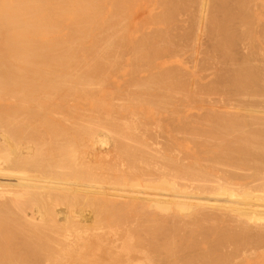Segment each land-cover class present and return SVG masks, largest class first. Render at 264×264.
<instances>
[{
	"label": "bare ground",
	"instance_id": "1",
	"mask_svg": "<svg viewBox=\"0 0 264 264\" xmlns=\"http://www.w3.org/2000/svg\"><path fill=\"white\" fill-rule=\"evenodd\" d=\"M12 1H15V0H12ZM12 1L10 0V1H8V3L7 4H5L6 2H7V0H0V37H2L1 35H3L4 37H5V35H9L10 36V38H12V36L10 35V34H15L16 35V38H17V36L18 35H22V37L24 36V37H29L28 39H30V40H27V43H29L28 41H30L31 42V40L32 39H35V38H33L34 36L33 35H37V33L38 32H40V30H35V28H40V27H38V25H41L43 22H45V24L48 26V24L47 23H49V22H47L46 23V20L47 21H50V19H51V17H50V19H49V17H48V15H47V18H45L43 15V17L45 18V21H42V19H41V21H42V23L41 24H38V22H37V20L34 18V15H36L37 16V14L36 13H38V12H42V10L41 9H44V7H42L41 6V4L39 5V3H42V2H44L45 0H16V2L17 1H19L18 3H15V4H13L12 3ZM46 1H48V0H46ZM51 1H53V2H49V3H51V5H52V3H53V5H54V1L55 0H51ZM56 1H58V0H56ZM55 1V3L57 4V5H61V4H64L63 5V7H67L68 6V4L67 5H65L66 3H64L63 1H65V0H59L58 2H59V4L57 3ZM69 1H71V0H69ZM75 1V0H74ZM81 1V0H80ZM83 1V0H82ZM90 1H94V0H90ZM89 1V3H87V1H83V2H85V3H81V5L79 6V9L82 7V5H83V7L81 8V10L80 11H82L83 10V12H84V10L86 11V13H85V15H86V17H89V16H92V14H94V13H91V15H89L88 13H87V11H88V8H89V6H90V8L89 9H91V7H94L95 5H97V2H95L96 4L95 5H93V6H91L90 5V3H92V2H90ZM109 1V0H108ZM116 1V0H115ZM114 1V2H115ZM128 1V0H127ZM131 1V0H130ZM146 1V0H145ZM148 1V2H147ZM146 2L147 3H149L150 1H152V0H147ZM160 1H162V0H160ZM176 1V0H175ZM174 1V2H175ZM179 1H182V0H179ZM186 1V0H185ZM191 1V0H190ZM194 1V0H193ZM195 1H197V0H195ZM195 1H194V3H195ZM209 1H211V0H208V2ZM223 2L225 1V0H222ZM248 1V2H247ZM254 1V0H253ZM257 2H259L258 0H256ZM256 1H255V4L257 5V3H256ZM61 2V3H60ZM77 1H75V3H76ZM107 2V1H106ZM110 2H111V0H110ZM132 2V4L133 3H135V5L138 3V2H140V1H138L137 2V0H133V1H131ZM144 2V1H143ZM169 1H167L166 3H168ZM183 2V1H182ZM199 2V5H197L198 6V8L196 9V7H195V9L197 10V13H195L194 12V15L195 14H197L196 16H197V18H196V20H195V27H194V30L192 29L193 27H192V24H193V22H194V19H191L190 20V18L191 17H189V15H188V20L189 21H192V24H190L191 25V29L193 30V35H192V38H190L189 39V41L192 39V45H191V50L189 51L188 49H186V50H188L189 52H191L189 55V59H185V60H187L185 63H184V61H183V64H176V66H172L171 68H169L168 67V64H167V62L165 61V62H162V63H159V64H156V65H154L153 67H152V65H150L151 67V69L150 70H148L147 72L146 71H144L143 69L144 68H142L141 70H143V72L141 73V74H137V78L135 79L134 77H133V75H132V78H134L135 80L134 81H132V84L133 83H135V86H133V85H131L132 87V89H135V87L136 88H140V89H138V90H142V88H141V86L143 87V84H144V82H145V84H147V87L149 88V90H153L154 89V87L156 86L157 87V85H153L152 84V82L153 81H151V80H153L155 77H151V78H153V79H149V77H147L148 76V74L147 73H149L150 75L152 74V73H154V72H157L158 73V70L159 71H164V72H162V73H164V77H166L167 78V80H168V77H170L169 78V80L168 81H170V80H172V79H174L173 77H180L181 78V76H183L184 75V77L185 76H187L188 78L187 79H183V78H181L182 80H184V81H186L187 83H185V84H187V86H188V90H187V95H189V97H186V98H190V95H192V94H194V96L196 97V96H198L199 98H200V96H201V98H205V96L203 95V93H202V95H200L199 96V94L197 95L196 94V92L195 93H192V94H190L191 92H192V90H197L198 89V85L203 81V79L206 77L205 75L204 76H202V75H200V72H202V70L203 69H199L200 70V72H198L197 70H198V66H199V62H201L200 60H202V58H200V57H204V55H201L203 52H202V50H204V49H200L201 48V42H200V39H199V37H198V32L200 33L201 32V30H202V23L204 22V17H205V15H207V14H205L206 12H208V11H206L205 12V9L207 8V7H209L210 6V4H212V3H210L209 4V6H207L206 7V3L205 2H207V0L204 2V0H199L198 1ZM208 2H207V5H208ZM214 2H215V0H214ZM222 2V3H223ZM231 2L233 3V1L231 0ZM228 3V1H227V3H228V7L227 8H229V4H232V3ZM236 2H240L239 0H237ZM244 1H242V3H243ZM245 2H247V3H252L251 1H249V0H245ZM245 2L243 3L244 4V7H243V10H245L244 8L246 7L245 6ZM49 3H46L45 2V4L46 5H48L49 6ZM77 3H79V2H77ZM76 3V4H77ZM98 3H100V2H98ZM101 3H103V1L101 2ZM105 3V2H104ZM119 3H120V0H119ZM128 3H129V1H128ZM152 3V2H151ZM158 2H157V0H156V4H157ZM165 3V5H169V4H166ZM177 3H178V1H177ZM189 3V2H188ZM197 3V2H196ZM195 3V4H196ZM219 3V2H218ZM225 3H226V1H225ZM247 3H246V5H247ZM249 3V4H250ZM16 4H18V5H16ZM55 4V6H57ZM70 4V3H69ZM74 2L72 3V5H71V9L74 7ZM88 5L87 7V10H86V7H84V5ZM107 5H109L108 4V2L106 3ZM106 4L104 5L105 7H106ZM111 4V3H110ZM116 4H117V2H116ZM121 4V3H120ZM130 4V3H129ZM129 4H128V6H129ZM132 4H130V5H132ZM139 4V3H138ZM145 5H151L150 3L149 4H146V3H144ZM144 4H143V9H139L140 11H141V13L143 12L142 10H144ZM172 4H173V1H172ZM175 4V3H174ZM181 4L182 3H180V6H181ZM187 4V3H186ZM198 4V3H197ZM214 4V3H213ZM212 4V5H213ZM224 4V3H223ZM234 4H236V3H234ZM240 4H241V2H240ZM252 4H254V3H252ZM12 6V9L13 10H11V9H9V8H11V6ZM13 5H15V8H13L14 6ZM42 5H44V3H42ZM46 5H44L45 7H47ZM79 5V4H78ZM78 5H75V7L76 6H78ZM98 5H100V4H98ZM97 5V6H98ZM125 5H127L126 3H125ZM159 3H158V7H159ZM164 5V6H165ZM179 5V4H178ZM191 5H193V3L191 2L190 3V7H191ZM218 5V4H217ZM217 5H215V8L217 7ZM239 5V4H238ZM18 6V7H17ZM41 6V7H40ZM73 6V7H72ZM110 6V5H109ZM109 6H107V7H109ZM114 6H115V4H114ZM123 6V5H122ZM133 6H134V4H133ZM172 6V5H171ZM183 6V5H182ZM189 6V5H188ZM214 6V5H213ZM220 6V5H219ZM227 6V5H226ZM225 6V7H226ZM51 7V6H50ZM53 7L54 6H52V9H53ZM96 7V6H95ZM95 7H94V9H95ZM112 7V6H111ZM116 7V6H115ZM125 6H123V8H124ZM138 8H140V5H138L137 6ZM137 7L135 8V9H137ZM141 7H142V3H141ZM155 7V3H154V6H153V8L152 9H155L154 11H156V10H158V11H160V10H162L161 8H162V6L160 5V7L161 8H158L157 7V9L156 8H154ZM173 7V6H172ZM179 7V6H178ZM224 7V6H223ZM234 7H236V6H234ZM239 7V6H238ZM251 7H252V10H253V5H250V6H248V9H251ZM258 8H260V7H264V0H261L260 1V3H258V6H257ZM256 7V8H257ZM7 8L9 9V11H7ZM49 7H47V9H48ZM61 8H62V6H61ZM61 8H60V10H59V14H60V17H63L62 16V10H61ZM77 8V7H76ZM75 8V10L74 11H72V13L73 12H75V11H78V12H80L79 11V9L77 8L76 9ZM84 8V9H83ZM98 8H99V6H98ZM113 8V7H112ZM111 8V9H112ZM117 8H118V6H117ZM122 8V9H123ZM130 8V7H129ZM131 8H132V6H131ZM146 8V7H145ZM150 8V9H151ZM175 8V7H174ZM184 8V7H183ZM192 8V7H191ZM191 8H190V10H191ZM212 8V7H211ZM232 8H233V6H232ZM241 8V7H240ZM240 8H239V10H240ZM255 8V9H256ZM46 9V10H47ZM51 8H50V10H52ZM55 9V8H54ZM57 9V8H56ZM63 9V8H62ZM71 9H70V5H69V7H68V9L67 10H65V14H67V12L66 11H70L71 12ZM93 9V8H92ZM103 9V8H102ZM106 9V8H105ZM104 9V10H105ZM110 8H108V11L109 12H111L110 10H109ZM116 9V8H115ZM119 9V8H118ZM133 9H134V7H133ZM160 9V10H159ZM171 9H173V8H171ZM170 9V10H171ZM179 9V8H178ZM182 9V8H181ZM187 9H189V8H187ZM194 9V10H195ZM214 9V8H213ZM219 9V8H218ZM231 9V8H230ZM237 9V8H236ZM242 9V8H241ZM262 10H261V12L260 13H262L263 14V9L264 8H261ZM49 10V11H50ZM100 10H101V8H100ZM99 10V11H100ZM104 10H101L102 11V13L104 12ZM113 10H114V8H113ZM120 10V9H119ZM123 10H125V9H123ZM122 10V11H123ZM127 10H128V12L126 13V14H124V16L122 15V18H121V20H123V21H121L120 19H118V20H120V24L122 25V26H124L123 27V29H122V27H120L119 26V28H121V30L123 31V33H122V31H120V29H119V31L118 30H116V34H119L120 33V35L121 36H123L122 37V40L120 41V39H121V37H119V35H117L119 38L117 39V40H119V42H117V44H115V45H117L116 46V51H118L119 52V48H118V46L120 45V43H122L123 44V41H124V43H125V48H127V43L129 44V43H132V41H133V39L132 38H134V39H136L135 38V35H133V33L136 31V29H135V27L137 28V26H136V24H137V21H139V16H141L140 17V20H141V18L143 17V15L145 14L144 12V14H137V12H138V10H134V12H132L133 10H131V12L132 13H129V10L130 9H128V7H127ZM164 10V9H163ZM162 10V11H163ZM165 10H168V8L167 9H165ZM182 10H184V9H182ZM208 10V9H207ZM225 10H227V9H225ZM232 10H234V9H232ZM238 10V9H237ZM247 10V9H246ZM54 11V10H53ZM89 11H91V10H89ZM96 12H98L99 13V11H97V10H95ZM94 10L92 11V12H95ZM118 11V10H117ZM121 11V12H122ZM139 11V12H140ZM145 11V10H144ZM161 11V12H162ZM173 11H175L174 9H173ZM176 11H177V9H176ZM179 11V10H178ZM189 11V10H188ZM187 11V12H188ZM231 11V10H230ZM248 11V10H247ZM45 12V10H43V13ZM58 12V11H57ZM64 12V11H63ZM136 12V13H135ZM164 13H165V11H163ZM170 12H172V11H170ZM180 12V11H179ZM177 13V14H180L181 15V13ZM191 12H193V11H191ZM211 12V11H210ZM210 12H208V13H210ZM216 12V11H215ZM219 12L221 13V10H219ZM224 12V11H223ZM223 12L220 14V15H222L223 14ZM228 12V11H227ZM234 12H238V13H240L241 12V10L240 11H233V13ZM243 12V11H242ZM258 12H259V10H258ZM49 13V12H48ZM48 13H46L45 12V14H48ZM51 13V12H50ZM49 13V14H50ZM53 13V12H52ZM54 13H56V11L54 12ZM53 13V14H54ZM72 13H70V14H72ZM77 13V12H76ZM82 13V12H81ZM102 13H99V14H102ZM108 13V12H107ZM106 13V14H107ZM112 13V12H111ZM116 13V12H115ZM114 13V14H115ZM123 13V12H122ZM125 13V12H124ZM156 13V12H155ZM166 13H167V11H166ZM190 13V12H189ZM214 13V12H213ZM218 13V12H217ZM216 13V14H217ZM229 13H231V12H229ZM244 14H249L250 15V17H251V19L250 20H252V14H255L256 13V10L254 11L253 10V13H251L250 12V10H249V12H243ZM40 14H42V13H40ZM40 14H39V16H40ZM53 14H52V16H53ZM58 14V15H59ZM69 14V15H70ZM75 14V13H74ZM96 14V13H95ZM105 14V15H106ZM150 14V13H149ZM149 14H148V16H149ZM158 14V13H157ZM168 14H169V10H168ZM171 14V13H170ZM187 14V13H186ZM211 14V13H210ZM215 14V13H214ZM224 14H226L225 12H224ZM64 15V14H63ZM77 15V14H76ZM82 15V14H81ZM80 15V16H81ZM84 15V14H83ZM88 15V16H87ZM109 15V14H108ZM108 15H106V17L108 16ZM120 15V14H119ZM146 15V14H145ZM164 15H166V14H164ZM172 15V14H171ZM185 15V13H183V17H185L184 16ZM193 15V16H194ZM218 15V14H217ZM228 15V14H227ZM226 15V16H227ZM231 15V14H230ZM236 15V14H235ZM235 15H233V16H235ZM243 15V14H242ZM245 15V16H246ZM259 15V14H258ZM258 15H255V17H256V20H257V16ZM264 15V14H263ZM39 16L37 17L38 19H39ZM49 16H51V14L49 15ZM67 16H68V14H67ZM71 16H73V15H70V17ZM78 16H79V13H78V15H77V21H76V23L78 22ZM79 16V17H80ZM95 16V15H94ZM112 15L110 14V17H111ZM116 16H117V14H116ZM150 16L151 17H153L152 16V11H151V14H150ZM150 16H149V18H150ZM155 16V15H154ZM160 16H162L160 19H162L163 18V15H161V13H160ZM168 16V15H167ZM166 16V18L168 19L169 17H167ZM182 16H181V18H182ZM192 16V15H191ZM193 16H192V18H193ZM213 16H215V15H213ZM219 16V15H218ZM226 16H224V18L226 17ZM232 16V15H231ZM240 16V15H239ZM244 16V15H243ZM241 17L242 19L243 18H245V20H246V17ZM248 16V15H247ZM262 16V15H261ZM42 17V18H43ZM59 17V16H58ZM66 17V15L63 17V18H65ZM74 17V16H73ZM73 17H71V18H73ZM85 17V16H84ZM96 17V16H95ZM101 17V16H100ZM100 17H98V18H100ZM106 17H104V25H105V21H106ZM113 17H114V15H113ZM118 17V16H117ZM116 17V18H117ZM172 17H173V15H172ZM180 17V16H179ZM220 17H222V16H220ZM238 17V16H237ZM253 17H254V15H253ZM255 17H254V19H255ZM260 16H258V18H259ZM263 17V16H262ZM262 17H260L261 19H262ZM41 18V17H40ZM76 18V17H75ZM97 18V19H98ZM112 18V17H111ZM116 18H114V19H116ZM144 18H146L145 16H144ZM148 18V17H147ZM155 18H157V17H155ZM178 18V17H177ZM176 18V19H177ZM180 18V19H181ZM185 18V19H186ZM208 18H211V17H208ZM227 18H230V16L229 17H227ZM234 18V17H233ZM240 17H239V21L237 22L238 24L240 23H242L241 25H236V22L234 21V24L236 25V26H238L239 27V29L238 30H240V28H242L243 26H244V24L243 23H246L245 25H246V27L244 28V29H242V31H241V33H242V35L243 34H246V35H249V36H247V37H242V39H246L245 40V42H244V40L242 41L241 39L239 40V39H237V46H238V48L237 49H239V51H237L238 52V55L236 56V57H234V60H231V61H227L228 63H229V65H228V63H225L226 65V67H223V68H225V70L223 69V71H225V73H227V74H224L223 76H222V78H221V80L222 81H219V80H216L215 79V81H219V82H221L220 84H221V86H218V82H217V86L219 87H217L218 89H216L215 90V92H212L211 93V95H207V93H206V97L207 98H205L206 100H204V101H202L201 103H203L202 104V106H200V105H198L197 103L199 102L195 97V99L198 101L197 103H194V104H196V106L198 105V107H197V110L198 111H206V114H207V117H209V118H213L212 116L213 115H209V114H216V115H225V116H230L229 117V119H228V117H226L227 118V121H226V119H225V117H223V116H219V117H217L216 115H215V119H217V120H219V118L221 119V117H223V121H224V123H221L222 122V119H221V124L219 123V122H217V124H215L214 123V121L213 120H210V121H206L208 118L207 117H204V115L205 114H203V115H201L200 117H201V119H200V117L196 120V118L197 117H195V121H200V122H202L203 120H205V122L203 121L202 123H205V125L204 126H206V125H209V126H211V124H213L214 123V125H215V127L217 126L218 128H220V126L221 125H223L224 124V126H225V129H228V124L230 123V121L229 120H231L232 122H233V119H230V118H235L236 120H238L237 118H240L239 120H240V122L242 123V124H244V121H245V119L247 120L248 119V122H250V124H248V126H245L247 123V121H245V124L243 125V126H241V123H237L238 121H236V122H234V126L232 125L233 123H231V124H229V128L230 129H232L231 128V126L233 127V130H232V132H234V130H235V128H236V130H237V128H238V130H240V131H238L239 132V139H240V137L242 136V137H244V135L247 137V140L250 142H248L247 140L245 141V140H243L244 142H245V145H247V143H249L247 146H244V149H246L245 147H248L250 144H253L252 142H256V146H254V144L253 145H251L250 147H252V148H254V149H252V148H250V147H248V150L249 151H245V152H243L242 153V146H241V149H239V150H241L240 152H241V154L237 151V148H236V151H235V149H234V141H233V146L234 147H232L231 146V148H233V150L235 151V152H238L240 155H237V154H235L234 153V151H232V149L230 148V145H231V143L230 144H227L226 145V149H223V147H225V146H223L222 148L220 147V145H222V142H223V140H224V138H222V140L219 138V137H222L221 135H223L224 136V126H222L220 129H221V131L223 132V134H221L222 132L221 131H219V130H217L216 128H214L213 126L214 125H212L211 126V130L213 131V130H217V131H219L218 132V134H219V137H218V140H217V137L215 136L216 134H217V131H215L216 132V134H212L214 137H216V142L215 143H217L218 144V146L217 145H214V143H213V141H215V139H213V137H212V139L209 137L210 135H208L209 133H211V130H210V132L206 135V131L208 130V126H207V130L205 129V134H203L202 132H200V133H202V134H200V135H198L197 137H196V135H194L193 133L194 132H196V131H194L193 133H191V131L189 132V133H191V134H186V136L189 138V135H190V139H192V138H194V136L196 137V138H194V139H197V142H199V138H203L204 137V144H199V143H201V141H203L202 140V138L200 139L201 141L198 143L199 145H195V143L193 142L194 141V139H192V141H190V145H189V143H188V145H189V147L190 148H192V142H193V144L196 146V150H191V151H189L190 150V148L185 152V150L187 149V148H185L184 146H183V148L182 147H180L181 149H183V151L184 152H182L181 151V153H180V149H179V151L176 149H174L173 148V150H171V154L170 155H168V156H165L164 154H162V152L164 151V150H162L163 148H164V145L166 144L167 145V143H164V145H162L163 146V148L161 149V148H159L160 146H159V144L157 143V140L155 139V136L156 137H158L157 135H159L160 134V131L158 130V128H159V126L161 125V126H163V122L162 123H160L159 121H158V123L160 124H158V126L155 124V123H152V121H151V123L150 124H154V126L155 127H158L157 128V130H156V128L154 127V129L156 130V131H159V134H158V132H156V134H155V136H154V139H153V142H150V141H152V139H150V134H153V133H155L153 130H152V132H150V134H146V135H148L149 136V138L145 135V133H144V131L145 132H149V130L150 129H153V127L151 128V125H150V129H149V124L148 125H146L147 126V128H145V122L144 123H142L143 124V126H141V128L143 127V129H141V130H143V133H142V131L140 132V131H137L138 130V128H140V126L138 127L137 125H136V123L138 124V125H140L139 123H141V122H139V120H137L138 119V117L139 116H143V115H146L144 112H143V107H147V111H148V113H149V111H150V109H148L150 106H149V104L151 103H153L151 100H148V99H152L153 101H155L156 99H157V101H159L161 98V100H163V98L165 99V98H167L168 99V96L169 97H171L172 95H174L175 93H176V91L175 90H177V89H175L176 87H177V85H176V87L174 88V94L172 93V92H168V91H170V89H171V87L170 86H166L165 84H166V82H164V81H166V80H162V85L164 84L165 85V87L166 88H168V91H166L167 93H164V95L165 94H167V95H165V96H162V95H159V97H156L157 96V94H155V96H152V94H153V92H154V90H153V92H151V93H149L150 91L148 90V88H147V90L149 91V92H146L145 91V89H143L142 91L144 92L145 91V93H141V95H140V91H138L137 89H135V90H132V92L134 91V92H136V90H137V92H139V97L141 98V99H143L142 101H141V99L137 96L138 94H133L132 92H130V91H127L128 89H129V87H130V85L127 83V82H124L125 84L127 83L128 84V86H127V84L125 85L124 83H121V85L122 84H124L125 86L123 87V91H124V88L126 89L125 90V92H126V95L125 96H127V98L129 99V97H130V95H131V99H132V101H131V99H129L131 102H133L135 105L137 104V102H138V107L139 106H142L143 105V103H144V105H145V103L146 104H148L147 106H144L143 105V107H141V110H139V111H141L140 112V114H139V111H138V113H136L137 112V110H135L136 112H134V113H136V114H132L131 115V117H129L128 115H125V114H123V115H125L124 116V119H125V117H127V118H131L132 120L134 119V117H135V119H134V125H135V127L134 128H136V131H134V128H132L133 129V131L131 130V129H129V128H131L132 126L131 125H133V124H131L133 121L130 119L129 120V122H131L130 123V126H128V122H127V124H126V126H127V131H125V128H124V133L122 132V130H123V127L125 126V124H120V126L122 125L123 127H121L120 129H122L121 130V132H120V129H117V130H112V129H114V128H112V127H114V123H116L117 121V123H116V127H118L119 126V122H121V121H119V120H117L116 122L114 121V120H116L117 118L119 119V117H116L115 116V114L117 113L119 116H120V114H119V112H117V111H121V110H123V108L125 109V110H127V105L128 106H130L129 104H127V103H124V105H126V106H123L122 104H123V102H122V109H120V108H118L117 109V104L116 103H114V102H116V101H114V102H111L110 104H109V106L111 105V104H115L116 105V108L114 107V105L112 106L111 105V109H113V108H115V109H117V111H115L114 112V109H113V111H111V112H109V113H111L112 114V112H114L113 113V115H109V113H107V114H104V113H102L103 112V110H100L101 109V107H99L98 105L100 104V106H104L105 105V103L104 102H106V101H98L96 98V100L93 102V103H95L96 101H97V106H93L92 105V108L93 109H95V110H97L96 112H95V110H93V111H91L89 108H87V103H81V101L83 100V99H75L74 100V98H71V97H67L68 95H70V92L71 91H74V92H72V94H74V93H77V92H79V91H81V89H83L82 90V92H80L82 95L83 94H85V96L86 95H88L87 93H89L90 94V92H92L91 94H90V96L91 95H93L94 94V96H95V93H97V91L95 92V89L96 90H99L100 91V85H104V84H102V82L104 83V81H106V79L104 78V75L102 74V72H101V74L100 75H103V81L102 82H100L101 81V78L99 79L98 78V80H100L98 83L96 82V81H94L95 82V84H94V82L92 81L93 79L95 80V76H96V74L97 73H93V74H91V75H95V76H92V77H95V78H90V79H92V80H88V78L89 77H87V81L85 80L84 81V79H86V77H84L85 76V74L87 73V71H86V73H85V71H83L82 69H84V66H85V63H84V66L83 67H77L78 69H80V70H78V72H79V78H83V79H81V82L79 81V78H76L77 77V73H76V70H77V68H74L75 66H71V60L69 61V59L72 57V56H69L68 57V60L66 59L67 57H65V59L66 60H64V58H62L65 62H67V63H65L64 62V64L63 63H61L62 64V68H61V64H56L57 65V68L59 67L60 68V71L62 70V69H64L63 67H65L64 65L65 64H68V63H70L69 64V66L71 67V68H74V69H71V70H74V75L73 74H71V73H73L71 70H69V72L70 73H68V71L66 72V74L67 75H72V76H74V77H70V78H72V79H70V80H72V82H74V85L76 86V87H79V86H81V88H79V89H74V85H73V83L72 82H70V84L68 83V82H65L64 81V79L62 80V81H64V83H67L68 85H70V86H68V85H66V84H64L63 83V85H66V88H64L65 90L62 92V90H63V87H65V86H61V83L59 82L61 79H58L57 78V76L59 75L58 73H56V75L55 74H53L52 72H50L51 71V69L53 70V67L55 68V65L54 66H51V64H50V71L49 70H47L46 69V67L47 68H49L48 66H49V63L48 64H44L43 65V63L45 62H41L42 64H41V67H43V68H45V69H43V68H41L40 66H39V64H37L36 62H35V64H33L34 63V59H32L33 60V65L32 66H34V65H38V68H37V66H34V67H30V63H31V59H29V56H30V52L29 51H31L32 52V50L30 49V47L34 50L33 52L34 53H36L37 51H35L37 48H35V47H37V45L39 44V41H37L38 43H34V42H31V43H33L32 45H31V43H30V47H29V51L28 50H24V51H26L27 52V56H25V52L23 53H21V54H19L18 52V50L19 49H22L23 47H22V42L23 41H20L19 40V42L20 43H17L18 41H15V39L13 40L14 41V43H17V45L19 44L20 45V47L21 48H19L18 49V47L16 48V46H15V44L14 45H12L13 44V42H11V49H13L14 50V47L16 48V49H18L17 50V53L19 54V56H22L21 57V59H20V57L18 56V54L16 55L15 54V50L13 51L14 52V55H16V56H18L19 57V60H21L20 62H22V60L23 59H25V58H27L26 59V61H28L29 60V66H24L26 63V61L24 60L22 63H19L18 61L15 63L16 65H18V64H23V66L21 65H18V66H16L14 63H13V65H15V66H10V65H12L11 64V62H13L12 60H8L9 62L7 63V61L5 60V59H10V58H5L4 59V55H2V57H3V59H1V57H0V60L2 61H6V64H8V65H6V64H4L5 62H3L2 61V65L4 64V65H6V66H2V65H0V260H7L6 261V263H8V264H12L11 262L12 261H8V260H19L18 262H20V260H23V261H21V263H18V264H43V263H41L40 262V260L42 261H44L45 260V262L47 261V263H48V260L49 261H52V260H56V262L58 261V260H64V263H67V261H65V260H80V261H82L84 264H99V260H101L100 258V254L101 253H99V251H97V250H94L92 247L95 245L96 247H97V245H98V247H100L101 246V240L103 241V238L104 237H101V235L102 234H104L105 233V235H106V232H104V228L107 226L106 224H108V221H107V223L105 224L106 226H104V227H102V226H100V225H97L96 226V223H98V224H100V223H102V222H100L99 223V221L98 222H96L97 220H96V218L98 217V215L96 216V218L94 219V218H92V219H90V220H88V226H90V225H93L92 223L90 224L89 223V221H91V220H95L94 222H95V226H94V228H93V230L94 229H98V226H100L99 227V229L101 228L102 229V231L103 232H100V231H98V233H101L100 235L98 234V233H94L95 235V237H96V235L98 234V238H99V236L101 237V238H99V240L98 241H96V239L97 238H95V241L94 242H92L94 239L93 238H91V239H93V240H91V245H92V247H91V245L89 244V240H88V238L86 237H82L83 235H81V232H83L84 234H85V236H86V230L87 229H84V227L86 228V223H87V214H90L91 215V212L90 213H88V211H93V210H97L98 209V211H100L101 210V212L102 213H97V214H99V216L100 217H98V218H101V214H103L102 215V218H103V216H105L104 215V213L105 212H108V208L107 207H109V205L107 204H104V203H100L99 202V206H102V207H99L98 205H96L97 203H93V208L95 207V209H91V206H92V203H90L91 202V200L94 198V194H97V193H99V194H97V196L98 195H100L101 197L103 196V195H101V193H103V190L101 189V186H102V184L100 185V186H96V185H93L92 183L93 182H89V181H91L90 180V173H89V169H90V165H89V159H88V157L90 158V156H88L89 155V153L94 149L93 147H95V145H96V147H100V148H102V147H104V148H106L105 147V145L108 143L109 144V142L111 143V141L112 140H115V138H116V140H118L116 143L117 144H119V142H120V144H123L122 146L120 145V147H119V145H117V144H114V143H112V144H114V145H117L116 147H119V148H117L118 149V151H120L121 153H122V156H124V159H126L125 160V162H123L124 160L123 159H121V157H120V159L121 160H123V161H121L122 162V164L123 163H128V159L129 158H131V157H135L134 159L133 158H131V160L130 161H132V162H129L130 164L132 163V167L130 166V164L128 163H126L127 165H124V167H123V175L126 173L127 174V172H128V174L130 173H132V169H134L135 168V172L136 173H138L139 174V171L141 172V178H139V176H140V174H139V176L135 173V172H133L134 174H136L137 176H138V178H135V177H133V176H135V175H129L128 177L125 175V177H121L116 183L118 184V185H120V186H118V187H111V186H113V185H111L110 187L112 188V192L110 193V194H113L114 195V197L115 196H117V197H122L123 199H115L114 197H113V195L111 196V197H113V198H110L109 200H111V201H113V200H115L116 202H114L115 204H113L111 201L109 202V203H111L112 205H114V208L113 209H118L119 210V208L121 207V206H119V205H122L121 203H119V201L120 200H123V205H125V206H128V207H130V209L131 208H139V209H144L145 210V212H144V210H142L144 213H146V211L148 210L149 212H150V215H154V217H153V219H156V218H159L160 216H167V218L169 217V216H171V220L173 219V218H178L181 222H183V224L184 223H188V222H184L183 221V219L185 220V219H187L186 221H191V222H193V223H190V225H192V227H194V224H195V222H196V224H195V230H196V228H197V226L196 225H199L200 224V222H202L203 221V223L204 224H202V225H205V224H208V221H209V219H206V218H210L211 220H212V222H213V225H214V223H215V229H214V227H213V225L210 223L211 222V220L209 221V225H212V229H214L213 231H215L216 233H217V227H219L220 226V223H219V221L218 222H216V218H220L221 217V219H219L220 221H223V225L225 224L226 225V227L224 228V230H223V234L225 233L224 231L230 226V225H232V224H234V226H236V231L238 230V232H240V231H242V228H243V231L240 233V234H242V233H244V229H246L247 230V233L248 234H243V235H247L246 237L244 236V239L242 238V236H239L240 234L238 233V235H237V232L234 230L235 229V227L233 226V227H230L227 231H230L232 228H233V231H234V233L236 234V235H231V237L232 236H237V238L235 239V240H237V239H241L246 245L248 244V247L245 245L244 246V243L242 244V243H239L240 242V240H239V242H238V245L240 244V245H242V246H240L241 248H243V246L244 247H247V248H244L245 249V251L242 249V251H241V249H240V251H238V250H236V249H238L239 248V246L236 248V246H237V244L235 243V245L236 246H234L235 247V249L233 248V249H231L229 246H230V244H233L234 242V240H232V243H230L231 241H230V239H232V238H228L229 240V245L227 244V240H226V242H225V244L226 245H228L227 247H229V248H226V249H222L223 248V245L224 244H222V248H221V250H228V249H231V250H234V251H226V252H223V251H221V253H223V254H225V253H231V255L229 254H227L226 256H228V259H227V257L226 256H224L223 254V258L222 259H224V258H226L227 260H217L218 259V257H220V256H218L219 255V251H220V249L219 248H217V249H219V251L216 253V251L215 252H213V254L214 253H216L217 254V256H213L212 254V256L214 257H211V256H209V255H207V256H209V258L207 257V256H204V257H207L208 259H206L205 260V258L203 257V255L202 254H200L199 253V251L201 250V247L203 246L202 245V243H201V245H200V247L199 246H197V248H195V247H190V245H189V242H186L188 245H189V247H184V248H179L178 246H179V244L177 245V246H175V244H174V247L172 246V244H173V242L176 240L177 241V239H173V241H172V236L175 238V236L174 235H176L177 233V231H178V229L180 228H186V224L185 225H183L180 221V224H182V225H180L179 223H177L176 221H175V219H174V221L176 222L175 224H173L174 222L173 221H171L170 219H168V220H170V222L168 223L167 222V220H166V224H169V226H170V223H171V227H169V228H173V226L175 225L176 226V224L177 225H179V226H181V227H179V226H176L175 228H176V231H175V233H174V231L172 230L171 231V233H170V235H169V233H167V231L165 232L164 231V233H163V235L164 234H168L170 237H171V239H170V237H166V241H165V246H164V244H161V240L160 241H158V239H156V237L154 236V238L152 239V237L150 238L149 237V235L151 236V235H153L152 233H154L155 234V232H156V230L154 231V230H149L147 227L149 226V228L150 229H153L152 227L154 226V228L155 227H157V226H155V225H159L161 228L163 227V230H164V228L166 229V227L165 226H168V225H165V222H163L164 220V218L162 219V220H156V221H158L160 224H161V222H163L161 225L158 223V224H156V222H155V220L154 221H152L153 219L151 218V217H149L150 215H149V213H148V211H147V213H146V215L145 214H142V212H140V214H138L139 212H138V210H135V211H137L138 213V215H136L135 214V211L133 210V212L132 211H130V209H127L128 207H125V206H123V209L125 210V208L131 213L130 214V218L128 219V220H130V221H132L133 220V218H132V216H139V217H141V218H139V219H142V220H144L143 221V225L141 224V225H139V228H138V223L140 222V223H142V221H140L139 219H138V221H137V224H135V223H132V224H135V226L137 227L136 228V230L138 229H140V228H142L143 226H144V223H145V221H146V223H147V221H148V223H147V225L150 223V225H148V226H146V223H145V226H146V230H149L150 231V233L151 234H149L148 232H147V234L148 235H146L145 233L146 232H144L143 230H144V228H142V229H140V231L139 232H141L142 231V233H143V235H145L144 237L145 238H143L144 239V241H142L143 239H141L140 240V234L141 233H139L138 234V238L136 239V240H138V242L136 241V240H134V239H132V240H134V241H136V242H134V241H131V242H133V243H135L136 245H139L138 246V248H141L140 249V251H139V253H141V251H142V249L144 248L143 246V244H142V242H144L145 243V239L146 238H148L149 239V242H150V244H149V242H146V244H145V247L146 246H148V247H146L147 248V250H149V249H154V246L157 244V242H160V244H161V246L160 245H158V249H157V251L159 250V248L161 249L160 251H162V252H164V251H166V252H164V255H166L165 253H167V254H175V252L178 250V253L176 252V254L174 255V257L172 258V259H170L169 260V257L171 258V256H173V255H171L170 254V256L169 257H167L166 258V256H164L163 254L161 255L160 253H158V252H153L152 250L151 251H144V254L145 255H143V251H142V253L140 254V255H142V257H147V259H149V258H151V259H149V260H144V258H142V257H140L141 259H142V261L141 260H137V259H140L139 257H137V256H134V257H132L131 259H130V257H129V255H130V253H129V251L131 250L132 252H131V254L132 253H136V251H138V249H136L137 248V246H135L134 244V246H135V248L132 250V248H131V246H130V244H129V246H128V244H127V241L126 242H124V244H123V246L121 247L120 245H121V243H114V242H111L110 241V239L111 238H113V241L115 240L116 242H118V240H119V238L121 239V241H122V239H125L126 240V236L127 235H125V237H119L118 239H117V237L115 236V234H114V236H110V238H107V237H109V236H107V237H105V238H107L106 239V243H107V240L109 239V241L111 242L110 244L109 243H107V244H109V246L112 244L113 246H116V248L115 247H109L108 245V247H106V243L105 244H102V246H105L106 248H105V250H107L108 251V253L107 254H115L114 253V249H117V250H119L118 248H120V252L123 254V255H126V254H128L129 253V255H127V256H124L126 259H130V260H126L127 262H126V264H129V262L131 261V260H133L135 257V260H137L136 261V263L135 264H147V262L148 263H150L152 260H153V262H151V264H161V262H162V260H163V258H166L165 260H163V261H168L169 260V264H171V262H173V260H174V263L173 264H264V102H263V105H262V103H260L261 101H263L264 100V98L262 99V98H260L259 99V95H261V94H258V92H256L255 93V89L253 90V94H252V92H250V91H248L249 89H247V84L245 85V83H243V81H247V79H249L250 78V81L252 80L251 78L252 77H254L255 78V76L254 75H256V74H259V77H260V79L259 80H263L264 79V56H263V52H264V47H263V45L264 44H262V43H264L263 41V39H264V30H262L261 31V29H260V31H259V33H260V36H258V34H257V37H255L256 35H254V33L255 32H252V31H250V29L247 27V26H251L252 24L253 25H255V26H253V27H256L257 25L256 24H259V23H261L262 25H258L259 26V28L261 27V26H263V24H264V21L262 22H260V18L258 19V21H256V22H250L249 20H248V18H247V20H248V22H246V21H243V22H240V19H241ZM57 18H55V20H56ZM68 19V18H67ZM82 19V18H81ZM89 19H92L91 17L89 18ZM89 19H86V20H88L90 23L89 24H91L93 21V19L90 21ZM97 19H95V20H97ZM110 19V18H109ZM152 19V18H151ZM158 19H159V17H158ZM164 19V18H163ZM163 19H162V21H163ZM170 19H172V18H170ZM174 19V18H173ZM185 19H184V25H186L187 23H191V22H187L186 23V21H185ZM213 19V18H212ZM214 19L216 20V18L214 17ZM264 19V18H263ZM40 20V19H39ZM38 20V21H39ZM44 20V19H43ZM55 20H54V22H55ZM60 20H61V18H60ZM112 20H113V18H112ZM117 20V21H118ZM149 20V19H148ZM156 21H158L157 19H155ZM169 20V19H168ZM207 20V19H206ZM206 20H205V22H206ZM219 20L221 21V19L219 18ZM227 20V19H226ZM235 20V19H234ZM41 21H39V22H41ZM68 21H69V19H68ZM67 21V22H68ZM71 21H73V20H71ZM70 21V22H71ZM80 21V20H79ZM98 21H99V19L96 21L97 23H93L94 24V27L96 26L95 24H97V26L96 27H98L99 25H98ZM108 21V20H107ZM149 21H151V20H149ZM162 21H158V23H161ZM165 21V20H164ZM167 21V20H166ZM208 21V23H209V21H210V19L209 20H207ZM229 21V20H228ZM233 21V20H232ZM242 21V20H241ZM51 22L52 23H50V25L47 27V28H44V29H46L45 31H47V29L49 30V28H50V35H54V36H52L55 40H56V42H54V39H52V41H49V39L51 38H49L47 41H46V43L49 41L50 43L52 42V46L53 47H51L50 45H49V43L46 45V43L44 44H42L41 42L43 41H41L40 42V44H39V47H38V49H39V51L37 52L38 53V55L37 56H43V55H45L46 57H47V53L49 52V51H51V49H49V48H53L54 50H55V52L56 51H60V52H64V51H68V52H70V47H73V50H74V53H75V50L77 51V50H82V52H83V50L84 49H86V47L87 46H85L84 45V47H82L81 49H80V45H81V42H82V44H84L83 43V41L82 40H84L85 38H88L89 36H88V34L87 33H89V32H86L85 34H87L86 36L87 37H85V36H82L81 34H82V31L80 32L79 31V33H81V34H79L78 33V30L79 29H76V31H75V33H77V34H79V36L81 35L82 37H85V38H79V36H78V40H79V42H77L78 43V46H76L75 45V42L74 41H76L77 39L76 38H74L73 37V40H67V38H65V32L63 33V35H61V34H59L60 33V31H59V29L62 31L63 29H64V27L62 26V24H65V23H63L64 22V19H63V22H59V21H56L57 22V24H58V22H59V24L60 23H62L61 25H60V27H59V29H57V24H56V22H55V24H56V26L54 25V23H53V20H51ZM66 22V23H67ZM74 22H75V19H74ZM85 22V24H86V21L84 20L82 23H84ZM103 22H101V23H103ZM109 22V21H108ZM122 22L124 23V25L122 24ZM170 22V21H169ZM176 21H174L173 23H175ZM177 22H178V20H177ZM181 22V21H180ZM213 22V21H212ZM224 22H225V20H224ZM230 22V21H229ZM4 23H6L5 25H6V30H2V28L3 27H1V26H4ZM69 23V22H68ZM81 23V24H82ZM100 23V24H101ZM111 23V22H110ZM117 23V22H116ZM143 23V22H142ZM142 23H141V26H140V28H142ZM145 23H147V22H145ZM149 23V22H148ZM157 22H156V24H158ZM165 23V22H164ZM164 23H162V24H164ZM171 23L172 22H170V24L169 25H171ZM186 23V24H185ZM207 23V22H206ZM218 23H223V22H218ZM226 23V22H225ZM224 23V26H227L226 24ZM231 24L233 23V22H230ZM251 24V25H248V24ZM78 24V23H77ZM80 24V23H79ZM84 24V25H85ZM88 24V25H89ZM92 24V25H93ZM112 24H113V22H112ZM112 24H110L109 26H107V24L105 25V26H107V27H104V25H100L102 28H105L104 30H105V32L107 33V28H109L108 30H109V33H107V37L109 38L110 36L109 35H111V33L113 34V35H116L115 33H113V32H115V30L113 31V27H115V29H117V25L119 24V22H118V24L117 25H113L112 26ZM119 24V25H120ZM152 24V23H151ZM166 24H167V22H166ZM175 24H177V23H175ZM203 24H205V23H203ZM210 24V23H209ZM208 24V25H209ZM213 24V23H212ZM230 24V25H231ZM233 24V25H234ZM45 25V26H46ZM67 25V24H66ZM83 25V24H82ZM82 25H80V27L82 26ZM88 25H87V27H88ZM160 25V24H159ZM180 25H181V23H180ZM188 26H189V24H187ZM186 25V27L185 28H187L188 26ZM211 25V24H210ZM218 26H219V24H217ZM229 25V26H230ZM233 25H231L232 27H233ZM42 26H44V24H42ZM44 26V27H45ZM61 26L63 27V29H61ZM65 26V25H64ZM68 26V25H67ZM70 26V25H69ZM72 26V25H71ZM74 26V25H73ZM99 26V27H100ZM110 26H112V27H110ZM146 26V25H145ZM144 26V27H145ZM162 26V25H161ZM164 26V25H163ZM168 26V25H167ZM177 26V25H176ZM175 26V27H176ZM204 26H206V25H204ZM216 26V25H215ZM241 26V27H240ZM258 26H257V28H258ZM66 27V26H65ZM83 27V26H82ZM98 27V28H99ZM131 27H133L134 29H131ZM153 28H154V24H153V26H152ZM151 27V28H152ZM172 27V26H171ZM174 27V26H173ZM174 27V28H175ZM178 27V26H177ZM212 27V26H211ZM222 27V26H221ZM42 28V27H41ZM68 28V27H67ZM66 28V29H67ZM74 28V27H73ZM78 28H79V26H78ZM84 28H85V26H84ZM89 28V27H88ZM96 29V30H100L101 28H99V29ZM111 28H113V29H111ZM146 28H148V27H145L144 28V32L146 31V33H147V31H148V29L147 30H145ZM153 28H152V33H153ZM156 28H160V26L159 27H157L156 26ZM156 28H154V29H156ZM165 28V27H164ZM167 28H169L170 29V27L168 26ZM181 28V27H180ZM179 28V29H180ZM183 28V30H184V27H182ZM214 28V27H213ZM213 28H211V32H212V29ZM234 28V27H233ZM233 28H231V29H233ZM251 28V27H250ZM4 29V28H3ZM44 29H42V31H41V33H43V30ZM87 29V28H86ZM92 29H95V28H92ZM110 29L113 31V32H111L110 31ZM139 29V28H138ZM166 29V28H165ZM168 29V30H169ZM172 29V28H171ZM177 29V28H176ZM204 29H206V28H204ZM231 29H228L229 31L231 30ZM262 29H264V27L262 28ZM82 30H83V28H82ZM143 30V29H142ZM149 30L151 31V29H150V27H149ZM157 30V29H156ZM182 30V29H181ZM208 30V29H207ZM215 31V33H216V28L214 29ZM217 30H219V29H217ZM220 30H222L221 28H220ZM224 30H226V32H227V29H225L224 28ZM234 30V29H233ZM254 31H255V29H253ZM4 31V32H3ZM44 31V32H45ZM48 31V32H49ZM71 31H74L73 29L71 30ZM85 31V30H84ZM87 31H88V29H87ZM101 31V30H100ZM138 31V30H137ZM140 31V30H139ZM138 31V32H139ZM174 31V30H173ZM187 31H189V29H187L186 30V32ZM236 31V30H235ZM257 31H258V29H257ZM256 31V32H257ZM69 32V31H68ZM96 32V31H95ZM95 32H93L94 34H95ZM103 30H102V32H99L98 31V33H99V36H97L96 34L95 35H93V37H94V39L96 38L95 36H97V38H99L100 37V35H102L103 34ZM104 32V33H105ZM117 32H119V33H117ZM141 32V31H140ZM139 32V33H140ZM143 32V31H142ZM149 32V31H148ZM166 33L165 32V30L163 31V29H159V31H157L156 33H155V35L157 34V33H159V34H162V33ZM170 32V31H169ZM171 32H172V30H171ZM175 32V31H174ZM177 32V31H176ZM183 32H185V30L183 31ZM182 32V33H183ZM190 32V31H189ZM189 32H187L186 34H188ZM202 32H204L203 34H205V31H203L202 30ZM201 32V33H202ZM211 32H209V33H211ZM221 32V31H220ZM69 33H71V32H69ZM84 33V32H83ZM97 33V32H96ZM100 33H102V34H100ZM106 33L104 34V35H106ZM151 33V34H152ZM178 33V32H177ZM181 33V32H180ZM181 33V34H182ZM191 33H192V31H191ZM190 33V34H191ZM223 33H224V31H223ZM258 33V32H257ZM39 34V33H38ZM46 34V33H45ZM48 34V35H49ZM84 34V35H85ZM142 34H144V33H141L140 35L142 36ZM158 34V35H159ZM169 34V33H168ZM167 33H166V35H168ZM176 34V33H175ZM185 34V33H184ZM214 34V33H213ZM225 35H227L226 33H224ZM232 34H233V32H232ZM236 34V33H235ZM238 34V33H237ZM42 35H44V34H42ZM70 35V34H69ZM72 35H74V32L72 33ZM111 36L110 38H114L115 39V43H116V38H117V36ZM132 35V36H131ZM145 35V34H144ZM150 35V34H149ZM154 35V36H155ZM165 35V34H164ZM171 36L173 35L174 36V34H170ZM170 35H168V36H170ZM178 35V34H177ZM206 35V34H205ZM219 35H221L220 33H219ZM218 35V33H217V35L215 34V36H214V40L216 39L215 37H217V36H219ZM231 35V34H230ZM254 35V36H253ZM8 36V37H9ZM31 36H33L32 38H30ZM40 36H41V34H40ZM39 35H38V38L40 37ZM137 37H138V35H136ZM141 36H140V38L139 39H141ZM146 37L148 36V35H145ZM151 36V35H150ZM153 36V37H154ZM157 36V35H156ZM168 36H166V37H168ZM172 36V37H173ZM179 36V35H178ZM211 36V35H210ZM235 36H237V35H235ZM234 36V37H235ZM239 36V35H238ZM262 36V37H261ZM18 37H21V36H18ZM66 37H68L67 35H66ZM144 37V36H143ZM146 37H145V42L144 43H146L148 40H146ZM152 37V38H153ZM158 37V36H157ZM157 37H155V38H157ZM165 37V38H166ZM180 37V36H179ZM179 37H178V39H179ZM184 37H187V35L185 36L184 35ZM189 37H191V36H189ZM207 37H209L208 35H207ZM225 37V36H224ZM230 37H232V36H230ZM230 37H229V39H230ZM234 37H232V38H234ZM3 38V37H2ZM6 38L7 37H5L4 39L6 40ZM70 38H72V37H70ZM101 38V37H100ZM108 38H105L104 39V41H99V43L100 42H103V43H101L100 44V46L102 47V46H104L105 44H106V46L108 45V48H107V51H108V49L110 48V47H113L114 48V45L113 46H110L112 43H113V41H111V42H109L108 43V41H109V39ZM160 40H162L161 38V35H160ZM158 38V39H159ZM174 38H176V37H174ZM220 38H222V37H220ZM8 39V38H7ZM18 39V38H17ZM16 39V40H17ZM26 39V38H25ZM37 39V38H36ZM41 39V38H40ZM47 39V38H46ZM93 38H91V41L93 42V40H92ZM107 39H108V41H107ZM138 39V38H137ZM150 39V38H149ZM170 38H168L167 40H169ZM212 39V41L214 42V40ZM218 39V38H217ZM216 39V40H217ZM12 40H9V41H12ZM23 40H24V38H23ZM51 40V39H50ZM90 40V39H89ZM100 40H103V38H101ZM111 40V39H110ZM113 40V39H112ZM142 40V39H141ZM151 40V39H150ZM154 40V38L151 40V41H153ZM155 40H157V39H155ZM154 40V41H155ZM166 40V41H167ZM171 40V39H170ZM180 40H181V38H180ZM187 40V39H186ZM185 40V38H184V41H186ZM230 40H232V39H230ZM263 40V41H262ZM8 41V42H9ZM25 42H23L24 44H27L26 43V40H24ZM35 41V40H34ZM81 41V42H80ZM90 41V43H92ZM140 41V40H139ZM143 41H144V39H143ZM151 41H150V43H148L149 45L151 44L152 45V43H151ZM153 41V42H154ZM163 41V40H162ZM172 41V40H171ZM179 41V40H178ZM221 41H223L221 44H223L224 43V40H221ZM1 42H3L4 43V41L2 40V41H0V43ZM5 42H7V41H5ZM7 42V43H8ZM36 42V41H35ZM44 42V41H43ZM54 42V43H53ZM85 42H86V39H85ZM97 42V41H96ZM96 42L94 41L93 42V44L95 43L96 44ZM142 42V41H141ZM141 42H139L141 45L143 44V43H141ZM149 42V41H148ZM157 42V44H158V41H155V43ZM180 42V41H179ZM187 42V41H186ZM215 42H217V41H215ZM228 42H230L229 40L227 41V43ZM74 43V44H73ZM76 43V44H77ZM89 43V44H90ZM135 43V45L136 46H134V44L132 45V44H129V46H131V47H135V48H133L134 50L135 49H139L140 50V48L141 49H147V47L145 48L144 46L146 45H148V44H143L144 46H143V48L142 47H140V44H138L137 45V43L136 42H134ZM159 43L161 44L162 42L161 41H159ZM166 42H164L162 45H164ZM173 44V42H170L169 41V44ZM226 43V44H227ZM86 44V43H85ZM97 44H98V42H97ZM96 44V45H97ZM114 44V43H113ZM154 45L155 47H158L159 46V44L158 45ZM167 44V43H166ZM170 44V45H171ZM184 44V43H183ZM204 44V43H203ZM212 44V43H211ZM218 43H216V45H217ZM225 44V45H226ZM234 44H235V42H234ZM233 44V45H234ZM18 45V46H19ZM33 45H36L35 47L33 46ZM91 45V44H90ZM90 45H88V46H90ZM4 46V45H3ZM9 46V47H10ZM14 46V47H13ZM83 46V45H82ZM92 47L91 48H96V46H94V45H91ZM94 46V47H93ZM128 46V47H129ZM137 46H139V47H137ZM154 46H149V47H154ZM166 46V48H165V50L167 49V46H169V45H165ZM173 46V45H172ZM175 46V45H174ZM177 46H181V44L179 43V44H177ZM176 46V47H177ZM183 46V45H182ZM185 47H186V45H184ZM183 46V47H184ZM189 46V45H188ZM188 46L186 47V48H188ZM208 46V45H207ZM211 46V45H210ZM214 46H215V44H214ZM4 47H6V45L4 46ZM9 47H7L8 49L7 50H9L10 48ZM13 47V48H12ZM27 47H28V45H27ZM98 48L96 49V50H94V51H96V52H94V53H96L97 54V57H98V55L100 56V54L101 55H104L103 57H105L104 59H107V58H109V60L107 61L108 63H110V64H113V58H112V61H111V57H110V55H109V57H108V55L106 54V56H107V58H106V56H105V54L104 53H102V51H104V52H106V53H110V49H109V51L107 52V51H105L104 49H105V47H104V49H102L101 50V47H99V46H97ZM120 47V46H119ZM131 47H129V48H131ZM137 47V48H136ZM154 47V48H155ZM162 47V46H161ZM204 47H206V46H204ZM203 47V48H204ZM221 47V46H220ZM228 47H229V49H230V46H229V44H228ZM233 47V46H232ZM0 48H2V46L0 45ZM91 48L90 47H88V49H86V50H88V52L89 51H92L91 50ZM103 48V47H102ZM121 48H123L122 46L120 47V49ZM123 49V50H125V51H127L126 49ZM128 48V49H129ZM158 48H160V47H158ZM158 48L156 49L157 51H158ZM170 49L172 48V47H169ZM208 48V47H207ZM211 48V47H210ZM222 48V47H221ZM224 48V47H223ZM222 48V49H223ZM24 49H26V48H24ZM37 49V50H38ZM115 49H114V51H115ZM132 49V48H131ZM150 48H148L147 50H149ZM161 49V48H160ZM174 49V48H173ZM172 49V50H173ZM190 49V48H189ZM214 49V48H213ZM215 49H216V47H215ZM227 49V48H226ZM225 49V50H226ZM235 49V48H234ZM234 49H233V51H234ZM236 49V50H237ZM1 51H2V49H0ZM43 50V52H41V54L39 53L40 51H42ZM85 50V52H87ZM99 50H101V52H99L98 53V51ZM139 50H138V53H139ZM147 50H146V52H147ZM155 50V51H156ZM163 50H164V48L162 49V52H163ZM171 50V51H172ZM184 50V49H183ZM182 49H181V51H183ZM221 50V49H220ZM224 50V51H225ZM232 50V49H231ZM236 50L234 51V53L236 52ZM0 51V53H2ZM12 51V50H11ZM46 51H48V52H46ZM113 51V50H112ZM115 51V52H116ZM132 51V50H131ZM131 51H129L130 53H131ZM141 51V50H140ZM151 51V50H150ZM154 51V50H153ZM160 52H161V50H159ZM176 51V50H175ZM204 51H206V50H204ZM207 51L208 52H210L209 51V49H207ZM219 51V50H218ZM227 51H229L228 49H227ZM226 51V52H227ZM6 52V49H4L3 50V53H5ZM10 52V51H9ZM29 52V53H28ZM53 53H54V51H52ZM72 52V51H71ZM70 52V53H71ZM81 52V53H82ZM114 52V53H115ZM121 52H122V49H121ZM120 52V53H121ZM129 52H128V54H129ZM134 52H136V51H134ZM133 51H132V54H134L135 55V53H134ZM144 52V51H143ZM143 52H142V55L144 56V54H143ZM149 52V51H148ZM147 52V53H148ZM167 52V51H166ZM169 52V51H168ZM167 52V53H168ZM177 53L178 52H180V51H176ZM184 52V51H183ZM182 52V53H183ZM187 52V51H186ZM188 52V53H189ZM213 52V51H212ZM217 52V51H216ZM220 52H222V51H220ZM236 52V53H237ZM43 53H46V54H43ZM59 52H57L56 54H55V56L54 55H52V53H51V55L52 56H54V58L53 57H51V59H59L60 58V60H61V57H63L64 55L62 54V53H60L59 55H61V57L60 56H58L57 54H58ZM66 53V52H65ZM77 53V52H76ZM80 53V54H81ZM91 53V52H90ZM93 52H92V54L94 55V58L93 57H90L91 59H93V60H91V61H93V62H91L90 61V58H88V59H86V60H88L87 62H90V64L88 63V65H90V66H92V64H93V66H94V63H97V65H98V62H100L99 61V57H98V59H97V62H94V61H96V58H95V56H96V54H94ZM113 53V52H112ZM147 53L145 54L146 56H147ZM149 53H151V52H149ZM170 53V52H169ZM175 53V52H174ZM218 53V52H217ZM233 53V52H232ZM6 54H9L8 55V57H12V58H15V57H13L14 55L12 54V52L11 53H8V51L6 52ZM6 54H5V56H6ZM10 54H12L11 56H10ZM22 54H24V55H22ZM68 54V53H67ZM77 54H79V51H78V53ZM83 54H84V52H83ZM122 54H125V55H127V53H123L122 52ZM121 54V55H122ZM137 54V53H136ZM141 54V53H140ZM139 54V55H140ZM156 54H158V52L156 53ZM156 54H152L153 55V57H154V60H157V59H155L156 57L154 56V55H156ZM180 54V53H179ZM185 55H186V53H184ZM205 54H208V55H210L209 53H205ZM216 54V53H215ZM221 54V53H220ZM220 54H218V55H220ZM227 54V53H226ZM29 55V56H28ZM33 55H35V54H33ZM33 55H32V57H33ZM56 55H57V57H59V58H57L56 57ZM66 55V54H65ZM71 55H75V54H71ZM82 55V54H81ZM81 55H79V56H81ZM89 55V54H88ZM93 55H91V56H93ZM120 55V54H119ZM142 55H140V56H142ZM162 55H163V53H162ZM171 55V54H170ZM176 54H174V55H171V57H173V56H175ZM207 55V56H208ZM213 55H214V53H213ZM217 55V54H216ZM215 55V56H216ZM217 55V57H219ZM230 55V54H229ZM232 55V54H231ZM234 55V54H233ZM233 55L231 56V57H233ZM24 56H25V58H24ZM36 56V57H37ZM67 56V55H66ZM77 56V55H76ZM75 56V57H76ZM111 56H112V54H111ZM116 57V53L112 56V57ZM122 56H124V55H122ZM130 56V55H129ZM131 56H133V55H131ZM135 56H137V55H135ZM133 57V58H136V57ZM139 56V57H140ZM145 56V57H146ZM149 56V55H148ZM166 56H168V54H166ZM166 56H165V58H166ZM206 56V55H205ZM227 56V55H226ZM7 57V56H6ZM35 57V56H34ZM35 57V58H36ZM38 57V58H39ZM56 57V58H55ZM85 58H86V56H84ZM88 57V56H87ZM138 57V56H137ZM153 57H152V60H153ZM160 58V54H159V56H157V58ZM210 57V56H209ZM221 57H222V54H221ZM220 57V58H221ZM223 57H224V55H223ZM222 57V58H223ZM229 57V56H228ZM36 59V61H38L39 59ZM44 58V57H43ZM42 57H41V59L42 60H44ZM73 58V57H72ZM71 58V59H72ZM77 58V57H76ZM81 58V57H80ZM101 59H103L102 58V56L100 57ZM117 58H118V56L115 58L116 59V61L115 62H117L118 63V60H117ZM124 58V57H123ZM128 58H130V57H128ZM132 58V57H131ZM130 58V59H131ZM143 58V60L142 61H144L145 59V61L146 62H148L149 64H150V61H148L149 60V58L148 57H146L145 59H144V57H142ZM158 58V59H159ZM164 58V59H165ZM183 58H186V57H183ZM206 58V57H205ZM211 58V57H210ZM213 58H215L214 56H212V58L211 59H213ZM224 58H226V57H224ZM223 58V59H224ZM49 57L47 58V61H51V59H49ZM118 59H121L120 58V56H119V58ZM137 59V58H136ZM136 59H133V61L135 62L136 61ZM139 59H141V57L139 58ZM138 59V62L139 61H141V60H139ZM148 59V60H147ZM160 59H162V58H160ZM167 59H168V57H167ZM223 59H222V61L221 62H223ZM229 59V58H228ZM14 61L16 60V59H13ZM31 60V61H30ZM73 60V59H72ZM77 60V59H76ZM76 60H74L76 63H78V60H79V57H78V60L76 61ZM132 60V59H131ZM166 60V59H165ZM169 60V59H168ZM175 60H177V59H175L174 58V61ZM209 61H210V59H208ZM216 60H217V58H216ZM215 59H213V62H210L209 63V61H208V63H209V65H206V63L204 64L205 65V68H204V70H205V73L206 72H210L211 71V73L212 72H218V71H221L222 69H220V70H218L217 68H219V67H217L218 66V64H222L220 61V63H218L217 61H216ZM227 60V59H226ZM57 61V60H56ZM62 61V60H61ZM61 61H57V63H59V62H61ZM84 62V60L81 58V62ZM109 61H111V62H109ZM120 61H124L123 59L122 60H120ZM120 61H119V64H120ZM128 61H129V59H125V63H127V64H125V63H121V65L119 66L120 68L123 66L124 68H126L125 66L127 65H130V64H132V63H128ZM158 61V60H157ZM205 61V60H204ZM39 62V61H38ZM74 62V65H76V63ZM80 62V64H78V66L80 65V66H82L83 65V62L81 63ZM138 62H135L136 64L133 66V64L131 65V66H133V67H135L136 66V68L139 66L140 67V62H139V65H138ZM145 62V63H146ZM154 61H151V63H153ZM156 62V61H155ZM224 62H225V60H224ZM10 63V64H9ZM18 63V64H17ZM28 63V62H27ZM54 63H56V62H54ZM53 63V64H54ZM103 63H105V61L103 60ZM108 63H107V65H108ZM117 63H115V65H116V67H117ZM157 63V62H156ZM176 63H177V61H176ZM179 63V62H178ZM202 63V62H201ZM0 64H1V62H0ZM52 64V65H53ZM73 64V63H72ZM100 64H102V63H100ZM123 64V65H122ZM142 64H143V62H142ZM148 64V65H149ZM43 65V66H42ZM48 65V66H47ZM87 65V64H86ZM87 65V66H88ZM96 65V64H95ZM138 65V66H137ZM147 65V64H146ZM147 65V66H148ZM172 65V64H171ZM175 65V64H174ZM202 66H203V64H201ZM20 66V67H19ZM67 66V65H66ZM87 66H86V68H87ZM100 66V65H99ZM98 66V67H99ZM108 66H110V65H108ZM107 66V67H108ZM114 66V64L113 65H111L110 67V70L111 69H113L114 70V68H112ZM147 66L145 67V65H144V67H145V69L147 68ZM202 66H200L199 68H201ZM40 67V68H39ZM70 67H68L69 69H70ZM98 67H95V68H98ZM101 67V66H100ZM99 67V68H100ZM102 67H104V65H102ZM129 67V66H128ZM127 67V68H128ZM142 67H143V65H142ZM149 67V66H148ZM220 67H222V65L220 66ZM58 68V69H59ZM94 68V67H93ZM94 68V69H95ZM130 68V67H129ZM132 68V67H131ZM67 69V68H66ZM76 69V70H75ZM88 69H90L89 68V66H88V68H87V70ZM109 69V68H108ZM122 69V68H121ZM133 69V68H132ZM140 68H138V70H139ZM209 70L210 69V71H206V70ZM212 69V70H211ZM217 69L218 71H215V70ZM57 70V69H56ZM56 70H54L55 72H57ZM85 73L84 74V76H83V73H82V71ZM91 70H93V69H91ZM98 70V69H97ZM117 70H118V67H117ZM120 70V69H119ZM124 70V69H123ZM137 70V69H136ZM203 70V71H204ZM59 71V70H58ZM65 71V70H64ZM105 72H104V74L106 73V71L107 70H104ZM112 71V70H111ZM127 71V69L126 70H124V75H125V72ZM133 71V70H132ZM135 71V70H134ZM80 72H81V74L82 75H80ZM90 72V71H89ZM95 72H96V70H95ZM100 72V71H99ZM116 72V71H115ZM114 71H113V73H115ZM121 73H122V71H120ZM137 72V71H136ZM77 75H76V74ZM112 72H111V74L112 75H114ZM121 73H119L120 74V78L122 77L121 76ZM128 73V72H127ZM132 74H133V72H131ZM130 73V74H131ZM138 73H140V72H138ZM162 73H161V75H162ZM202 73H204V72H202ZM211 73H210V75H209V78H211ZM219 73V72H218ZM218 73H216L217 75H218ZM224 73V72H223ZM222 73V74H223ZM61 74H63V73H61ZM59 75V77L60 76H62V75ZM88 74V73H87ZM86 74V75H87ZM110 74V73H109ZM111 74L109 75V76H111ZM129 74V73H128ZM127 74V75H128ZM156 74V73H155ZM160 74V73H159ZM159 74H158V76H159ZM199 74V75H198ZM207 74V73H206ZM215 74V75H216ZM249 74H254V75H249ZM64 75H65V73H64ZM66 75V76H67ZM89 75V74H88ZM87 75V76H88ZM90 75V76H91ZM106 75V74H105ZM118 75V74H117ZM135 75V74H134ZM161 75H160V78H161ZM179 75H181V76H179ZM81 76V77H80ZM115 77H116V73H115V75H114ZM131 76V75H130ZM129 75H128V77L127 78H129V80L131 81V77H130ZM151 76H153V75H151ZM219 76H221V74L219 73ZM64 77V76H63ZM112 77V76H111ZM117 77H119V76H117ZM116 77V78H117ZM171 77H172V79H171ZM212 77H213V73H212ZM61 78V77H60ZM106 78H107V76H106ZM114 78V77H113ZM112 78V79H113ZM165 78V79H166ZM186 78V77H185ZM208 78V77H207ZM97 79V78H96ZM111 78H110V81L109 82H112L111 80H112ZM123 79V78H122ZM124 79H125V77H124ZM148 79V80H147ZM159 79V78H158ZM163 79V78H162ZM177 79V78H176ZM214 79V78H213ZM218 79H220V78H218ZM257 79V78H256ZM66 80V79H65ZM74 80V81H73ZM133 80V79H132ZM149 80H150V85L152 84L154 87H150L149 86V84L148 83H146V81H148L149 82ZM158 81L157 79H154V81ZM181 80V81H182ZM61 81V82H62ZM75 81H77V82H80V83H77V82H75ZM89 81V85L88 86H90V83H91V86L92 85H94L93 86V88H90L91 90L89 91L88 90V87H87V85L86 84H88L87 82ZM92 81V82H91ZM119 81V80H118ZM124 81V80H123ZM126 81H127V79H126ZM160 81V80H159ZM177 81V80H176ZM178 81H179V78H178ZM205 81V80H204ZM203 81V82H204ZM208 81V80H207ZM210 81H212V79L210 80ZM253 81H254V79H253ZM255 81H258V79L257 80H255ZM82 82H85V85H83V84H81ZM108 82V83H109ZM161 82V81H160ZM171 82V81H170ZM183 82V81H182ZM252 82V81H251ZM250 82V83H251ZM260 82V81H259ZM72 83V84H71ZM76 83V84H75ZM93 83V84H92ZM99 84V86L97 85V84ZM107 82H106V86H107V84H108ZM136 83H137V86L138 85H140L141 84V86H136ZM154 83V82H153ZM156 83V82H155ZM169 83V82H168ZM211 83V82H210ZM212 83H214V82H212ZM211 83V84H212ZM216 83V82H215ZM261 83V82H260ZM259 83V84H260ZM263 83H264V81H263ZM263 83H261V86H263L262 84ZM78 84H79V86H78ZM111 84V83H110ZM110 84H108V85H110ZM116 84V83H115ZM118 84V83H117ZM144 84V85H145ZM170 84V83H169ZM174 84V83H173ZM177 84H179V82L177 83ZM253 84H255L254 82H253ZM252 84V85H253ZM119 85H120V83H119ZM121 85H120V87H121ZM203 85V84H202ZM208 85V84H207ZM215 85V86H214ZM213 86L214 87H216V84H214ZM248 85H249V82H248ZM256 85V84H255ZM257 85H258V82H257ZM68 86V87H67ZM71 86H73V88H70ZM96 86H98L99 87V89H98V87L96 88ZM116 85H114V87H115ZM128 88H127V87ZM146 86V85H145ZM186 86V85H185ZM204 86H206V84L204 85ZM211 86V85H210ZM247 86V87H246ZM61 87H62V90H61ZM83 87V88H82ZM119 86H118V88H120ZM158 90H160V86L158 85ZM164 87V88H165ZM170 87V88H169ZM182 87V86H181ZM252 87V86H251ZM251 87H250V89H251ZM254 87V86H253ZM256 87V86H255ZM260 87V86H259ZM69 89V91H68V89ZM88 90V92H86L85 93V90L86 89ZM95 88V89H94ZM117 88V89H118ZM162 88H163V86H162ZM165 88V89H166ZM204 88V87H203ZM208 88H209V86H208ZM212 88V87H211ZM257 88V87H256ZM261 88V87H260ZM70 89H72V90H70ZM92 89H94L93 91H92ZM112 89V88H111ZM200 89V88H199ZM205 89H207V88H205ZM204 89V90H205ZM259 89V88H258ZM263 89L264 88H262V90L261 91H263ZM86 90V91H87ZM156 90V89H155ZM167 90V89H166ZM229 90H231V92L229 91ZM65 91H68L67 93L65 92ZM76 91V92H75ZM119 90H117V92H118ZM123 91H121V92H123ZM172 91H173V89H172ZM178 91V90H177ZM180 91V90H179ZM182 91V90H181ZM198 91V90H197ZM200 91H203L202 90V88L198 91V92H200ZM206 91V90H205ZM207 91H209V90H207ZM211 91H212V89H211ZM260 91V90H259ZM95 92V93H94ZM117 92L115 91V94H114V92L111 94L112 96H107V93H106V91H105V96H107V97H109V98H114V99H121V97L119 96L118 98H115V97H117L119 94H117ZM136 92V93H137ZM158 92V91H157ZM162 92H164V91H162ZM161 92V93H162ZM194 92V91H193ZM197 92V93H198ZM204 92V91H203ZM63 93L65 94L66 93V95L67 96H65V95H63ZM69 93V94H68ZM79 93V94H80ZM127 93H128V95H129V97H128V95H127ZM154 93H156V91L154 92ZM171 93H172V95H171ZM183 93L184 94H186L185 93V90H183ZM182 93V94H183ZM205 93V92H204ZM214 93V94H213ZM252 95H251V94ZM71 94V95H72ZM78 95L79 97H81L82 95ZM115 95V97H114V95ZM123 94H124V92H123ZM123 94L121 93V96H123ZM144 94H146V96H147V98L148 99H146V97L144 96ZM148 94H151V96H152V98L151 97H149L148 96ZM160 94V93H159ZM171 96H170V95ZM177 94H179V93H177ZM181 93H180V95H182ZM196 94V95H195ZM254 94H256V95H254ZM187 95H183V99L185 100V101H188L187 99H185V96H187ZM77 96V97H78ZM104 96V95H103ZM136 98H135V97ZM161 96V97H160ZM167 96V97H166ZM175 96H176V94H175ZM179 96V95H178ZM78 97V98H79ZM83 97V96H82ZM101 97V96H100ZM143 97V98H142ZM145 97V98H144ZM156 97V99H154ZM192 97V96H191ZM261 97H264V94L261 96ZM85 100L84 101H86V98L85 97H83ZM91 98V97H90ZM138 98V99H137ZM160 98V99H159ZM123 99H124V97H123ZM170 99V102L172 101L171 100V98H169ZM181 98H177V99H175V98H173V100L174 101H172V102H174L175 103V101L176 100H180ZM191 99H193V98H191ZM195 99H193V100H195ZM262 99V100H261ZM93 100V99H92ZM101 100V99H100ZM122 100V99H121ZM129 100H127L128 102H129ZM134 100H138L137 102L136 101H134ZM144 100H146V101H144ZM166 100V99H165ZM165 100H163V102H162V104H161V101L160 102H157V101H155L153 104H152V106L153 107H156V108H162L161 109V111H166L165 109L163 110V108H164V103H166L168 100H166V102H165ZM192 100V101H193ZM200 101H201V99H199ZM80 101V102H79ZM144 101V102H143ZM150 101V102H149ZM189 101H190V99H189ZM192 101L190 102V103H192ZM98 102H99V104H98ZM108 102V101H107ZM109 102H110V99H109ZM108 102V103H109ZM120 102V103H121ZM170 102H168V103H166V105L167 104H169L170 106L172 105V108H174V107H179V103H178V106L176 105V103L178 102H176L174 105H176V106H173V103L172 104H170ZM181 102V101H180ZM103 103V104H102ZM119 103V104H120ZM140 103L142 104V105H140ZM183 102H181V104H182ZM200 103V104H201ZM89 104V103H88ZM107 104V103H106ZM133 104V105H134ZM150 104V105H151ZM155 104V105H154ZM157 104V105H156ZM158 104H160V105H158ZM185 106L187 105V104H184ZM193 105V104H192ZM89 106V105H88ZM151 106V107H152ZM184 106V107H185ZM189 106L190 105H188V108H189ZM98 107L100 108L99 109V111L103 114V115H109V117H108V120H109V118H113V116H115L113 119V121H114V123L113 124H111L110 126H112L111 128L109 127V129L110 130H112V133H113V131H115V132H117L118 130V132L116 133V134H118V136L116 135L115 137H111V132H110V136H109V138L111 139V138H114V139H111V141H109V142H107V138H105V135L104 134H98V128H101L102 126H103V124H101L100 122V124H101V126L98 124V121L97 120H99L100 119V117H98V116H100V115H97V114H99L100 112L98 111ZM120 107V106H119ZM182 106H180V108H181ZM183 107V108H184ZM187 107V106H186ZM133 108H136V106H133ZM132 108V111L134 110ZM140 108V107H139ZM188 108H186V109H188ZM190 108L191 109H194V107L193 106H190ZM196 108V107H195ZM137 109V108H136ZM153 110H157V109H154V108H152ZM158 109V110H159ZM190 109V110H191ZM158 110H157V114H158ZM171 110V109H170ZM189 110V111H190ZM196 110V111H197ZM132 111H130V112H132ZM145 111V110H144ZM160 111V110H159ZM168 111V110H167ZM166 111V112H167ZM184 112L186 111V110H183ZM200 111V112H201ZM90 112H92V113H94L95 112V115H97V120H96V122H97V124L95 123V121H93V120H95V119H93V117H95V115L94 116H92V118H91V115H90ZM128 112V111H127ZM156 112V111H155ZM162 112V113H163ZM174 114H173V113ZM171 112V114L172 115H174V116H176V114L175 113H179V112H181V110L178 112H176V111H172ZM191 112H193V111H191ZM194 112H195V110H194ZM193 112V113H194ZM200 112L198 113V114H200ZM207 112H211V113H207ZM144 113V114H143ZM160 113V112H159ZM182 113V112H181ZM193 113H192V115H193ZM116 114V115H117ZM128 114H131V113H128ZM157 114H154V115H157ZM168 114H170V113H168ZM167 114V115H168ZM170 114V115H171ZM189 114H191V113H189ZM196 114V113H195ZM202 114V113H201ZM122 115V114H121ZM137 115H139L138 117H137ZM164 115V114H163ZM166 115V114H165ZM164 115V116H165ZM191 115V116H192ZM197 115V114H196ZM209 115V116H208ZM102 116V115H101ZM111 116V117H110ZM159 116V115H158ZM161 116V115H160ZM163 116V117H164ZM183 115H180V118L182 117ZM186 116H189V115H185V117ZM199 116V115H198ZM203 116V117H202ZM206 116V115H205ZM121 117V116H120ZM155 117V116H154ZM166 117V116H165ZM165 117L163 118V120H165ZM169 117V116H168ZM184 117V118H185ZM190 117V116H189ZM187 118V119H192V117L191 118ZM103 118V117H102ZM127 118L125 119V120H127ZM137 118V119H136ZM151 117H149L148 119H150ZM156 118V117H155ZM167 118V117H166ZM202 118H204L203 120H202ZM93 119V120H92ZM103 119H105V122L107 121L106 119H107V116L105 117V118H103ZM122 119H123V117H122ZM142 119H144V118H141V121H142ZM148 119H147V121H148ZM162 119V118H161ZM168 119V118H167ZM173 119H174V117H173ZM172 119V120H173ZM183 119V118H182ZM182 119H180L181 121H182ZM193 119H194V116H193ZM192 119V120H193ZM242 119V120H241ZM111 120V119H110ZM109 120V121H110ZM120 120H121V118H120ZM137 122H136V121ZM151 120V119H150ZM156 120H158V119H156ZM160 120V119H159ZM169 120V119H168ZM167 120V121H168ZM171 120V121H172ZM175 121L177 120V119H174ZM173 120V121H174ZM179 120V119H178ZM179 120V121H180ZM186 120V119H185ZM190 120L187 122V121H185V123L187 122V124H189L190 125ZM191 120V122H193ZM100 121H101V119H100ZM103 121V120H102ZM173 122V123H177L178 124V121L177 122ZM194 121V122H195ZM211 121H213L212 123H210ZM229 121V122H228ZM235 121V120H234ZM126 122V121H125ZM143 122V121H142ZM182 122H184V121H182ZM182 122H181V124H182ZM199 122V123H200ZM207 122H208V124H207ZM225 122H227V123H225ZM95 124L94 126H97V125H99L98 127H94L93 126V124ZM104 123V122H103ZM149 123V122H148ZM165 123H167V122H165ZM164 123V124H165ZM180 123V122H179ZM202 123H201V126H202ZM236 123V124H235ZM108 124V123H107ZM147 124V123H146ZM170 124H172V122H170ZM176 124V125H177ZM181 124H178L177 126V128H179V125L181 126ZM187 124L185 125L184 124V129L186 128L185 126H187ZM192 124V123H191ZM195 124V123H194ZM197 124V123H196ZM220 124V125H219ZM237 124H239V125H237ZM109 125V124H108ZM118 125V126H117ZM175 125V124H174ZM198 125V124H197ZM196 125V126H197ZM137 126V127H136ZM160 126V128H163V127H161ZM172 126V125H171ZM199 126V125H198ZM201 126H199V127H201ZM226 126H227V128H226ZM108 127V126H107ZM106 126H105V123H104V128L103 129H106L107 128ZM129 127V128H128ZM183 127V126H182ZM181 127V128H182ZM213 127V128H212ZM119 128V127H118ZM159 128V129H160ZM165 128V127H164ZM163 128V129H164ZM169 128V122H168V127L166 128V129H168ZM172 128H173V126H172ZM187 128H188V126H187ZM194 128V127H193ZM193 128L191 129V130H193ZM205 128V127H204ZM223 128V129H222ZM97 131H96V130ZM109 129H106V130H109ZM116 129V128H115ZM149 129V130H148ZM195 129H196V127H195ZM201 129V131H202V129H203V126H202V128H200ZM200 129L198 130V127H197V130H198V132L200 131ZM109 130V131H110ZM130 130V131H129ZM147 130V131H146ZM169 130V129H168ZM174 130H175V128H174ZM174 130L172 131V133H175V132H177V133H179V134H171V135H167V133H166V135L162 132L163 130H161V133L162 134H164V135H160V137L161 136H166L167 137V139L165 138V139H163L162 137H161V139L162 140H164V141H171L172 143H174V144H176L175 142H179V141H181V139L183 140V138L184 137H186L185 136V133L183 134V132L181 131V133H180V130L179 129H177V130H179V131H176L175 130V132H174ZM183 130V129H182ZM186 130V129H185ZM236 130H235V132H236ZM128 131L130 132V133H128ZM164 131H166L165 129H164ZM187 131H189V129L187 130ZM228 131H229V129H228ZM114 132V133H115ZM167 132V131H166ZM203 132H204V129H203ZM229 132H231V131H229ZM228 132V133H229ZM229 133L230 135V138H231V140H234V137L232 136V134L233 133ZM238 132H236V133H238ZM242 132V135L240 136V133ZM122 134L123 136L121 137L119 134ZM125 133H128V134H132L133 135V137H132V135H130L131 136V138H134L136 135H137V133H139L138 134V136L140 137V135H142L143 136V138H144V135L148 138H146V140L148 141V140H150V141H148V142H150V144H151V146L153 145V143L155 142V140H156V143H157V145L156 146H153V147H150V149H148V151L150 150H153V148L155 147H158V149H161V150H157V149H155L156 151H155V153H154V150H153V152L151 151H147V141H143V142H145V144H143V142H141V141H139L138 142V140H140V139H143L142 138V136H141V138L140 139H137V138H139V137H137L136 139H137V141H134L133 139H132V141H134L133 143H131L130 144V142H131V140H130V137L128 138V137H126L127 139H129L128 141H127V139L126 138H124L123 139V137L124 136H126L125 135ZM135 135H134V134ZM141 133V134H140ZM169 133H170V130H169ZM108 134V133H107ZM193 134V135H192ZM196 134V133H195ZM221 134V135H220ZM191 135H192V137H191ZM202 135V136H201ZM204 135H206L207 137H205ZM225 135H227V132H226V134ZM235 135V134H234ZM237 135V136H238ZM107 136V135H106ZM218 136V135H217ZM236 136V135H235ZM117 137H119V138H117ZM160 137L158 138V140H159V143L160 142H163L161 139H160ZM199 137V138H198ZM226 137H228V135L226 136ZM153 138V137H152ZM205 138L207 139V140H205ZM229 138V137H228ZM227 138V139H228ZM135 139V140H136ZM212 140V144L210 145V146H212V147H220L221 149H223L222 150V152L223 151H226L225 153L223 152V153H221V151H218L219 149L217 148L216 150L218 151V153L217 154H221V155H217L216 157H212V156H206L210 151H213V155L215 154V151L214 150H212V149H210L211 147L210 146H208V143L209 142H211V140ZM226 139V140H227ZM238 139V140H239ZM242 139V138H241ZM121 140L122 141H124V143L123 142H121ZM185 141L187 140V139H184ZM189 140V139H188ZM209 140V142L207 143V145L205 146V142L206 141H208ZM229 141H231L230 139H228ZM227 140V141H228ZM237 139H235V141H236ZM238 140L236 141V143H235V145L237 146V143H238V145L240 146V144H239V142H241V141H239L238 142ZM127 141V142H126ZM184 141V142H185ZM218 141V142H217ZM222 141V142H221ZM226 141V142H227ZM242 141V143L244 144V142ZM129 142V143H128ZM136 142H138L137 144H136ZM141 142V143H140ZM147 142V143H146ZM182 142V141H181ZM183 142V143H184ZM189 142V141H188ZM221 142V143H220ZM225 142V141H224ZM223 142V144H225ZM140 143V144H139ZM171 143V144H172ZM186 143V142H185ZM128 144V145H127ZM142 144V145H141ZM150 144H148L149 146H150ZM197 144V143H196ZM210 144V143H209ZM220 144V145H219ZM130 145V146H129ZM134 145V146H133ZM136 145V146H135ZM138 145L140 146V147H138ZM154 145H155V143H154ZM165 145V146H166ZM170 145V144H169ZM177 145V144H176ZM179 145V144H178ZM187 145V146H188ZM228 145H229V147H228ZM242 145V144H241ZM109 145H107V147H108ZM123 146H124V148H123ZM173 146H175V145H173ZM180 146H182V145H180ZM114 147V146H113ZM132 147V148H131ZM138 147V148H137ZM145 149H144V148ZM230 148L229 150H228V148ZM115 148V147H114ZM122 148V149H121ZM130 149V152H128L129 151V149ZM133 148H136V149H133ZM149 148V147H148ZM152 148V149H151ZM170 148V147H169ZM169 148H167V149H169ZM172 148V147H171ZM195 148V147H194ZM97 149V148H96ZM120 149V150H119ZM125 149V150H124ZM140 149V150H139ZM95 150V149H94ZM101 150V149H100ZM104 150V149H103ZM122 150H124V152L126 153V152H128V153H124ZM132 150L134 151V152H132ZM170 150H165V152H167V153H169L170 152ZM141 151V152H140ZM162 151V152H161ZM172 151H173V154H172ZM177 151V152H176ZM233 152L234 153V155H233V153H232V155L230 154V153H228V152ZM116 152V151H115ZM137 152V153H136ZM149 154H147V153ZM123 153H124V155H123ZM133 153H134V155H133ZM150 153H154L153 154V156L150 154ZM92 154V153H91ZM97 154V153H96ZM116 154V153H115ZM138 154H139V156H138ZM145 154H146V156H145ZM203 154H206V155H204L203 156ZM212 154V153H211ZM118 155H119V153H118ZM132 155V156H131ZM137 155V156H136ZM148 155V156H147ZM153 157H151V156ZM119 156H121V154L119 155ZM128 156H130L129 158H128ZM142 156V157H141ZM138 159H137V158ZM144 157H146V158H144ZM154 157H156V162H155V159H154ZM142 159V161H140L141 159ZM144 158V159H143ZM148 158H151L152 159V161L154 160V162H150L151 161V159L150 160H147ZM212 159V161L213 162H215L216 164L218 163V166L214 163V165H213V163H211L212 164V166H211V164L210 163H208V162H212L211 161V159ZM164 159H166L167 160V162L169 161V163H167V164H169V165H164L163 163L165 162L166 163V160L164 161ZM88 162H87V161ZM119 160V159H118ZM135 160H138V161H140V163H142L143 161V163L145 164V162H146V165H147V163L149 162V163H151V167H150V169H148L147 168V166L149 165V163H148V165L146 166V165H144V164H142V165H144L143 167H144V169H145V166H146V173H147V171H148V176L146 175L145 177H142V174L144 173L145 174V172H143V168H142V166H141V164L140 163H138L137 161H135ZM162 161V163H160L161 161ZM210 160V161H209ZM134 161V162H133ZM148 161V162H147ZM204 161H205V163L207 162L208 164H209V170H211L212 169V167H213V169L211 170V171H207V170H205L204 168H205V165L203 166V165H201L200 163L201 162H203L204 163ZM133 163H135L134 165H133ZM137 163L141 166L140 168H139V171H137L138 170V168H136V165H137ZM207 163H206V167H207ZM153 164V165H152ZM117 165H119L118 163H117ZM204 167L203 169H202V167ZM125 166H127V167H129L130 166V168H128V169H126L125 168ZM211 166V167H210ZM215 166H217V167H215ZM154 167V168H153ZM211 168V169H210ZM154 171V172H149V170L150 171H152V170ZM119 170V169H118ZM120 170H121V168H120ZM127 170V172H125ZM131 170V171H130ZM142 170V171H141ZM92 171H93V169H92ZM125 172V173H124ZM143 172V173H142ZM110 173V172H109ZM120 172H118V174H119ZM132 173V174H133ZM151 173V174H150ZM122 174V173H121ZM130 176H132L131 178H130ZM96 177V176H95ZM117 177H119V176H117ZM126 178V180H124ZM96 179V178H95ZM89 182V183H88ZM95 184H96V182H95ZM98 184H100V183H98ZM103 187H105V186H103ZM130 187H134L133 189H130ZM144 189V190H146V191H149V192H145V191H142V190H140V189ZM108 189H104V192L105 191H107ZM150 190H152L151 192H150ZM108 191H110V190H108ZM108 193V192H107ZM108 193V194H109ZM104 194H106V193H104ZM81 196H83V198H81ZM87 198H86V197ZM99 196V198H101ZM108 196H110V195H108ZM84 197L86 198V200H84ZM88 197H90V200L89 201H87V199H88ZM93 197V198H92ZM78 198L79 199H81V200H78ZM95 198H96V195H95ZM125 198V199H124ZM127 199V200H126ZM119 200V201H118ZM57 201H59V204H60V202H61V207L66 203V206H67V208H65V209H68V213L66 212V213H64V215H63V217L61 218V216H59L58 214H56V215H58V217H60L62 220H64L63 221V223L62 224H65L64 226H66L67 228L64 230V232H62V229L59 231V230H51L52 232L51 233H47V232H44V227H45V222H46V218L47 217H45V214H46V210H47V203H48V205H49V202L51 203V202H53L54 203V206L56 205V203H57ZM99 201V200H98ZM97 201V202H98ZM103 201V199H101V202ZM77 202H78V204H77ZM104 202V201H103ZM64 203V204H63ZM117 203V204H116ZM118 203H119V205H118ZM212 203H215L216 205H218V206H222L223 208H225L224 210L225 211H221V210H223V208L221 207L220 209L221 210H218V211H221L222 213H219V212H217L216 210V208H214L212 205ZM58 204V203H57ZM63 204V205H62ZM101 204V205H100ZM110 204V205H111ZM210 204H212V205H210ZM51 205V204H50ZM95 205V206H94ZM106 205V206H105ZM115 205H117L116 207H119V208H116L115 207ZM57 206V205H56ZM56 206H55V209H56ZM96 206H98V207H96ZM50 207V206H49ZM52 207L53 206H51V209H52ZM59 207H60V205H59ZM106 208V210L105 209H103V208ZM113 207V206H112ZM112 207H111V210H109L111 213L114 211L113 209H112ZM125 207V208H124ZM213 207V208H212ZM101 208V209H100ZM122 208V207H121ZM54 209V208H53ZM57 209H58V207H57ZM56 209V210H57ZM91 209V210H90ZM103 209V210H102ZM109 209H110V207H109ZM227 209V210H226ZM242 210V211H244V214H241V215H239V214H237V212H232V210ZM63 210H64V208H63ZM105 210V211H104ZM113 210V211H112ZM121 210V209H120ZM122 211L121 210V212H123V213H125L126 212V215H128L127 213H129L128 211ZM47 211H49V210H47ZM98 211H96V212H98ZM246 211V212H245ZM52 212H54V211H52ZM57 212V211H56ZM95 212V211H94ZM104 212V213H103ZM118 212V211H117ZM216 212H217V214H216ZM50 213V212H49ZM48 213V214H49ZM111 213H108V215L110 216V214ZM116 213V212H115ZM120 213V212H119ZM219 213V214H218ZM112 214H114V213H112ZM117 214V213H116ZM133 214V215H132ZM145 217V218H142L143 216ZM147 214L149 215L147 218H148V220L146 219V216H147ZM155 214H157V215H159V217H157V216H155ZM50 215H51V213H50ZM93 215V216H92ZM91 216L92 217H95L94 216V214H92ZM108 215H106L107 216V218H110V217H108ZM117 215H119V214H117ZM120 215H122V213L120 214ZM119 215V216H120ZM126 215L124 216L123 215V217H126ZM132 215V216H131ZM196 215L198 216V215H203V216H205L204 218H202L201 216H200V218H202V219H200L199 221H198V219H196ZM46 216H49V215H46ZM89 216V215H88ZM192 216L194 217V219H193V221H192ZM51 218H52V220L54 221V219H53V217H52V215L50 216ZM57 217V216H56ZM57 217V218H58ZM114 217H115V215H114ZM122 217V216H121ZM137 217H135L134 218V220L135 219H137ZM173 217V218H172ZM188 217H190L189 219H191V220H189L188 219ZM227 219V217L228 218H230V219H228V221L226 222V220L224 219ZM89 218H90V216H89ZM97 218V219H98ZM106 218V219H107ZM149 218H151L152 220H151V222H153L154 224H152L151 225V222H150V219ZM48 219H49V217H48ZM111 219V218H110ZM109 219V220H110ZM114 218H112V220H113ZM117 219V216L115 217V221H117L116 220ZM132 219V220H131ZM178 219H176V220H178ZM196 219V220H195ZM205 219H206V221H205ZM214 219V220H213ZM222 219H224V220H222ZM231 219H233V220H231ZM55 220H56V218H55ZM58 220H60V219H57L56 220V222H58ZM133 220V221H134ZM194 220H195V222H194ZM208 220V221H207ZM48 221V220H47ZM50 221V224H52L51 222V220H49ZM102 221V220H101ZM115 221H113V222H115ZM121 221H123V219L121 220ZM121 221H119V222H121ZM127 221V220H126ZM198 221V222H197ZM224 221L226 222V223H229L230 221V223L231 224H226V223H224ZM235 221H237V223L238 222H240L239 223V225L238 224H236L235 223ZM55 222V221H54ZM54 222H53V225L54 226H56V225H58V226H60V223H56L55 222V224H54ZM93 222V221H92ZM93 222V223H94ZM112 222V221H111ZM112 222V223H113ZM124 222V221H123ZM122 222V223H123ZM207 222V223H206ZM66 223H67V225H66ZM122 223H120V225L122 224ZM127 223V222H126ZM198 223V224H197ZM218 223V225H217V227H216V224ZM244 224V226H242L241 224ZM47 224H48V222H47ZM104 224V223H103ZM110 224V223H109ZM130 225L131 223H127V225ZM165 226H164V225ZM172 224H173V226H172ZM189 224V223H188ZM53 225H50V226H53ZM111 225V224H110ZM110 225H108L109 227H111ZM115 225V226H114ZM116 225H118V223H114L113 224V228H114V230H115V228H116V230L115 231H117V227L119 228V226H116ZM124 225H126V224H124ZM129 225H128V227H129ZM190 225H187V226H190ZM201 225V224H200ZM221 225H222V223H221ZM62 226V225H61ZM63 226V227H64ZM78 226H81V227H83V229L81 228V230L79 229V227ZM123 226V225H122ZM134 226V227H135ZM142 226V227H141ZM206 226V225H205ZM131 227V226H130ZM130 227H129V232H130V230H132V229H130ZM160 227H158L159 229H160ZM191 227V226H190ZM191 227V231H192V229H193V231H194V228H192ZM200 228H202L201 226H199ZM198 227V228H199ZM204 227V226H203ZM207 227H210V226H208L207 225ZM237 227H238V229H237ZM239 227H240V229L241 230H239ZM242 227V228H241ZM48 228H50V227H48ZM55 229H56V227H54ZM62 228V227H61ZM92 228V227H91ZM90 228V229H91ZM123 228V227H122ZM121 228V230H124V229H122ZM168 228V227H167ZM175 228H173V229H175ZM182 228V229H183ZM198 228H197V230H196V232L198 231ZM222 228V227H221ZM57 229H60V227L59 228H57ZM97 229L96 230H94V231H97ZM98 229V230H99ZM109 229V228H108ZM120 229V228H119ZM159 229H157L158 231H159ZM171 229H168L169 230V232H170V230ZM187 229V228H186ZM203 229V228H202ZM205 229H207V228H205ZM209 229V231H211V233H214L213 231H212V229L211 228H208ZM109 230H111V229H109ZM125 230H127V231H125ZM125 230H124V232H126L128 235L129 234H132V233H129L128 232V229L127 228H125ZM135 230V231H136ZM145 230V231H146ZM162 230V231H163ZM167 230V229H166ZM188 230V229H187ZM187 230H185L186 232H187ZM204 230V229H203ZM219 230H221V229H218V231ZM89 231V230H88ZM87 231V232H88ZM107 231V230H106ZM133 231V230H132ZM154 231V232H153ZM157 231V232H158ZM161 231V229H160V231H159V235L160 234H162V233H160V232H162ZM184 230H183V232H185ZM190 230H189V232H191ZM200 229H199V231L197 232V233H199L200 234ZM108 232V231H107ZM113 232V231H112ZM118 232H121V231H118ZM117 232V233H118ZM172 232L174 233V235H172ZM182 232V230H179V233H181ZM182 232V233H183ZM189 232H187V233H189ZM195 231H194V233H192V235H194L195 233H196ZM207 232V231H206ZM222 232V231H221ZM221 232H220V234H221ZM45 233H47V234H45ZM60 233V234H59ZM92 233V232H91ZM178 233V234H179ZM182 233L181 234H179V235H182ZM204 233H205V230H204ZM230 233V232H229ZM229 233H225V236L226 235H228ZM233 233V232H232ZM233 233V234H234ZM110 234V233H109ZM112 234V233H111ZM135 234V233H134ZM158 234L156 233L155 235L156 236H158ZM186 234V233H185ZM199 234H198V237H197V235H196V237H197V240H198V238H199ZM202 235H204L203 233H201ZM200 234V235H201ZM208 234H210V233H208ZM220 234H218V236H216L215 237V234H213V236L215 237V239L217 238V237H220L221 235ZM222 234V235H223ZM231 234V233H230ZM229 234V235H230ZM119 235V234H118ZM123 235H124V233H123ZM137 235V234H136ZM143 235H141L142 237H143ZM163 235H160L163 239H164V237H163ZM183 235H184V233H183ZM187 235H191L190 233L189 234H186V236ZM191 235V237H193L194 238V236H192ZM206 233H205V236H203L202 238L204 239L205 237H206ZM212 234H210L209 236H211ZM220 235V236H219ZM93 236V235H92ZM103 236V235H102ZM130 236V235H129ZM129 236H127L128 238H130ZM165 236V235H164ZM186 236H181V237H183V238H186ZM212 236V237H213ZM224 236V235H223ZM224 236V237H225ZM239 236V237H238ZM89 237V236H88ZM91 237V236H90ZM90 237H89V239H90ZM116 237V238H115ZM133 237V236H132ZM140 237V238H139ZM161 237H158L159 239L161 238ZM181 237H179V239H181L182 240V238ZM196 237H195V240H196ZM230 237V236H229ZM104 238V239H105ZM134 238V237H133ZM177 238V237H176ZM190 237H188V239H189ZM200 238H201V236H200ZM211 238V237H210ZM210 238L209 237H206V239H209L210 240ZM221 238V239H220ZM220 238H218V240H222V238L223 237H220ZM226 238V237H225ZM147 239V240H148ZM151 239V240H150ZM169 239L171 240V242H169ZM179 239H178V243L179 242H181L180 243V246H182V245H187V244H182V241H179ZM187 239V238H186ZM203 239H201V241H203ZM205 239V240H206ZM224 239V238H223ZM233 239H234V237H233ZM124 240V241H125ZM139 240L140 241H142V242H139ZM153 240H155L156 241V244H154L153 243ZM185 240V239H184ZM217 240V241H218ZM105 241V240H104ZM108 241V242H109ZM151 241H152V243H151ZM162 241H164V240H162ZM175 241V242H176ZM186 241V240H185ZM190 241V240H189ZM212 241H213V239H212ZM238 241V240H237ZM237 241H235V242H237ZM246 241V242H245ZM97 244H96V243ZM119 242H120V240H119ZM193 242H195L194 240H193ZM198 243L200 242V239H199V241H197ZM197 242H195V244H198ZM213 242H216V241H213ZM221 242V241H220ZM94 243V244H93ZM98 243H100V245L98 244ZM122 243H123V241H122ZM167 243V244H166ZM177 243V242H176ZM209 243V242H208ZM217 243H219V242H217ZM217 243H215L216 245H217ZM115 244H117V245H115ZM120 244V245H119ZM140 244H142L141 245V247H140ZM152 244H153V246H152ZM190 244H192V242H190ZM203 244H205V245H208L207 247L209 248V244H207V242H205V243H203ZM215 244H213L212 243V246H215ZM220 244V243H219ZM149 245H150V247H149ZM187 245V246H188ZM194 245V244H193ZM226 245H224V246H226ZM249 245H251V246H249ZM101 246V247H102ZM133 246V247H134ZM157 246V245H156ZM166 247V248H164V247ZM167 246H170V248H171V246L173 247L172 248V252H171V250H169V252H168V250L167 249H169V247L167 248ZM219 246V245H218ZM232 246V245H231ZM163 247V248H162ZM176 247H178V249L176 248ZM110 248V249H109ZM113 248V250H111ZM129 248H130V250H129ZM200 248V249H199ZM206 247H202V252H204V250L203 249H205ZM212 248V247H211ZM104 249V248H103ZM109 249V250H108ZM136 249V250H135ZM174 249H175V252H174ZM196 249H198V251L196 250ZM215 249V248H214ZM213 249V250H214ZM110 250L111 251H113L112 253H110ZM144 250H145V248H144ZM183 252H182V251ZM206 250V252H207V249H205ZM208 250H210V249H208ZM212 250V249H211ZM216 250V249H215ZM107 251H105V256H108V258H113V257H115L113 254V256L112 255H106V252ZM154 251H156V248L154 249ZM182 253H181V252ZM236 251V252H235ZM115 252H116V250H115ZM120 252H116V254L117 253H120ZM151 252L152 253H154L155 255H156V253H158L156 256H158L159 255V257H158V259H159V261H161V262H159L158 261V259H157V262L155 263L154 262V260H156V259H153L154 257L156 258V256H154L153 254H151ZM234 252V253H233ZM238 252H242L241 253V255L243 256V254L245 255V257H246V254H245V252H249V254H247V256H250V260H247V257L246 258H244V256L243 257H241V258H244V260H239L238 259V257H240V255L238 254ZM139 253L137 252V254L139 255ZM147 253V254H146ZM150 253V255H152V256H147L148 254ZM208 253H210V251H208L207 252V254ZM220 253V254H221ZM115 254V255H116ZM122 254H120V256L122 255ZM215 254V255H216ZM232 254H233V256H232ZM236 254H238L237 256H236ZM122 255V256H123ZM134 255V254H133ZM136 255V254H135ZM112 256V257H111ZM118 256H119V254H118ZM120 256L118 257L119 259H120ZM121 256V257H122ZM160 256H163V257H160ZM230 256H232L233 258H235L234 256H236V258L233 260H229V257ZM124 257H122V259L124 258ZM217 257V258H216ZM116 259H117V255H116V257H115ZM240 258V259H241ZM114 260V258H113V261H111L110 259L108 260V259H105V264L106 263H108V262H110V264H116L117 263V261H119V259H117V260ZM122 259L120 260L121 261V264L123 263H125L124 261L122 262ZM146 259V258H145ZM212 259H214V260H212ZM216 259V260H215ZM220 259H221V257H220ZM246 259V260H245ZM24 260H27V262H24ZM29 260H33V261H29ZM36 260V261H35ZM108 262H107V261ZM135 260H133V261H131L132 263L131 264H134L133 262H135ZM172 260V261H171ZM3 261L2 262H0V264H2L3 263ZM29 261V262H28ZM73 261V262H74ZM103 261V260H102ZM115 261V262H114ZM119 261V262H120ZM129 261V262H128ZM166 261V262H167ZM5 262V261H4ZM55 261H52V263H54ZM60 262V261H59ZM71 262V261H70ZM76 262V261H75ZM75 262L74 263H70V264H75ZM5 263V264H6ZM13 263H15V261H13ZM77 263V262H76ZM168 263H166V264H168ZM15 264H17V262L15 263ZM49 264H51V263H49ZM56 264V263H55ZM61 264V263H60ZM101 264H103V263H101ZM109 264V263H108ZM119 264V263H118ZM162 264H165L164 262L162 263Z\"/></svg>",
	"mask_w": 264,
	"mask_h": 264
},
{
	"label": "rangeland",
	"instance_id": "2",
	"mask_svg": "<svg viewBox=\"0 0 264 264\" xmlns=\"http://www.w3.org/2000/svg\"><path fill=\"white\" fill-rule=\"evenodd\" d=\"M8 1H10V0H7V2H6L5 4H7ZM11 1H12V0H11ZM55 1H56V0H55ZM55 1H54V5H53V3H52V5H51V3H49V2H53V1H51V0H48V1L45 0L44 2H42V3H44V5H46L45 2H46V3H49V6L46 5L47 7H49L48 9H47V7H45L44 5H42V3H39V5L41 4V6L44 7V9H41L42 12H38V13H36L37 16L34 15V18L37 20L38 24H41L42 21H45V18H47V15H48L49 19H50V17H51L50 21H47V20H46V23L49 22V23H47L48 26L50 25V23H52L51 20H53V23H54V25L56 26V24H57L56 21L63 22V19H64V22H63V23H65V24H62V23L59 24V22H58V24H57V26H56L57 29H59V27H60L61 24H62V26L64 27V29H63V27L61 26V29H63V30L61 31V30L59 29V31H60L59 34L63 35V33L66 31L65 34H66L68 37H66V35H65V38H67V40H69V39H70V40H73V37H74V38H76V37L78 38L79 34H81V33H79V31H80V32L82 31V34H81L82 36L87 37L86 35L88 34L89 37H88V38H85V37H82L81 35L79 36L80 39H81V38H85V39H86V42H85V39L82 40L84 44H82V42L80 41V42H81V45L79 46L80 49H81L82 47H84V45L87 46L86 49H88V47L91 48V47H92L91 45L96 46V48H94V49L91 48L92 51H89V52H88L89 49H88V50L84 49V50H83L84 54H83L82 50H81V51H80V50H77V51L75 50V53H74L73 47H70V49H71L70 52L72 51L71 53L68 52L69 50H68V51H64V52H60V51H56V52H55V50H54L53 48H49V49H51V51H49V52L46 51V52H48V53H47V57H46L45 55L39 57V56H37V55H38L37 52L39 51L38 47H39L40 42L43 40L44 42L42 41L41 43H42V44H43V43L45 44L46 41H47L50 37H51V38H50L51 40L49 39V41H52V39H54V38L52 37V36H54V35H50V34H49V33H50V31H49L50 28H49V30L47 29V31H45L46 29H44V28H47L48 26L45 24V22H43L42 24H44V26H45V25H46V26L44 27V26H42V24H41V25H38V27H40V28H35V30H36V29H37V30H40V32H38L39 34L37 33V35H33L34 37H33V36L30 37V38H32V37L35 38V39H32V40H31V42H34L35 44L38 43L37 41L40 40V41H39V44H38V45L36 44L37 47H35L36 45H33L35 48L38 49V50H37V49L35 50V51H37L36 53H34V52H33L34 50L29 46L31 42L28 41L29 43H27V40H30V39H28L29 37L27 38V37H24L25 35H24L23 37H22V35H18V36H21V37H18V36H17V38H18V39H17L15 34H10V35L12 36V38H10L9 35H5V37L8 38V39L6 38V40L4 39L5 37H4L3 35H1L3 38L0 37V41H2V40L4 41V43H3V42L0 43V45L2 46V48H0V49H2V51L0 50V51L2 52V53H0V57H1V59H3L2 55H4V59H5V58H10V59H5V60L7 61V63H8L10 60H12L13 62L10 61L11 64H12V65H10V66H15V65H16L15 63H16L17 61H18L19 63H22L24 60L26 61L27 58H25V56H27V52L24 51V50H28V51H29V47H30V49L32 50V52L29 51L30 53H29V52H28V53L30 54V56H29V55H28V56H29V59H31V58L34 59V63H33V60L31 59V60H32V61L30 60L31 63L29 64V60H28V61L25 62L26 64H25L24 66H26V65L29 66V65H30V67H31V66H32L33 64H35V62H36V63L39 64V66L41 67V64L45 61V62L43 63V65H44V64L46 65V64L49 63V66L47 65L49 68L46 67V69L49 70V69L51 68V67H50V64H51V66H54V65H55V68L53 67V70L51 69V71H50V70H49V71L52 72V73L55 74V75H56V73H58L59 75H60L61 73H63V74H61L62 76H60L61 78L59 77V75H58V76L56 75L58 79H61V80L59 81V82L61 83V86H65V87H63V90H62V87H61L62 92L65 90L64 88H66V85H68L67 83H64V81H65V82H68V83L70 84V82H72V80H70V79H72V78H70V77H74V76H72V75H67L68 73H70L69 70L74 69V68H77V67H78V68H79V67L81 68V67L84 66V63H85V62H86V63H85L84 69H82V70L85 71V73H86V71H87V73H88L89 75L86 73V74L88 75V76H87V75L81 70L82 73H83V76H84V74H85L84 77H86V79H84V81H85V80L87 81V77H89L88 80H89L90 78H95V77H96L97 79L95 78V80H94V79H93V80L90 79V80H92L93 82L97 80V81L99 82L100 80H98V78L100 79V78L102 77V78H101V81H100V82H102V81H103V75H104V78L106 79V81H104V83L102 82V84H104V85H100V86H101V87H100V91H99V90H96V89L94 88V89H95V92L97 91V93L94 92V93H95V96H94V94L90 96V94H91L92 92H90V94L87 93L88 95H86V96H85V94L82 95L80 92H82L83 89H81V91H79V92H77V93H74V94H72V92H74V91H71V92H70V95L67 96L66 93L69 91L68 88H67L68 91H65L66 93H65V94L63 93V95H65V96H67V97L74 98V100H75L76 98H77L78 100H79V99H83V100L81 101V103H83V104H84V103H87V104H86V105H87V108H89L90 110L92 109L91 111H93V110L96 109V108H95V109L92 108V105H93V106H94V105L97 106V105H96V104H97V101L95 102L96 104L93 103L96 99H97L98 101H100V102H101V101H102V102H103V101H106V102H104V103H105L104 106H103V105L100 106L101 103L99 104V102H98V104H99L98 106L101 107V109L98 107V111H99V109H100V110H103L102 113H104V114H107V113L113 111V109H114V112L117 111L118 108L122 109V108H123L122 105H123V106H126L127 104L130 105V106L127 105V107H126L127 110H125V109L123 108V110H121V111H117V112H119V114H120L121 117L116 113L117 115L115 114V116H116V117H119V119L117 118L116 120H114V119L116 118L115 116H113V118L115 117L114 119L110 116L111 118H109V120H110V119H111V120L109 121V120H108V117H109V115H110L111 113H109V115H103V114L99 111L100 113L97 114V115H100V116H98V117H100V119H101V121H100V119L97 120V115H95V112H96L97 110H95L94 113L90 112L91 118H92V116L95 115V117H93V119H95V118H96V119H95V120L92 119V120L95 121L96 124H97L96 120L98 121V124H99L100 126H101V124H103V126H102L101 128H98V134H104V135H105V138H107V142H109V141H111V139H114V138H111V139H110V138H109L110 135H111V137H112L114 134H115V135H114L113 137H115L116 135L118 136V134H116V133H117L119 130H118L117 132L113 131V133H112V130H117V129H120L121 127H123L122 125L120 126V124H122L123 122H124L123 124H125V123L127 124V122H128V126H130V123H131V122H129V120L133 117V116L131 117V115H132L134 112H136L135 110H137L136 113H138V111L141 110V107H143V105H144V103H143V105L140 103V105H142V106H139V107H140V108H139V107H138L139 104H138V102H137L138 100H134V101H136L137 104H138V105H137V104L135 105L133 102H131V101H132V99L130 98L131 95H130V97H129V95H128V93H127L128 97H129V99H131V101L127 98V96H125V95H126V92H127V91H130V90L133 88L131 85L134 84L133 86H135V83L132 84V81H134V80L137 78V74H141V73L143 72V70L147 72V71L150 70L154 65L159 64V63H162V62H165V61L167 62L168 67L171 68L172 66H176V64H177V65H178V64H183V61H184L185 59H189L188 57L190 56L189 54L191 53V52H189V51H190L191 48H192V47H191V45H192V39H191L190 41H189V39L192 38V35H193V30H194V27H195V24H194V23H195V20H196V18H197V16H196L197 14L194 15V12L196 11L195 13H197V10H196V9L198 8L197 5H199V2H198L199 0H197V1L194 0L195 3L197 2L198 4H197V3L195 4L193 0H191V1H190V0H186V1H185V0H182L183 2H182V1H179V0H176V1H175V0H162V1L157 0V2L162 6V8L160 7V5H159V7H158V3L156 4V0H152V1H150V2H149V3L151 4L150 6L144 4V3L149 4V3H147V2H148L147 0H146L147 2H146L145 0H137V2H138V1H140V2H138L139 4L137 3L136 5H135L136 2L133 3L134 6H133V4H132V2H131V1H133V0H131V1L128 0L129 3L132 4V5H130V4L128 3L127 0H120V3H121V4L119 3V0H116V1H115V0H111V2H110V0H109V1H108V0H97V1L100 2V3H98L96 0H94L93 2L90 1V0H83V1H87V3H89V1L92 2V3H90V5L92 4L91 6L95 5V4H96L95 2H97V5L100 4V5H98L99 8H98L97 5H95V6H96V7L94 6L95 9H94V7H91V9H89L90 6H89V8H88V7H87V6H88L87 4L84 5V7H86V10H87V8H88V11H87L88 14H89L90 12H91V13H94V14H92V16H89V17H86V15H85L86 11H85V10H84V12H83V10L80 11L81 8L83 7V5H82V7L79 9V6H80L81 3L83 2L82 0H81V1H80V0H75V1L79 2V3L76 2L77 4L75 3L74 0H71V1H69V0H65V1H63V0H62L64 3H66V2L68 1V2L65 4V5L68 4L67 7H63L64 4L57 5V4L55 3ZM58 1H59V0H58ZM58 1H56V2L59 4ZM60 1H61V0H60ZM62 1H61V2H62ZM102 1H103V3H101ZM106 1L108 2V4H109L110 6L106 4V3H107ZM114 1H115V2H114ZM143 1H144V2H143ZM167 1H169V2L166 3ZM172 1H173V4H172ZM174 1H175V2H174ZM177 1H178V3H177ZM205 1H206V0H204V2H205ZM225 1H226V3H225ZM225 1L223 2L222 0H215V2H214V0H211V1L208 2V0H207L208 5H207V2H205V3H206V7L209 6L210 3H212V4L214 3V4H213L214 6H213L212 4H210V6L207 7V8L205 9V12H206V11H208V12L211 11V12H210L211 14L208 13V12L205 13V14H207V15H205V17H204V19H203V20H204L203 23H205V24L202 23V30L205 31V34H206V35L203 34L204 32H202V30H201L202 33H201V32H200V33L198 32V34H197L198 37H199V39H200V42H201V48H200V49H201V50H202V49L206 50V51L202 50L203 53H202L201 55H204V57H203V56L200 57V58H202V60H200L202 63L199 62V66H198V70H197V71L200 72L201 69L204 70V68H205V65H204V64L206 63V65H209L210 62H213V59L216 60V58H217L216 61H217L218 63H220V62L222 61V59H223L224 57H226V58L223 59V62H221L222 64H218V66H217V67H219V68H217L218 70H220V69H222V70H221V71H218L217 69H216V70L214 69L215 71H218V72L221 74V76H219V73H218V72H216V73H218V75H217L215 72H212V73H213V77H212V73H211L210 69H209V70H208V69L206 70V71H210V72H206L207 74L205 73V70H204V71L202 70V72H204V73L200 72V75H202V76L205 75L206 77L203 79V81H204V80H205V81H204V82L202 81V82L198 85V89H197V90L199 91V90L202 88V90H203L205 93H204L203 91L198 92V91L195 89V90H192V92H191L190 94L196 92V94H197V95L199 94V96H200V95H202V93H203V95L205 96V98H207V97H206V93H207V95H211L212 92H215V90L219 88L218 86H221L222 83L219 82V81H222V80H221L222 76H223L224 74H227V73H225V71H223V69L225 70V68H223V67H226V66H227L225 63H228L229 61L234 60V57H236V56L238 55V52H237V51H239V49H237L238 46L236 45V44H237V42H236L237 39H239V40L241 39V40L243 41L244 39H242V37H243L244 35H245L244 37L249 36V35H246V34H243V35H242V33H241L242 29H244V28L246 27V25H245L246 23H243L244 26H243L242 28H240L241 31L238 30L239 27L236 26V25H241V24H242V23H241V24H240V23H239V24L237 23V22L239 21V17L241 18L243 15H244L243 17H246V20H245V18H243V19L241 18V19H240V22H243V21L248 22V20H249L250 22H252L253 20H254L253 22H256V21H258V19H259L260 17H262V16H263V17H262V19L260 18V22H261L262 20L264 21V19H263V18H264V15H263L264 12H263V14L260 13L261 10H262L261 8H264V7H260V8L257 7V6H258V3H260L261 0H258L259 2H257L256 0H254V1H253V0H249V1H251L252 3H254V4H252V3H250V2H249V3H250V4H249V3H247L248 1L245 2V0H239V1L241 2V4H240V2H239V3L236 2L237 0H232L233 3L231 2V0H225ZM227 1H228V3H230V2L232 3V4H229V8H227V7H228V3H227ZM242 1L245 2V6H246V7L244 8L245 10H243V7H244V4H243V3H244V2L242 3ZM255 1H256L257 5L255 4ZM18 2H19V1L16 2V0H15V1H12L13 4L18 3ZM61 2H60V3H61ZM63 2H62V3H63ZM73 2H74V4H73L74 7L72 6L73 8L71 9V5H72ZM104 2H105V3H104ZM116 2H117V4H116ZM151 2H152V3H151ZM170 2H171V3H170ZM188 2H189V3H188ZM191 2L193 3V5H191L192 8L190 7V3H191ZM218 2H219V3H218ZM222 2H223L224 4H223ZM69 3H70V4H69ZM83 3H85V2H83ZM110 3H111V4H110ZM125 3H126L127 5H125ZM141 3H142V7H141ZM154 3H155V7H154V8L157 9V7H158V8H161L162 10L164 9L163 11H165V13H164L162 10H160V9H159L160 11H158V10L154 11L155 9H152L153 6H154ZM165 3H166V4H169V3H170V4H169V5H165ZM174 3H175V4H174ZM180 3H182L181 6H180ZM186 3H187V4H186ZM234 3H236V4H234ZM246 3H247V5H246ZM55 4H56L57 6H55ZM78 4H79V5H78ZM105 4H106V7L104 6ZM114 4H115L116 7L114 6ZM128 4H129V6H128ZM143 4H144V10H145V11H144V10H142V11H143L146 15H145L143 12L141 13V11H140L141 9H143ZM178 4H179V5H178ZM217 4H218V5H217ZM238 4H239V5H238ZM16 5H18V4H16ZM69 5H70L71 12H70V11H69V12L66 11L67 14H68V16H67V14H65V10L68 9ZM75 5H78V6H76V7L79 9L80 12L75 11V12L72 13V11H74L75 8H76ZM122 5L125 6V7L123 8ZM138 5H140V8L137 7ZM164 5H165V6H164ZM171 5H172L173 7H172ZM182 5H183V6H182ZM188 5H189V6H188ZM215 5H217L216 8H215ZM219 5H220V6H219ZM226 5H227V6H226ZM250 5H253V10H254V11L256 10V13H255V14H252V20H250V19H251V17H250L251 14H250V13H249L250 15L247 14L248 16H247L246 14L243 13V12H245V13H246V12H249V10H250L251 13H253L252 7H251V9H248V6H250ZM10 6H11V5H10ZM13 6H14L13 8H15V5H13ZM41 6H40V7H41ZM50 6H51V7H50ZM52 6H54L53 9H52ZM61 6H62L63 9L61 8ZM107 6H109V7H107ZM111 6L114 8V10H113V8H112ZM117 6H118V8H119L120 10L117 8ZM131 6H132V8H131ZM178 6H179V7H178ZM223 6H224V7H223ZM225 6H226V7H225ZM232 6H233V8H232ZM234 6H236V7H234ZM238 6H239V7H238ZM242 6H243V7H242ZM17 7H18V6H17ZM127 7H128V9H130V10H129V13L134 12V10H138L137 14H140V13H141V14H144L143 17L141 18V20H140V17H141L142 15L140 14L141 16H139V21H137V24H136V26H137V25H138V26H137V28L135 27L136 31L133 33V35H135V38H136V39L132 38L133 41H132V43H129V44H132V45L134 44V46H136L134 42H136L137 45H138V44H140L139 42L142 41L141 43H143V44L145 45V44L150 43V41L154 38V40L157 39V40H155V41H158V44H159L158 47H160L161 49L158 48V47H155V46H154V45L157 44V42L155 43L154 40H153L154 42L151 41L152 45H151V44H150V45L148 44L147 46H146V45L144 46L143 44H142V45L140 44V47L143 48V46H144L145 48L147 47V49L150 48L149 50H147V49H141L139 46H137V47L140 48L141 51H140L137 47H136L137 49L134 50L133 48H135V47H131L132 45L129 46L128 43H127V48H125V47H124V46H125V43H124V41H123V44L120 43L119 46H120V47H121V46L123 47V48H121V49H122V52H123V53H124V52L127 53V55L122 54L121 49H120L119 46H118V48H119V52L116 51V49H117L116 46L118 45L117 42H119V40H117V39H118L119 37H121V39L119 38L120 41H121V40H122V37L124 36V35L121 36L122 34L120 35L119 32L122 31V30H121V28H119V26L122 27V29H123L124 26H122V25L120 24V20H121V18H122V15L124 16V14H126V13L128 12ZM129 7H130V8H129ZM133 7H134V9H133ZM136 7H137V9H135ZM145 7H146V8H145ZM151 7H152V8H151ZM174 7H175V8H174ZM183 7H184V8H183ZM195 7H196V9H195ZM211 7H212V8H211ZM240 7H241L242 9H241ZM256 7H257V8H256ZM50 8H51L52 10H50ZM54 8H55V9H54ZM56 8H57V9H56ZM60 8H61V10H62V11H61V12H62V13H61L62 16L64 17V16L66 15L65 18L60 17V14H59V13H60V12H59ZM77 8H76V9H77ZM92 8H93V9H92ZM100 8H101V10H104L105 8H106V9H105L104 12L102 13V11L100 10ZM102 8H103V9H102ZM108 8H110L109 10H110L112 13L108 11ZM111 8H112V9H111ZM115 8H116V9H115ZM122 8L125 9L127 12H126L125 10H123ZM150 8H151V9H150ZM167 8H168V10H169V14H168V10H165V9H167ZM171 8H173L175 11H173V9H171ZM178 8H179V9H178ZM181 8L184 9V10H182ZM187 8H189V9H187ZM190 8H191V10H190ZM213 8H214V9H213ZM218 8H219V9H218ZM230 8H231V9H230ZM236 8H237L238 10H237ZM239 8H240V10H241L240 13H238V12H234V13H233L234 10H235V11H240ZM255 8H256V9H255ZM9 9L13 10V9H12V6H11V8H9ZM9 9L7 8V11H9ZM46 9H47V10H46ZM64 9H65V10H64ZM73 9H74V10H73ZM83 9H84V8H83ZM139 9H140V10H139ZM170 9H171V10H170ZM176 9H177V11H176ZM194 9H195V10H194ZM207 9H208V10H207ZM225 9H227V10H225ZM232 9H234V10H232ZM246 9H247L248 11H247ZM43 10H45L46 13H48V12L50 13V12H51V13H50L51 16H49V15H50L49 13H48V14H45V12L43 13ZM49 10H50V11H49ZM53 10H54V11H53ZM89 10H91V11H89ZM93 10H94V11H95V10H97V11L100 10L99 13H102V14H99V13L96 12V11H95V12H92ZM117 10H118V11H117ZM122 10H123V11H122ZM131 10H133V11L131 12ZM178 10H179L180 12H179ZM188 10H189V11H188ZM219 10H221V13L224 11L226 14H224V12H223V14L220 15L221 13L219 12ZM230 10H231V11H230ZM258 10H259V12H258ZM55 11H56V13H54ZM57 11H58V12H57ZM63 11H64V12H63ZM121 11H122L123 13H122ZM139 11H140V12H139ZM151 11H152V16H153V17L150 16ZM161 11H162V12H161ZM166 11H167V13H166ZM170 11H172V12H170ZM187 11H188V12H187ZM191 11H193V12H191ZM215 11H216V12H215ZM227 11H228V12H227ZM242 11H243V12H242ZM263 11H264V9H263ZM52 12H53L54 14H53ZM76 12H77V13H76ZM81 12H82V13H81ZM107 12H108V13H107ZM115 12H116V13H115ZM124 12H125V13H124ZM155 12H156V13H155ZM178 12H179V13L182 12L181 15H180V14H177ZM189 12H190V13H189ZM213 12H214L215 14H214ZM217 12H218V13H217ZM229 12H231V13H229ZM40 13H42V14H40ZM70 13H72V14H70ZM74 13H75V14H74ZM78 13H79V16H80L81 14H82V15H81L80 17L78 16V22H77L78 24H77L76 21H77V15H78ZM91 13H90L89 15H91ZM95 13H96V14H95ZM106 13H107V14H106ZM114 13H115V14H114ZM135 13H136V12H135ZM149 13H150V14H149ZM157 13H158V14H157ZM160 13H161V15H163V18H164V19L162 18L163 21H162V19H160V18L162 17V16H160ZM170 13L173 15V17H172V15H171ZM183 13H185V15H184L185 17L182 16ZM186 13H187V14H186ZM216 13H217L219 16H218ZM219 13H220V14H219ZM39 14H40V16H39ZM52 14H53V16H52ZM58 14H59V15H58ZM63 14H64V15H63ZM69 14H70V15H73L74 17L71 16V17H73V18H71ZM76 14H77V15H76ZM83 14H84V15H83ZM105 14H106V15L109 14V15L106 17ZM110 14L112 15L111 17L113 18V20H112V18L110 17ZM116 14H117L118 17L116 16ZM119 14H120V15H119ZM148 14H149L150 18H149V16H148ZM164 14H166V15H164ZM189 14H190V15H189ZM227 14H228V15H227ZM230 14H231L232 16H231ZM235 14H236V15H235ZM242 14H243V15H242ZM258 14H259V15H258ZM42 15H43L44 17H45V16H46V17L44 18ZM94 15H95L96 17H95ZM113 15H114V17H113ZM154 15H155V16H154ZM167 15H168V16H167ZM188 15H189V17H191L190 20L195 18L193 24H192V21H193V20H192V21H189V20L187 19V18H188ZM191 15H192V16L194 15L193 18H192ZM213 15H215V16H213ZM226 15H227V16H226ZM233 15H235V16H233ZM239 15H240V16H239ZM245 15H246V16H245ZM253 15H254V17H255V15H258V16H260V17L258 18V16H257V20H256V17H255V19H254ZM261 15H262V16H261ZM38 16H39V19H40V20L37 18ZM58 16H59V17H58ZM84 16H85V17H84ZM87 16H88V15H87ZM100 16H101V17H100ZM144 16H145L146 18H144ZM166 16L169 17V18H168L169 20L166 18ZM179 16H180V17H179ZM181 16H182V18H181ZM220 16H222V17H220ZM224 16H226V17L224 18ZM229 16H230V18H227V17H229ZM237 16H238V17H237ZM40 17H41V18H40ZM42 17H43V18H42ZM75 17H76V18H75ZM90 17H91L93 20H92V19H89ZM98 17H100V18H98ZM104 17L107 18L106 21H105V22H106L105 25L107 24V26H109L110 24H112V22H113L112 26H113L114 24L117 25L118 22H119V24H120V25H119V24L117 25V29H115L116 26L113 27L114 29L111 28V29H113V31L115 30V32H113V31L110 29V31L113 32V33H115V34H116V30L119 31V29H120V31L117 32V33H119V34L113 35V34L111 33V35H109L110 37H111L112 35H113L114 37L117 36V35H119V37H118V36H117V38L115 37V38H116V43H115V39H114L113 37H112V38H110V37L108 38V37H107V36H108L107 33H109V30H108L109 28H107V33H106L105 30H104L105 28H102V27H103L102 25H104V22H103V21H104V20H103ZM116 17H117V18H116ZM147 17H148V18H147ZM155 17H157V18H155ZM158 17H159V19H158ZM177 17H178V18H177ZM186 17H187V18H186ZM208 17H211V18H208ZM214 17L216 18V20L214 19ZM233 17H234V18H233ZM248 17H249V18H248ZM55 18H57V19L55 20ZM60 18H61V20H60ZM67 18L69 19V21H68ZM81 18H82V19H81ZM97 18L99 19V21H98V25H99V26H100V25L102 26V27H101V26H100V27L98 26L99 28H101V29H100L101 31H100V30H96V29L98 28V27H96L97 24H95V25H96L95 27H94V24H93V23H97V22H96V21L98 20ZM109 18H110V19H109ZM114 18H116V19H114ZM151 18H152V19H151ZM170 18H172V19H170ZM173 18H174V19H173ZM176 18H177V19H176ZM180 18H181V19H180ZM185 18H186V19H185ZM212 18H213V19H212ZM219 18L221 19V21L219 20ZM247 18H248V20H247ZM41 19H42V21H41ZM43 19H44V20H43ZM74 19H75V22H74ZM86 19H89L90 21L92 20L93 22H92L91 24H89L90 22H89L88 20H86ZM95 19H97V20H95ZM118 19H120V20H118ZM148 19L151 20V21H149ZM155 19H157L159 22H160V21H162V22H161V23H158V21H156ZM184 19H185L186 23H187V22H191V23H187V24H189V26L185 23V24L188 26L187 28H185L186 25H184V23H183V22H184ZM206 19H207V20L210 19L209 23H210L211 25L208 23V21H207ZM226 19H227V20H226ZM234 19H235V20H234ZM38 20L41 21V22H39ZM54 20H55L56 24H55ZM71 20H73V21H71ZM79 20H80V21H79ZM84 20L86 21V24H85V22L82 23ZM102 20H103V21H102ZM107 20H108L109 22H108ZM117 20H118V21H117ZM164 20H165V21H164ZM166 20H167V21H166ZM177 20H178V22H177ZM205 20H206L207 23L205 22ZM224 20H225L226 23L224 22ZM228 20H229L230 22H233V23L231 24ZM232 20H233V21H232ZM241 20H242V21H241ZM255 20H256V21H255ZM67 21H68L69 23H68ZM70 21H71V22H70ZM121 21H123V20H121ZM169 21L172 22L171 25H169V24H170ZM174 21H176L175 23H177V24L173 23ZM180 21H181V22H180ZM212 21H213V22H212ZM234 21L236 22V25L234 24ZM263 21H262V22H263ZM66 22H67V23H66ZM101 22H103V23H101ZM110 22H111V23H110ZM116 22H117V23H116ZM142 22H143V23H142ZM145 22H147V23H145ZM148 22H149V23H148ZM156 22H157L158 24H156ZM164 22H165V23H164ZM166 22H167V24H166ZM218 22H223V23H218ZM258 22H259V21H258ZM79 23H80V24H79ZM81 23H82L83 25H82ZM100 23H101V24H100ZM141 23H142V25H143L142 28H140ZM151 23H152V24H151ZM162 23H164V24H162ZM180 23H181V25H180ZM212 23H213V24H212ZM224 23H225L227 26H224ZM5 24H6V23H4V26H1V27L4 28V29L2 28V30H6L5 28H6V25H7V24H6V25H5ZM66 24H67L68 26H67ZM84 24H85V25H84ZM88 24H89V25H88ZM92 24H93V25H92ZM122 24L124 25L123 22H122ZM153 24H154V28H156V26H157V27L160 26V28H156L157 30L154 29V28L152 27ZM159 24H160V25H159ZM190 24H192V27H193V28L191 27ZM208 24H209V25H208ZM217 24H219V26H218ZM230 24H231V25L234 24V25H233L234 28H233ZM64 25H65L66 27H65ZM69 25H70V26H69ZM71 25H72V26H71ZM73 25H74V26H73ZM80 25H82L83 27H82V26L80 27ZM87 25H88L89 28L87 27ZM105 25H104V27H107V26H105ZM139 25H140V26H139ZM145 25H146V26H145ZM161 25H162V26H161ZM163 25H164V26H163ZM167 25L170 27V29L167 28V27H168ZM176 25H177L178 27H177ZM204 25H206V26H204ZM215 25H216V26H215ZM229 25H230V26H229ZM248 25H251V24L249 23ZM252 25H253V24H252ZM252 25H251V26H247V27L250 29V31L255 32V33H254V35H256L255 37H257V34H258V36H260L259 31H260V29H261V31L264 30V29H262V28L264 27V24H263V26H261L260 28H259V26L262 25L261 23L256 24L257 26L259 25L258 28H257V26H256V27H253V26H255V25H253V26H252ZM78 26H79V28H78ZM84 26H85V28H84ZM112 26H110V27H112ZM144 26H145V27H148V28H146L145 30L148 29L149 32H148V31H147V33H146V31L144 32V28H145ZM171 26H172V27H171ZM173 26H174V27L176 26V27L174 28ZM211 26H212V27H211ZM221 26H222V27H221ZM41 27H42V28H41ZM67 27H68V28H67ZM73 27H74V28H73ZM149 27H150L151 31L149 30ZM151 27H152L153 30H154L153 33H152V28H151ZM164 27H165L166 29H165ZM180 27H181V28H180ZM182 27H184L185 32H183L184 30H183ZM213 27H214V28H213ZM240 27H241V26H240ZM250 27H251V28H250ZM66 28H67V29H66ZM82 28H83V30H82ZM86 28L88 29V31H87ZM92 28H95V29H92ZM99 28H98V29H99ZM138 28H139V29H138ZM171 28H172V29H171ZM176 28H177V29H176ZM179 28H180V29H179ZM191 28H192L193 30H192ZM204 28H206V29H204ZM211 28H213V29H212V32H211ZM215 28H216V33L214 32V31H215V30H214ZM220 28H221L222 30H220ZM224 28L227 29V32H226V30H224ZM231 28H233L234 30L231 29ZM42 29H44V30H43V33H41ZM72 29H73L74 31H71ZM76 29H79V30H78V33H79V34L75 33ZM131 29H134V28L131 27ZM142 29H143V30H142ZM159 29H160V30L163 29V31L165 30V32H166L167 34L169 33L168 35H170V34L172 33V34H174V36H173V35H172L173 37H172L171 35L168 36V35H166V33L163 32L162 34L157 33V34H156V35L158 36V37H157V36L155 35V33H156L157 31H159ZM168 29H169V30H168ZM181 29H182V30H181ZM187 29H189V31H190V32L187 31V32H189L188 34H186V33H187V32H186ZM207 29H208V30H207ZM217 29H219V30H217ZM228 29H231V30L229 31ZM253 29H255V31H254ZM257 29H258V31H257ZM84 30H85V31H84ZM102 30L106 33V35H104V34H105L104 32H103V34L100 33V34H102V35H100V37L103 38V40H100L101 38H100V37L97 38V36H99L98 31H99V32H102ZM123 30H124V29H123ZM137 30H138V31L140 30L141 32L139 31V32H140V33H139ZM171 30H172V32H171ZM173 30H174L175 32H174ZM235 30H236V31H235ZM44 31H45V32H44ZM48 31H49V32H48ZM68 31L71 32V33H69ZM95 31H96L97 33H96ZM142 31H143V32H142ZM169 31H170V32H169ZM176 31H177L178 33H177ZM191 31H192V33H191ZM220 31H221V32H220ZM223 31H224V33H226L227 35H225V34L223 33ZM256 31H257L258 33H257ZM3 32H4V31H3ZM73 32H74V35H72ZM76 32H77V31H76ZM83 32H84V33H83ZM86 32H89V33L85 34ZM93 32H95L96 35L98 34L97 36H95V37H96L95 39H94V37H93V35H95ZM180 32H181V33L183 32V33L181 34ZM209 32H211V33H209ZM232 32H233V34H232ZM45 33H46V34H45ZM122 33H123V31H122ZM141 33H144L145 35H148V36L146 37L144 34H142V36H141V35H140ZM151 33H152V34H151ZM175 33H176V34H175ZM184 33H185V34H184ZM190 33H191V34H190ZM213 33H214V34H213ZM217 33H218V35H219V33H220L221 35L215 37L216 39H217V38H218V39H217V40H216V39L214 40L213 38H214L215 34L217 35ZM235 33H236V34H235ZM237 33H238V34H237ZM40 34H41V36H40ZM42 34H44V35H42ZM48 34H49V35H48ZM69 34H70V35H69ZM76 34H77L78 36H77ZM84 34H85V35H84ZM123 34H124V33H123ZM149 34H150L151 36H150ZM158 34H159V35H158ZM164 34H165V35H164ZM177 34H178L180 37H179ZM230 34H231V35H230ZM38 35L40 36L39 38H38ZM136 35H138V37H137ZM154 35H155V36H154ZM160 35H161V37H162L161 39H162L163 41L160 40V38H159ZM184 35H185V36L187 35V37H184ZM207 35H208L209 37H207ZM210 35H211V36H210ZM235 35H237V36H235ZM238 35H239V36H238ZM254 35H253V36H254ZM8 36H9V37H8ZM131 36H132V35H131ZM140 36H141V39H142V40L139 39ZM143 36H144V37H143ZM153 36H154V37H153ZM166 36H168V37H166ZM189 36H191V37H189ZM224 36H225V37H224ZM230 36H232V37L235 36V37L232 38V37H230ZM48 37H49V38H48ZM70 37H72V38H70ZM145 37H146V40H148L149 42L147 41L146 43H144V42H145ZM152 37H153V38H152ZM155 37H157V38H155ZM165 37H166V38H165ZM174 37H176V38H174ZM178 37H179V39H178ZM220 37H222V38H220ZM229 37H230V39H232V40H230ZM261 37H262V36H261ZM13 38H14V39H15V38L17 39V40L15 39V41H18L17 43H20L19 40H20V41H23V42H25L24 40H26V43H27V44H24V43L22 42V43H21V44H22V47H23V46H24V47H23L22 49H19V48H21L20 45L18 44V45H19V46H18L17 43H14V41H13L14 39H13ZM23 38H24V40H23ZM25 38H26V39H25ZM36 38H37V39H36ZM40 38H41V39H40ZM46 38H47V39H46ZM77 38H76V39H77ZM91 38L94 39V40L92 39L93 42H94V41H95V42L97 41L98 44H97V42H96L97 45H96L95 43L93 44V42L91 41ZM105 38H108V39H109V41H108V39H107L108 43L111 42V41H113V43H114V44L112 43V44L110 45V46H113V45H114V48H113V47H110V48H109V49H110V53H106V52L102 51V53H104L105 56H106V54H107V55H108V54L110 55V57H111V61H112V58H113V61H114V62H113V61H112V62H113V64H114V66H113L112 68H114V70L111 69L112 71L110 70V68H111L110 66L113 65V64H110V63L107 62V61L109 60V58H107V56H106L107 59H104V58H105V57H103L104 55H101V54H100V56L98 55V57H99V61H100V62H98V65H97V63H94V66H93V64H92V66L88 65V63L90 64V62H87L88 60H86V59H88V58H90V57H93V58H94V55L92 54V52H93V53L96 52V51H94V50H96V49L98 48L97 46L101 47L100 44L103 43V42H100V43H99V41H104ZM137 38H138V39H137ZM149 38H150L151 40H150ZM158 38H159V39H158ZM168 38H170L172 41H171L170 39L167 40ZM180 38H181V40H180ZM184 38H185V40L187 39V40H186L187 42L184 41ZM12 39H13V40H12ZM38 39H39V40H38ZM80 39H79V40H80ZM89 39H90V40H89ZM110 39H111V40H110ZM112 39H113V40H112ZM143 39H144V41H143ZM212 39L214 40V42L212 41ZM9 40H12V41H9ZM34 40H35L36 42H35ZM79 40L77 39L76 41H74L76 46H78V43H77V42H79ZM98 40H99V41H98ZM105 40H106V39H105ZM139 40H140V41H139ZM166 40H167V41H166ZM178 40H179L180 42H179ZM221 40H224V43H223V44H221V43L223 42V41H221ZM228 40H229L230 42L227 43ZM245 40H246V39H245ZM245 40H244V42H245ZM263 40H264V39H263ZM263 40H262V41H263ZM5 41H7V42L9 41V42L7 43V42H5ZM49 41L46 43V45L49 43V45H50L51 47H53V46L51 45L52 42L50 43ZM90 41H91L92 43H90ZM159 41H161L162 43L160 44ZM169 41H170V42H173V44L170 43V44H171V45H170V44H169ZM215 41H217V42H215ZM11 42H13L12 45L15 44L16 48L18 47L19 50L16 49L14 46H13V47H14V50H15V51H14L13 49H11V46H10V45H11ZM54 42H56L55 39H54ZM54 42H53V43H54ZM104 42H105V41H104ZM164 42H166L167 44L165 43L164 45H162ZM234 42H235V44H234ZM263 42H264V41H263ZM76 43H77V44H76ZM85 43H86V44H85ZM89 43H90L91 45H90ZM179 43L181 44V46H177V44H179ZM183 43H184V44H183ZM203 43H204V44H203ZM211 43H212V44H211ZM216 43H218V44L216 45ZM226 43H227V44H226ZM9 44H10V45H9ZM32 44H33V43H31V45H32ZM73 44H74V43H73ZM115 44H117V45H115ZM158 44H157V45H158ZM190 44H191V45H190ZM214 44H215V46H214ZM225 44H226V45H225ZM228 44H229V46H230V49H229V47H228ZM233 44H234V45H233ZM262 44H264V43H262ZM3 45H4V46L6 45V47H4ZM27 45H28V47H27ZM82 45H83V46H82ZM88 45H90V46H88ZM165 45H169V46H167V49H166V50H165V48H166ZM172 45H173V46H172ZM174 45H175V46H174ZM182 45H183V46L186 45V47H187L188 45H189V46H188V48H186L185 46L183 47ZM207 45H208V46H207ZM210 45H211V46H210ZM9 46H10V47H9ZM94 46H93V47H94ZM128 46L131 47L132 49L129 48ZM149 46H154L155 48H154V47L151 48V47H149ZM161 46H162V47H161ZM176 46H177V47H176ZM204 46H206V47H204ZM220 46H221L222 48H223V47H224V48L222 49ZM232 46H233V47H232ZM7 47H9L10 49L7 50V49H8ZM13 47H12V48H13ZM102 47H103V48H102ZM102 47H101V50L104 49V47H105L104 50L107 51L108 45L106 46V44H105V45L102 46ZM169 47H172V48L170 49ZM203 47H204V48H203ZM207 47H208V48H207ZM210 47H211V48H210ZM215 47H216V49H215ZM263 47H264V45H263ZM24 48H26V49H24ZM115 48H116V49H115ZM124 48H125L127 51L123 50ZM128 48H129V49H128ZM157 48H158V51L156 50ZM163 48H164V50H163V52H162V49H163ZM173 48H174V49H173ZM189 48H190V49H189ZM213 48H214V49H213ZM226 48H227L229 51H227ZM234 48H235V49H234ZM4 49H6V52L8 51V53H11V52H12L13 55H14V52H15L16 55H17L18 53L21 54L22 52H23V53L25 52V53H24V54H25V56H24L25 59H23L22 62H20L21 60H19V57H20V59H21L22 56H19V54H18L19 57L16 56V55L13 56V57L16 56L15 58L8 57L9 54H6V52L3 53V50H4ZM109 49H108V51H109ZM114 49H115L116 52L114 51ZM172 49H173V50H172ZM181 49H182V50L184 49V50H183L184 52L181 51ZM186 49H188L189 51L186 50ZM207 49H209V51H210V50H211V51L208 52ZM220 49H221V50H220ZM225 49H226V50H225ZM231 49H232V50H231ZM233 49H234V51L237 49V50H236L237 53H236V52L234 53ZM11 50H12V51H11ZM17 50L19 51L18 53H17ZM85 50H86L87 52H85ZM101 50H99V51L97 50L98 53L101 52ZM112 50H113V51H112ZM131 50H132L133 52L136 51V52H134V53H135V55H137L138 57L135 56L134 54H132V51H131ZM138 50H139V53H138ZM146 50H147V52L149 51V52H151V53H149V52L147 53ZM150 50H151V51H150ZM153 50H154V51H153ZM155 50H156V51H155ZM159 50H161V52H160ZM171 50H172V51H171ZM175 50H176V51H180V52L177 53ZM218 50H219V51H218ZM224 50H225V51H224ZM9 51H10V52H9ZM13 51H14V52H13ZM52 51H54V53H53ZM78 51H79V54H77ZM108 51H107V52H108ZM129 51H131V53H130ZM143 51H144V52H143ZM166 51H167V52L169 51L170 53H169V52L167 53ZM186 51H187V52H186ZM191 51H192V50H191ZM212 51H213V52H212ZM216 51H217L218 53H217ZM220 51H222V52H220ZM226 51H227V52H226ZM20 52H21V53H20ZM41 52H43V50L40 51L39 53L41 54ZM57 52H59L57 55L60 56V57H61V55H59L60 53H62V54L64 55L63 57H61V60H62V61L60 60L59 57H57V55H56V57L59 58V59H55V60H54V59H51V57L54 58V56H55V54H56ZM65 52H66V53H65ZM76 52H77V53H76ZM81 52H82V53H81ZM90 52H91V53H90ZM112 52H113V53H112ZM114 52L116 53V57L118 56V58H119V56H120V58H121V59H118V58H117L118 63L115 62V61H116V59H115L116 57H115V56L112 57V56L115 54ZM120 52H121V53H120ZM128 52H129V54H128ZM142 52H143L144 56L142 55ZM157 52H158V54H156ZM174 52H175V53H174ZM182 52H183V53H182ZM188 52H189V53H188ZM232 52H233V53H232ZM51 53H52V55H54V56H52ZM67 53H68V54H67ZM72 53L75 54V55H74V56L71 55ZM80 53H81L82 55H81ZM136 53H137V54H136ZM140 53H141V54H140ZM146 53H147V56L145 55ZM162 53H163V55H162ZM179 53H180V54H179ZM184 53H186V55H185ZM205 53H209L210 55L205 54ZM213 53H214V55H213ZM215 53H216L217 55L221 53V54H222V57H223V55H224V57L222 58V57H221V54L218 55L219 57H217V55H216ZM226 53H227V54H226ZM1 54H2V55H1ZM5 54H6L7 57L5 56ZM12 54H10V56H11ZM24 54H22V55H24ZM33 54H35V55H33ZM43 54H46V53H43ZM65 54H66L67 56H66ZM88 54H89V55H88ZM94 54H96V53H94ZM111 54H112V56H111ZM119 54H120V55H119ZM121 54L124 55V56H122ZM139 54L142 55V56H140ZM152 54H156V55H154V56L156 57L155 59H157L158 61H157V60H154V57H153ZM159 54H160V58H162V59H160L159 57H158L159 59L157 58V56H159ZM166 54H168V56H166ZM170 54H171V55L176 54V55L173 56V57H171ZM229 54H230V55H229ZM231 54H232V55L234 54L233 57H231V56H232ZM32 55H33V57H32ZM68 55H69V56H72L73 58H72V57H71V58H72L73 60H72ZM76 55H77V56H76ZM79 55H81V56H79ZM91 55H93V56H91ZM109 55H108V57H109ZM129 55H130V56H129ZM131 55H133V56H131ZM148 55H149V56H148ZM205 55H206V56H205ZM207 55H208V56H207ZM215 55H216V56H215ZM226 55H227V56H226ZM235 55H236V56H235ZM34 56H35V57L37 56V57L35 58ZM75 56H76L77 58H76ZM84 56H86V58H85ZM87 56H88V57H87ZM101 56H102L103 59L100 58ZM134 56H135L137 59H136V58H133ZM139 56L141 57V59H139V58H140ZM145 56L149 58V60H148V59H147V60L150 61V64H149L148 62L145 61V60H146V59H145V58H146ZM165 56H166V58H165ZM209 56H210L211 58H212V56H214L215 58L211 59ZM228 56H229V57H228ZM263 56H264V52H263ZM38 57H39V58H38ZM41 57H42V58L44 57V58H43L44 60H42ZM48 57H49V59H51V61H50L49 59H48L49 61H47V58H48ZM56 57H55V58H56ZM65 57H67V58H66L67 60H68V57H69V58H70L69 61L71 60V62L73 63V64H72V63L70 62V63H71V66H72V67L75 66V67H74V68H71V67L69 66L70 63H68V64H65V65H64L65 67H63L64 69H62V70L60 71V68L58 67V68H59V69H58L56 64H58V65L61 64V63L64 64V62H65L64 60H66ZM78 57H79V60H78ZM80 57L84 60V62L82 61V62H83V65H82V66H80V65L78 66V64H80V62H81V58H80ZM98 57H97V54H96V56H95L96 61H94V62H97ZM123 57H124V58H123ZM128 57H130V58L132 57V58H131L132 60H131L130 58H128ZM142 57H144V59H145L144 61H142V60H143ZM152 57H153V60H152ZM167 57H168L169 60L167 59ZM183 57H186V58H183ZM205 57H206V58H205ZM220 57H221V58H220ZM37 58L39 59V60H38L39 62L36 61ZM62 58H64V60H63ZM164 58H165L166 60H165ZM174 58L177 59V60L174 61ZM228 58H229V59H228ZM13 59H16V60L14 61ZM76 59L78 60V63H76V62L74 61V60H76ZM122 59H123L124 61H120V60H122ZM125 59H129L128 63H129V62L132 63L133 66L136 64L135 62H138V59H139V60H141V61H139L141 65H140V67H139V66H138V65H139V62H138V65H137L138 67H137V68H136V66L133 67V66H131L132 64H130V65H128L130 68L126 65V66H125L126 68H124V67L122 66V67H121L122 69H121L119 66L121 65V63H125ZM133 59H136V61L134 62ZM208 59H210V61H209ZM226 59H227V60H226ZM8 60H9V61H8ZM56 60H57V61H61V62L57 63ZM77 60H76V61H77ZM91 60H93V59L90 58V61H91ZM103 60L105 61V63H103ZM204 60H205V61H204ZM224 60H225V62H224ZM2 61H3V60H2ZM2 61L0 60V62H1L0 65H2ZM6 61H3V62H5L4 64H6ZM111 61H109V62H111ZM119 61H120V64H119ZM151 61H154V62L151 63ZM155 61H156L157 63H156ZM176 61H177V63H176ZM186 61H187V60H185L184 63H185ZM208 61H209V63H208ZM219 61H220V62H219ZM227 61H228V62H227ZM14 62H15V63H14ZM27 62H28V63H27ZM41 62H42V63H41ZM54 62H56V63H54ZM67 62H68V61H67ZM67 62H65V63H67ZM74 62L76 63V65H74ZM82 62H81V63H82ZM91 62H93V61H91ZM112 62H111V63H112ZM142 62H143V64H142ZM145 62H146V63H145ZM178 62H179V63H178ZM13 63H14L15 65H13ZM23 63H24V62H23ZM32 63H33V64H32ZM53 63H54V64H53ZM100 63H102V64H100ZM107 63H108V65H110V66H108ZM115 63H117L118 70H117V67H116ZM4 64H3L2 66H6V65H8V64H6V65H4ZM9 64H10V63H9ZM17 64H18V63H17ZM28 64H29V65H28ZM37 64L34 65V66H37V68H38V65H37ZM52 64H53V65H52ZM86 64L89 66L90 69L87 70L88 66H87ZM95 64H96V65H95ZM125 64H127V63H125ZM146 64H147V65L149 64V65H148L149 67H148ZM171 64H172V65H171ZM174 64H175V65H174ZM201 64H203V66H202ZM18 65H20V64H18ZM18 65H16V66H18ZM21 65L23 66V64H21ZM21 65H20V66H21ZM43 65H42V66H43ZM45 65H44V66H45ZM66 65H67V66H66ZM99 65H100L101 67H100ZM102 65H104V67H102ZM122 65H123V64H122ZM142 65H143V67H142ZM144 65H145V67L147 66L146 69H145ZM150 65H152V67H151ZM221 65H222V67H220ZM225 65H226V66H225ZM228 65H229V63H228ZM8 66H9V65H8ZM20 66H19V67H20ZM34 66H32V67H34ZM44 66H43V67H44ZM59 66H60V65H59ZM76 66H77V67H76ZM86 66H87V68H86ZM98 66H99L100 68H99ZM107 66H108V67H107ZM200 66H202V67L199 68ZM40 67H39V68H40ZM43 67H41V68H43ZM68 67H70V69H69ZM93 67H94V68H95V67H98V68H95V69H94ZM127 67H128V68H127ZM131 67H132L133 69H132ZM150 67H151V68H150ZM61 68H62V64H61ZM66 68H67V69H66ZM78 68H77V70L75 69V70H76V73L78 74V75H77V74L75 73V74L77 75L76 78H79V77H78V76H79V72H78V70H80V69H78ZM108 68H109V69H108ZM138 68H140V69L138 70ZM142 68H144V69L141 70ZM172 68H173V67H172ZM43 69H45V68H43ZM56 69H57V70H56ZM91 69H93V70H91ZM97 69H98V70H97ZM119 69H120V70H119ZM123 69H124V70L127 69V71L125 72V75H124V70H123ZM136 69H137V70H136ZM199 69H200V70H199ZM54 70H56L57 72H55ZM58 70H59V71H58ZM64 70H65V71H64ZM95 70H96V72H95ZM104 70H107L106 73H105L106 75L104 74V72H105ZM132 70H133V71H132ZM134 70H135V71H134ZM211 70H212V69H211ZM67 71H68V73L66 74ZM71 71L73 72V73H71V74L74 75V70H71ZM89 71H90V72H89ZM99 71H100V72H99ZM113 71H114V72L116 71V72H115V73H116V77H117V76H119V77L116 78V77L114 76L115 73H113ZM120 71H122V73H121ZM136 71H137V72H136ZM101 72H102L103 75H100ZM111 72H112L114 75H112ZM127 72H128L129 74H128ZM131 72H133V74H132ZM138 72H140V73H138ZM162 72H164V71H163V70H162V71H159V70H158V73H157V72H154V73L151 74V75H153V76H151L149 73H147V74H148L147 77L150 76L149 79H153V78H151V77H155L154 79H157V80H158V81H156V80L154 81V79L151 80V81L154 82V83L152 82V84H153V85H154V84L157 85V87H156L155 85H154V86H155V87H154L152 84L150 85V83H151L150 80H149V82L146 81V83H148L149 86H150L151 88L154 87V89H153V88H152V89L154 90V92L156 91V93H154L153 90H149V88L147 87V84H145V82H144V84H145L146 86H145L144 84H143V87L141 86V84L138 85V86H141L142 90L145 89L146 92H149V91H150L149 93L153 92V94L151 93L152 96H155V94H157L156 97H159V95L165 96V95L168 94V93L166 92V91H168V88H166L165 85H166L167 87H168V86L171 87L170 91H168L169 93H170V92L173 93V92H174V88H175L176 85H177V87L175 88V89L178 90V91L175 90V91H176V93H175L176 96H175L174 93H173L174 95H172V93H171L172 96L169 94L171 97L168 96V99L165 98L166 100H168L167 102H166V100H165L164 98H163V100H165V102L168 103V102H170V99H169V98H171L172 101H174L173 98H175V99H177V98H178V99L181 98L180 100H176V101H175V103L178 101V102L176 103L177 106H178V103H179L180 105H179V107H174V108H172V105L170 106L169 104L166 105V103H164V108H163V110L165 109L166 111H167V110H168V111H167V112H166V111L163 112V111H161L162 108L159 109V108H156L157 106H156V107H153V106H152V104H153L155 101H157L156 97L154 98V99H156V100L153 101L152 99H148L147 96H146V94H144V96L146 97V99L151 100L153 103H152V104L150 103L151 105L148 103L149 106H150V107L148 108V109H150L149 113H148V111H147V107H143V108H142V109H143V112H144L146 115H143L142 117L139 116V115H137V117H138V116H139V117H138V119H137V118H136V119L139 120V122H141V123H139L140 125H138V124L136 123V125H137L138 127L140 126V128H138L137 131H140L141 129H143L144 126H143L142 123H144L145 121H146L145 124H144V125H145V128H147L146 125L149 124L148 127H149V129H150V125H151V128L153 127V129H150V130L148 129L149 132H145V131H144V133H145V135H146V134H150V132H152V130H153L154 132L157 130L158 127H155V126H156V125L158 126V124H159L158 121H159V122L161 121L160 123L163 122V126H161L162 124H161V125L159 124V125H160L161 127H163V128L165 127L164 129H165L167 132L164 131V129H163V128H160V126H159L160 129L158 128V130L160 131V134H159V131H156V132H158V134H159V135H157L158 137L155 136V134H156V132H155V133H153V134H150V139H152V141H150V140H148V141L153 142V139H154V136H155V139L157 140V143H158L159 146H160L159 148H161V149L163 148L162 145H164V143H167V145L165 144L166 146L164 145V148L162 149V150H164V151H163V152L161 151V152H162V154H164L165 156H168V155L171 154V150H173L174 147H175L176 149L179 147L177 150L179 151V149H180V153H181V151L184 152V151H183V149H184L183 146H184L185 148H187V149L185 150V152H186V151L191 147V146L189 147V145L191 144L190 141H192V139L196 138L198 135H200V134H202V133L205 134V129L207 130V126H208V130L206 131V135L210 132V130H211V126L214 125L215 122H216L215 124H217V122L220 123V122H221V119H222V122H221V123H224V121H223V117H225V119H226V121H227V118H226V117H228V119H229L230 116L216 115V114H209L210 116L213 115V116H212L213 118L211 119V118L207 117L206 111H201V110H200V111H201V112H200V111L197 110L198 105L202 106L203 103H201V102L204 101V100H206L204 97L201 98V96H200V98H199L198 96L195 97L194 94H192V95H190V98H189L190 101H189L188 98H186V97H189V95H187V93H188V92H187V90H188V86H187V84H185V83H187V82L184 81V80L187 79L188 77L185 76V77H186V78H185L184 75H183V76L179 75V76H181V78H183L184 80H182L180 77H176L177 79H176L175 77H173L174 79H172V77H171L172 80H170V81H171V82H170V81H168L170 77H168V80H167V78L164 77L166 74L164 75V73H162ZM223 72H224V73H223ZM64 73H65V75H64ZM93 73H94V74L97 73L96 76H95V75H91V74H93ZM109 73L111 74L112 77L109 76V75H110ZM119 73H121V76H122L121 78H120V74H119ZM130 73H131V74H130ZM136 73H137V74H136ZM155 73H156V74H155ZM159 73H160V74H159ZM161 73H162V75H161ZM210 73H211V78H209ZM222 73H223V74H222ZM117 74H118V75H117ZM127 74H128L129 76L131 75V76H130V77H131V78H130L131 81L129 80V78H127V77H128ZM134 74H135V75H134ZM158 74H159V76H158ZM215 74H216V75H215ZM66 75H67V76H66ZM80 75H82L81 72H80ZM90 75H91V76H90ZM132 75H133V77H134L135 79L132 78ZM160 75H161V78H160ZM163 75H164V76H163ZM198 75H199V74H198ZM249 75H251V74H249ZM252 75H254V74H252ZM252 75H251V76H252ZM63 76H64V77H63ZM92 76H95V77H92ZM106 76H107V78H106ZM254 76H255V78H254V77L251 78V79H252V80H251L252 82L250 81V78H249V79H247V81H243V83L246 82L245 85L247 84L248 87H247V86H246V87H247V89H249L248 91L252 92V94L254 93V92H253L254 89H255V90H254L255 93H256V92H258V94H261V93H262L261 95H259V99H260V98L263 99L264 97H261V96L264 94V89H263V91H261V90H262V88H264V83H263L264 79H263V80H259V79H260L259 74H256V75H254ZM80 77H81V76H80ZM113 77H114V78H113ZM124 77H125V79H124ZM207 77H208V78H207ZM62 78H63V79L65 78L66 80L64 79V81H62V80H63ZM74 78H75V77H74ZM76 78H75V79H76ZM110 78H111V79L113 78V79L111 80L112 82H109V81H110ZM122 78H123V79H122ZM158 78H159V79H158ZM162 78H163V79H162ZM165 78H166V79H165ZM178 78H179V81H178ZM213 78H214V79H213ZM218 78H220V79H218ZM256 78L258 79V81H255V80H257ZM81 79H83V78H79V81H80V82H81ZM126 79H127V81H126ZM132 79H133V80H132ZM211 79H212V81H210ZM215 79H216V80H219V81H215ZM253 79H254V81H253ZM76 80H77V79H76ZM118 80H119V81H118ZM123 80H124V81H123ZM147 80H148V79H147ZM159 80H160L161 82H160ZM162 80H166V81H164V82H166L165 85H164V84H163V85L161 84V83H162ZM176 80H177V81H176ZM181 80H182L183 82H182ZM207 80H208V81H207ZM61 81H62V82H61ZM73 81H74V80H73ZM92 81H91V82H92ZM97 81H96V82H97ZM259 81H260L261 83H263V84H262L263 86H261V83H260ZM75 82H77V81H75ZM80 82H77V83H80ZM98 82H97V83H98ZM106 82H107V83L109 82L108 84H110V83H111V84H110V85L107 84V86H106ZM124 82H127L129 85L131 84L130 87H129V89H128L126 92H125V90H126L125 88H124V91L122 90L123 87L127 84V83L125 84ZM155 82H156V83H155ZM168 82H169L170 84H169ZM178 82H179V84H177ZM184 82H185V83H184ZM210 82H211V83L214 82V83L211 84ZM215 82H216V83H215ZM217 82L219 83L218 86H217ZM248 82H249V85H248ZM250 82H251V83H250ZM253 82H254L256 85L253 84ZM257 82H258V85H257ZM63 83L66 84V85H63ZM72 83H73V85H74V82H72ZM72 83H71V84H72ZM83 83H84V84H83ZM87 83H88V84H86V85H87V87H88V90L90 91V90H91L90 88H93L94 85L91 86V83H90V86H88V85H89V81H88ZM97 83H96V84H97ZM115 83H116V84H115ZM117 83H118V84H117ZM119 83H120V85H121V83H124L125 85L122 84L121 87H120ZM173 83H174V84H173ZM220 83H221V84H220ZM259 83H260V84H259ZM75 84H76V83H75ZM81 84L85 85V82H82ZM92 84H93V83H92ZM94 84H95V82H94ZM128 84H127V86H128ZM202 84H203V85H202ZM205 84H206V86H204ZM207 84H208V85H207ZM214 84H216V87H214V86H215ZM252 84H253V85H252ZM97 85L99 86V84H97ZM114 85H116V86L114 87ZM158 85L160 86V90H158V88H159ZM185 85H186V86H185ZM210 85H211V86H210ZM213 85H214V86H213ZM68 86H70V85H68ZM68 86H67V87H68ZM78 86H79V84H78ZM98 86H96V88H97ZM118 86H119L120 88H118ZM127 86H126V87H127ZM136 86H137V83H136ZM138 86H137V87H138ZM162 86H163V88H162ZM181 86H182V87H181ZM208 86H209V88H208ZM251 86H252V87H251ZM253 86H254V87H253ZM255 86H256L257 88H256ZM259 86H260L261 88H260ZM94 87H95V86H94ZM131 87H132V88H131ZM164 87H165L167 90H166ZM170 87H169V88H170ZM203 87H204V88H203ZM211 87H212V88H211ZM217 87H218V88H217ZM250 87H251V89H250ZM70 88H73V86H71ZM79 88H81V86L76 87V86L74 85V89H79ZM82 88H83V87H82ZM111 88H112V89H111ZM117 88H118V89H117ZM127 88H128V87H127ZM147 88H148L149 91L147 90ZM199 88H200V89H199ZM205 88H207V89H205ZM258 88H259V89H258ZM85 89H86V88H85ZM94 89H92V91H93ZM98 89H99V87H98ZM135 89L138 90V89H140V88H136V87H135ZM135 89H132V90H135ZM155 89H156V90H155ZM172 89H173V91H172ZM204 89H205L206 91H205ZM211 89H212V91H211ZM70 90H72V89H70ZM86 90H87V89H86ZM86 90H85V93L88 92V90H87V91H86ZM117 90H119V91L117 92ZM132 90H131L130 92H132ZM137 90H136V92H137ZM142 90H141V91L138 90V91H140V95H141V93L143 92ZM179 90H180V91H179ZM181 90H182V91H181ZM183 90H185V93H186V92H187V93L184 94V93H183ZM207 90H209V91H207ZM259 90H260V91H259ZM83 91H84V90H83ZM105 91H106V93H107V96H108V95H109V96H112L111 94H112L113 92H114V94H115V91L117 92V94L120 93L117 97H115L114 94H113V95H114L115 98H118V97L120 96L122 100H121V99H118V100H117V99H114V98L111 99V98L105 96V94H106ZM121 91H123L124 94H123V92H121ZM145 91H144L143 93H145ZM157 91H158V92H157ZM162 91H164V92H162ZM193 91H194V92H193ZM229 91L231 92V90H229ZM75 92H76V91H75ZM133 92H134V91H133ZM133 92H132V93H133ZM136 92H134L133 94H138L137 96L139 97V92H137V93H136ZM161 92H162V93H161ZM197 92H198V93H197ZM201 92H202V93H201ZM79 93H80L83 97L86 98V101H84L85 99H84L82 96H81V97L78 96V95H80ZM104 93H105V94H104ZM121 93L123 94V96H121ZM143 93H142V94H143ZM159 93H160V94H159ZM164 93H167V94L164 95ZM177 93H179V94H177ZM180 93H181V94L183 93V94L180 95ZM68 94H69V93H68ZM71 94H72V95H71ZM151 94H148V96L152 98ZM196 94H195V95H196ZM213 94H214V93H213ZM250 94H251V93H250ZM252 94H251V95H252ZM256 94H257V93H256ZM256 94H254V95H256ZM258 94H257V95H258ZM103 95H104V96H103ZM178 95H179V96H178ZM183 95H187V96H185V99H187L188 101H185V100L183 99V98H184ZM203 95H202V96H203ZM77 96H78L79 98H78ZM100 96H101V97H100ZM191 96H192V97H191ZM90 97H91V98H90ZM123 97H124V99H123ZM134 97H135V96H134ZM145 97H144V98H145ZM160 97H161V96H160ZM166 97H167V96H166ZM194 97H195L199 102H198ZM95 98H96V99H95ZM135 98H136V97H135ZM139 98H140V97H139ZM142 98H143V97H142ZM191 98H193V99H195V100H193V99H191ZM92 99H93V100H92ZM100 99H101V100H100ZM109 99H110V102H109ZM137 99H138V98H137ZM140 99H141V98H140ZM159 99H160V98H159ZM161 99H162V98H161ZM161 99H160L159 101H157V102H160V101H161V104H162L163 100H161ZM199 99H201V101H200ZM262 99H261V100H262ZM127 100H129V102H128ZM142 100H143V99H141V101H142ZM192 100H193V101H192ZM107 101H108L109 103H108ZM114 101H116V102H114ZM121 101L123 102V104H122ZM144 101H146V100H144ZM144 101H143V102H144ZM172 101H171V102H172ZM180 101L183 102V103L181 104ZM191 101H192V103H190ZM79 102H80V101H79ZM111 102H114V103L117 104V109H115V108H116V105H115L114 103L111 104V105H112V106L114 105L115 108L111 109V105L109 106V104H110ZM120 102H121V103H120ZM146 102H147V101H146ZM149 102H150V101H149ZM171 102H170V104L173 103V106H176V105H174V104H175L174 102H172V103H171ZM193 102H194V103H197V102H198V103H197L198 105L196 106V104H194ZM263 102H264V100L261 101L260 103H262V105H263ZM88 103H89V104H88ZM106 103H107V104H106ZM119 103H120V104H119ZM124 103H127V104L124 105ZM155 103H156V102H155ZM200 103H201V104H200ZM102 104H103V103H102ZM121 104H122V105H121ZM133 104H134V105H133ZM148 104L145 103L144 106H147ZM184 104H187V105H186L187 107H186ZM192 104H193V105H192ZM88 105H89V106H88ZM154 105H155V104H154ZM156 105H157V104H156ZM158 105H160V104H158ZM188 105L193 106L194 109H191L190 106H189V108H188ZM119 106H120V107H119ZM133 106H136L137 109H136V108H133ZM151 106H152V107H151ZM180 106H182V107L180 108ZM184 106H185V107H184ZM183 107H184V108H183ZM195 107H196V108H195ZM132 108L134 109L133 111H132ZM152 108L157 109V110L159 109L160 111L158 110V114H157V110H153ZM186 108H188V109H186ZM170 109H171V110H170ZM190 109H191V110H190ZM144 110H145V111H144ZM180 110H181L182 113L179 112ZM183 110H186V111L184 112ZM189 110H190V111H189ZM194 110H195V112H194ZM196 110H197V111H196ZM127 111H128V112H127ZM130 111H132V112H130ZM141 111H142V110H141ZM141 111H139V114H140ZM155 111H156V112H155ZM172 111H176V112L178 111L179 113H175L176 116H174V115L171 114ZM191 111H193L194 113L191 112ZM114 112H112L111 115H113ZM159 112H160V113H159ZM162 112H163V113H162ZM199 112H200V114H198ZM96 113H97V112H96ZM128 113H131V114H128ZM136 113H134V114H136ZM141 113H142V112H141ZM144 113H143V114H144ZM168 113H170L171 115L168 114ZM172 113H173V112H172ZM189 113H191V114H189ZM192 113H193V115H192ZM195 113H196L197 115H196ZM201 113H202V114H201ZM207 113H211V112H207ZM93 114H94V115H93ZM121 114H122V115H121ZM123 114L128 115V116L131 117V118L129 119V118H127V117H128V116H127V117H125V119L127 118V120H125V119H124V116H125V115H123ZM154 114H157V115H154ZM163 114H164V115L166 114L165 116H166L169 120H168ZM167 114H168V115H167ZM173 114H174V113H173ZM186 114L189 115L190 117H189V116H186V117H185ZM203 114L206 115V116L204 115V117H207V118H208L207 120L205 119L206 121H210V120H213V121H214V123L211 124V126H209V125L204 126L205 123H202L203 121L205 122V120H203L204 118H202V120H203L202 122H200V121H198V122L195 121V117H197V118H196V120H197V119H198L201 115H203ZM101 115H102V116H101ZM140 115H141V114H140ZM158 115H159V116H158ZM160 115H161V116H160ZM180 115H183V116L180 118ZM191 115H192V116H191ZM198 115H199V116H198ZM209 115H208V116H209ZM215 115H216L217 117H219V116H223V117H221V119L219 118V120H217V119H215ZM106 116H107V119H106L107 121L105 122V119H103V118H105ZM154 116H155L156 118H155ZM163 116L165 117V120H163V118H164ZM168 116H169V117H168ZM193 116H194V119H193ZM102 117H103V118H102ZM122 117H123V119H122ZM135 117H136V116H135ZM135 117H134V119H135ZM149 117H151V118H150L151 120L148 119ZM173 117H174V119H177V120L175 121V120L173 119ZM184 117H185V118H184ZM188 117H189V118L192 117L193 120H192V119H191V120H192L193 122H191L190 119H187ZM202 117H203V116H202ZM120 118H121V120H120ZM141 118H144V119H142L143 122L141 121ZM161 118H162V119H161ZM182 118H183V119H182ZM134 119H133V120L131 119V120L133 121V122L131 123V124H133V125H131L132 127H131V126H130L131 128L128 127V128L131 129L132 131H133L132 128L135 127V125H134ZM147 119H148V121H147ZM156 119H158V120H156ZM159 119H160V120H159ZM172 119H173L175 122L178 121V124H181L182 121H184V122H182L181 126L179 125V128H177V127H178V126H177L178 124H177V123H173L174 121H173ZM178 119H179V120L182 119V121H181V120L179 121ZM185 119H186V120H185ZM200 119H201V117H200ZM230 119H233V122H232L231 120H229V121H230L229 124L233 123V124H232L233 126H234V122L238 121L237 123H241V122L243 121V120L241 119L242 121L240 122V120H239L240 118H237L238 120H236L234 117H233V118H230ZM102 120H103V121H102ZM113 120H114L115 122H116L117 120L121 121V122L118 123L119 126L117 125L119 128L116 127V123H117L118 121H117L116 123H114ZM167 120H168V121H167ZM171 120H172V121H171ZM189 120H190V122H189L190 125L187 124V122H188ZM234 120H235V121H234ZM125 121H126V122H125ZM135 121H136V120H135ZM151 121H152V123H155L156 125L154 126V124H153V125L150 124ZM185 121H187V122L185 123ZM194 121H195V122H194ZM213 121H211L210 123H212ZM229 121H228V122H229ZM245 121H247V122H246L247 124H246L245 126H248V124H250V122H248V119H247V120L245 119ZM245 121H244V124H245ZM99 122H100L101 124H100ZM103 122L105 123V126H106V127L108 126L106 129H109V127L111 128L113 125H112V126H110V125L114 123V127H112V128H114V129L111 128L112 130L109 129L110 131H109V130H106V129H103V128H104V123H103ZM136 122H137V121H136ZM148 122H149V123H148ZM165 122H167V123H165ZM168 122H169V128H168V129L170 130V133H169V130L166 129V128L168 127ZM170 122H172V124H170ZM179 122H180V123H179ZM199 122H200V123H199ZM107 123H108L109 125H108ZM146 123H147V124H146ZM164 123H165V124H164ZM191 123H192V124H191ZM194 123H195V124H194ZM196 123H197L199 126H201V123H202L203 129H204V132H203V129H202V131H201V129H200V128H202V126L199 127ZM221 123H220V124H221ZM225 123H227V122H225ZM92 124H93V123H92ZM126 124H125V126L123 127V130L120 129V132H121V130H122V132H123V131H124V128H125V131H127V129H126V128H127ZM174 124H175V125H174ZM176 124H177V125H176ZM184 124H185V125L187 124V126H188V128H187V126H185V127H186L185 129H186V130L184 129ZM203 124H204V125H203ZM207 124H208V122H207ZM220 124H219V125H220ZM227 124H228V123H227ZM229 124L227 125V126H228V129H229V131L232 132L233 127L231 126L232 129H230V128H229ZM235 124H236V123H235ZM244 124L241 123V126H243ZM94 125H95V124H93V126H94ZM99 125L94 126V127H98ZM171 125L173 126V128H172ZM196 125H197V126H196ZM237 125H239V124H237ZM137 126H136V127H137ZM141 126H143V127L141 128ZM182 126H183V127H182ZM217 126H218V125H217ZM217 126L215 127V125H214L213 127L216 128L217 130H219L222 126H224V124L221 125L220 128H218L219 126H218V127H217ZM227 126H226V128H227ZM154 127L156 128V130L154 129ZM181 127H182V128H181ZM193 127H194V128H193ZM195 127H196V129H195ZM197 127H198V130L200 129L199 132H198V130H197ZM204 127H205V128H204ZM213 127H212V128H213ZM115 128H116V129H115ZM174 128H175L176 131H179V130H180V133H181V131L183 132V134L185 133V136H186L187 133H188V134H191V133H193L194 131H196V132L193 133L194 135H196V137L194 136V138L190 139V135H189V138L186 136V137L183 138V140L181 139L182 142H181V141H179V142H175L177 145L174 144V143H172L171 141L169 142V141H164V140L161 139V137H162L163 139H165V138L167 139V137H166V136H161V137H160V135H164V134L166 135V133H167L168 136L171 135V134H176L177 132H175ZM192 128H193V130H191ZM223 128L225 129V126H224ZM223 128H222V129H223ZM177 129H179V130H177ZM182 129H183V130H182ZM188 129H189V131H187ZM216 129L213 130V131L211 130V133H209L208 135L211 134L209 137H210L211 139H212V137H213V139H215V141H213L214 145H217V146H218V144L215 143V142H216V137H217V140H218V137H219L218 132L221 131V129H220L219 131H217ZM228 129H225L224 131H223V130H222V131H223L225 134H226V132H227V135H228L229 138L226 137L227 135H225V134H224V136L221 135V134H223V132L221 131L222 133H221L220 135H221L222 137H219V138H220L221 140H222V138H224L223 142H224V141L226 142L228 139L231 140V138H232V137L230 138V136H229V135H230L229 133H231V132H229ZM95 130H96V129H95ZM143 130H144V129H143ZM143 130H141L142 133H143ZM161 130H163L162 132H163L164 134L161 133ZM173 130H174L175 133H172ZM235 130H236V128H235ZM235 130H234V132H232V133H233L232 136L234 137V140H231V141L228 140L226 143L224 142L225 144H223V142L221 141V142H222V145L219 144L221 148H222L223 146H225V147H223V149H226V145H227V144H230V143L232 142L231 145H230V148H231V146H232V147L235 146V147H234L235 151H236V148H237V151H238L239 149H241V146H242V149H241V150H242V153H243V152H245V151H249L250 149L248 150V147H250L251 145L254 144V146H256V145H255L256 142L254 141V142H252L253 144H250L248 147H245L246 149H244V146H247L250 142L247 140V137H246L245 135H244V137H242V136H243V135H242V132L240 133V136H241V135H242V136H241L240 139H239V138H238V137H239V135H238L239 132H238V131H240V130H238V128H237L236 132H238V133H236ZM96 131H97V130H96ZM129 131H130V130H129ZM129 131H128V133H130ZM134 131H136V128H134ZM134 131H133V132H134ZM141 131H140V132H141ZM146 131H147V130H146ZM190 131H191V133H189ZM208 131H209V132H208ZM215 131H217V134H216ZM110 132H111V134H110ZM114 132H115V133H114ZM200 132H202V133H200ZM207 132H208V133H207ZM228 132H229V133H228ZM107 133H108V134H107ZM123 133H124V132H123ZM128 133H125L126 136H124L123 139L129 136V137H130V140H131L130 144L133 143L134 141H137V139H140L141 136L143 135V134H142V135H140V137H139V136H138L139 133H137L136 136L139 137V138H137L136 136H135L134 138H131L130 135H132V134H128ZM195 133H196V134H195ZM199 133H200V134H199ZM109 134H110V135H109ZM133 134H134V133H133ZM140 134H141V133H140ZM177 134H179V133H177ZM193 134H192V135H193ZM203 134H202V135H203ZM212 134H213V135L216 134V135H215L216 137H214ZM234 134H235L236 136H235ZM106 135H107V136H106ZM119 135H120L121 137L123 136L121 133H120ZM134 135H135V134H134ZM145 135H144V138H143V136H142L143 139L138 140V142L141 141V140H142L141 142H143V141H147L146 138H147V137L149 138V136L146 135V136H147V137H146ZM192 135H191V137H192ZM202 135H201V136H202ZM206 135H204V136L207 137ZM217 135H218V136H217ZM237 135H238V136H237ZM211 136H212V137H211ZM129 137H128V138H129ZM132 137H133V135H132ZM145 137H146V138H145ZM152 137H153V138H152ZM159 137H160V139H161L163 142H160V143H159V140H158ZM117 138H119V137H117ZM136 138H137V139H136ZM148 138H147V139H148ZM198 138H199V137H198ZM201 138H202V137H201ZM201 138L198 139L199 142L201 141V140H200ZM227 138H228V139H227ZM241 138H242V139H241ZM126 139H127V138H126ZM132 139H133L134 141H132ZM135 139H136V140H135ZM184 139H187V140L185 141ZM188 139H189V140H188ZM203 139H204V137L202 138V140H203ZM207 139H208V138H207ZM207 139L205 138V140H207ZM211 139H210V140H211ZM226 139H227V140H226ZM232 139H233V138H232ZM235 139H237V140L239 139L238 142L241 141V142H239V144L241 143L242 145L240 144V146H239L238 143H237V146H236L235 143H236L237 140L235 141ZM118 140H119V139H118ZM118 140H116V138H115V140H112L111 143H110V142H109V144L107 143V144L105 145L106 148H104V147H102V148H100V147H96V145H95V147H93L95 150L93 149V150L89 153V155H88V156L91 155L90 158L88 157L89 162L86 160V161L89 163V165H90L89 173H90V180H91V181H89V182H93L92 184H93V185H96V186H100V185L102 184L101 189L103 190V193H101V195H103L102 197H101L100 195L97 196V194H99V193L94 194V198L92 197L93 199H92L91 202H90V203H92L91 209H92V210L95 209V207L93 208V203H97L96 205L99 206V202H100L101 204H102V203H104V204H106V205L108 204L109 207H110V209H109V207H107V208H108V212H105V213L103 212L104 215H105V216H103V218H102V215H103V214H101V218H98V217H100L99 214L102 213L101 210L98 211V209H97V210L95 209V210H93V211H88V213L91 212V215L94 214L95 217H92L93 215L91 216L90 214H87L86 228L84 227V229H87V230H86V236H85V234H84L83 232H81V235H83L82 237H85V238L87 237V238H88V240H89L88 242H89L90 245H91L92 242L95 241V238H97L96 241H98L99 238H101V237H104V238H105V237H107V236H109V235L112 237V236H114V234H115L116 237L118 236L117 239H118L120 236H121V237H122V236L125 237V235H127V236L130 235V236H129L130 238H128V237L126 236V240H125V239H122L123 243H122V241H121L120 238H119L120 242H119V240H118V242H116V241H115L116 239L113 241V238H114V237L111 238L110 241H111V242H114V243H117V244H118V243H121V245L119 244L121 247L123 246L124 242L127 241L128 246H129V244H130L132 250L135 248V246H137L136 249H138V251H136V253H132V254H131L132 251H131L130 248H129V250H130V251H129L130 255H129V253L126 254V255H123L124 253L122 252V253H123V254H122V253L119 251L120 248H118L119 250L114 249V253L116 254L117 251L120 252V253H117V254H116V255H117V259H119L118 257L120 256V254L123 255V256L121 255L122 257L129 255L130 259H131L132 257H134V256H137V257L140 258V257H142V255H140V254L142 253V251H143V255H145V254H144V251H147V252H148V251H151V250L153 249V248H152V249L147 250L146 247H148V246L145 247V244H146V242H149V239L146 238V239H145V243L142 242V241H144L143 238H145L146 236L143 235L142 231L139 232L140 229L144 228L143 231L146 232V233H145L146 235H148L147 232H148L149 234H151V233H152V232L150 233L151 230H154V231L156 230L155 234H156V233L158 234L159 231H160V229H161V231L163 230V227L161 228L159 225H155V226H157V227L154 228V226H153V227H152L153 229H150L149 226H148V225H150V223L147 225L148 221H147V223H146V221H145L146 226H148L147 228H148L150 231H149V230H146L145 223H144V226H143V227L141 226L142 228H140L139 230H138V229L136 230V228H137L136 226H137V225L135 226V224H137L138 219L141 218V217H139V216H138V217H139V218H138L136 215L140 214V212H142V214H145V215H146V213H147L148 210L146 211V213H144V212H145L144 209H139V208L137 209V208H135V207L130 209V207L123 205V203H122L123 200H120V201L118 200L119 203L122 204V205H119V203H118V205L121 206L122 208H121V207H120V208H119V207H116L117 205H115V207H116V208H119V210H118V209H113V208H114V205H112L111 203H109L112 199H111V200H109V199L114 197L113 194H110V193L112 192V188H111V187H115L116 185H117L116 187L120 186V185H118L116 182H117L121 177H125V175H126L127 177H128L129 175H132V176L135 175V176H133V177L138 178V176H139V174H140L139 178H141V172L139 171V168L142 166V168H143V172H145L146 169L151 165V163L154 162V160L152 161L151 158H148L147 160H150V159H151V161H150L151 163H149V162L147 161V162L149 163V165H148V163H147L148 166L146 165V162H145V164L143 163L144 161H143L142 163H140V161H142L141 158H140V159H141L140 161L135 160V161H137L138 163H140L141 166H140L138 163H137V165H136V168L139 167L138 170H137V171H139V174L136 173V172L134 171L135 168L132 169V173L135 172L138 176H137L136 174H134V173H133V174H132V173H131V174H130V173L128 174L129 171L127 172V170L125 171V172H127V174L124 172L125 174L123 175V171H124V170H123V167H124V165H127L129 162H132V161H130V160H131V158H133V157L129 158L130 156H128V158L130 159V160L128 159V163L126 162L127 164H126V163H123V164H122L121 161L124 160L123 162H125V160H126L127 158L124 159V156H122V153H121L120 151H118L117 148H119L120 145H121V146L123 145V144H120V142H119V144H117L116 142H117ZM128 140H129V139H127V141H128ZM156 140H155V142H154L155 145H154V143H153L152 146H151L150 142H148V141H147L148 143L146 142V143H147V146L149 147V148L147 147V151H148V149H150V147H153V146H156V145H157ZM243 140H245V141L247 140L249 143H247V145H245V142H244ZM127 141H126V142H127ZM184 141H185L186 143H185ZM188 141H189V142H188ZM218 141H219V140H218ZM218 141H217V142H218ZM233 141H234V146H233ZM242 141L244 142V144L242 143ZM121 142L124 143V141H122V140H121ZM138 142H136V144H137ZM141 142H140V143H141ZM183 142H184V143H183ZM193 142H194V143H195V142L197 143V144L195 143L196 146L199 145V144H204V143H203L204 140L201 141V143H199V142H197V139H194ZM193 142H192V148H190L189 151H191V150H196V149H197L196 146L193 144ZM208 142H209V140L205 142V143H206L205 146L207 145ZM221 142H220V143H221ZM229 142H230V143H229ZM112 143L119 145V147H116L117 145H114V144H112ZM128 143H129V142H128ZM140 143H139V144H140ZM171 143H172V144H171ZM188 143H189V145H188ZM198 143H199V144H198ZM209 143H210V144H209ZM209 143H208V146H210V145L212 144V140H211V142H209ZM124 144H125V143H124ZM143 144H145V142H143ZM148 144H150V146H149ZM169 144H170V145H169ZM178 144H179V145H178ZM107 145H109V146L107 147ZM127 145H128V144H127ZM141 145H142V144H141ZM173 145H175V146H173ZM180 145H182V146H180ZM187 145H188V146H187ZM113 146H114L115 148H114ZM129 146H130V145H129ZM133 146H134V145H133ZM135 146H136V145H135ZM157 146H158V145H157ZM177 146H178V147H177ZM217 146H216V147H215V146H214V147L210 146V147H211L210 149H212V150L215 151V154H214V155H213V151H210L207 155H206V154H203V156H204V155H206V156L209 155V156H212V157H216L217 155H221V154H217L218 151H221V153H223V152L225 153V152H226V151H223V152H222L223 149H221L220 147H219V148H220V149H219ZM138 147H140V146L138 145ZM138 147H137V148H138ZM169 147H170V148H169ZM171 147H172V148H171ZM180 147H182L183 149H181ZM188 147H189V148H188ZM194 147H195V148H194ZM228 147H229V145H228ZM228 147H227V148H228ZM252 147H253V146H252ZM252 147H250V148H252ZM96 148H97V149H96ZM123 148H124V146H123ZM131 148H132V147H131ZM143 148H144V147H143ZM154 148H155V147H154ZM154 148H153L154 153H155V151H156L155 149H157V150H161V149H158V147H156L155 149H154ZM167 148H169V149H167ZM175 148H174V149H175ZM217 148L219 149L218 151L216 150ZM230 148H228V150H229ZM254 148H255V147H254ZM254 148H252V149H254ZM100 149H101V150H100ZM103 149H104V150H103ZM121 149H122V148H121ZM128 149H129V148H128ZM133 149H136V148H133ZM144 149H145V148H144ZM151 149H152V148H151ZM170 149H171V150H170ZM176 149H175V150H176ZM231 149H232V151H234L233 148H231ZM119 150H120V149H119ZM124 150H125V149H124ZM124 150H122V151L124 152ZM139 150H140V149H139ZM153 150H151V151L153 152ZM165 150H167V151L170 150V152L167 153V152H165ZM226 150H227V149H226ZM241 150L238 151L240 154H241V152H240ZM244 150H245V151H244ZM254 150H255V149H254ZM115 151H116V152H115ZM149 151H150V150H149ZM149 151H148V152H149ZM151 151H150V152H151ZM235 151H234L235 154L240 155L238 152H235ZM128 152H130V149H129ZM128 152H126V153H128ZM132 152H134V151L132 150ZM140 152H141V151H140ZM176 152H177V151H176ZM216 152H217V153H216ZM227 152H228V151H227ZM91 153H92V154H91ZM96 153H97V154H96ZM115 153H116V154H115ZM118 153H119V155L121 154V156H119ZM124 153H125V152H124ZM124 153H123V155H124ZM126 153H125V154H126ZM130 153H131V152H130ZM136 153H137V152H136ZM146 153H147V152H146ZM154 153H153V154H154ZM211 153H212V154H211ZM228 153H230V152H228ZM232 153H233V152H231L230 154L232 155ZM234 153H233V155H234ZM147 154H148V153H147ZM150 154L153 156L152 153H150ZM172 154H173V151H172ZM133 155H134V153H133ZM148 155H149V154H148ZM148 155H147V156H148ZM151 155H150V156H151ZM131 156H132V155H131ZM136 156H137V155H136ZM138 156H139V154H138ZM145 156H146V154H145ZM152 156H151V157H152ZM120 157H121V159H123V160H121ZM141 157H142V156H141ZM134 158H135V157H134ZM134 158H133V159H134ZM136 158H137V157H136ZM144 158H146V157H144ZM144 158H143V159H144ZM152 158H153V157H152ZM118 159H119V160H118ZM137 159H138V158H137ZM154 159H155V162H156V157H154ZM210 159H211V158H210ZM165 160H166V159H164V161H165ZM126 161H127V160H126ZM160 161H161V160H160ZM162 161H163V160H162ZM162 161H161L160 163H162ZM164 161H163V162H164ZM209 161H210V160H209ZM211 161H212V159H211ZM133 162H134V161H133ZM117 163H118L119 165H117ZM167 163H169V161L167 162V160H166V163L164 162L163 164H164V165H169V164H167ZM206 163H207V162H206ZM206 163H205V161H204V163H203V162L200 163L201 165L204 164V165H205V168L202 167L201 165H200V166L202 167V169L204 168V169L207 170V171H211V170L213 169V167H212V169L210 168L211 170H209V164H208V163H210V164L213 163V165H214L215 162H213V161H212V162H208V163H207V167H206ZM129 164H130V163H129ZM134 164H135V163H133V165H134ZM142 164L146 165L147 168H146V166H145V169H144V167H143L144 165H142ZM215 164H216V163H215ZM131 165H132V163L130 164V166H131ZM152 165H153V164H152ZM204 165H203V166H204ZM216 165L218 166V163H217ZM127 166H128V165H127ZM127 166H125V168H126ZM130 166L127 167L126 169L130 168ZM211 166H212V164H211ZM211 166H210V167H211ZM217 166H215V167H217ZM131 167H132V166H131ZM133 167H134V166H133ZM133 167H132V168H133ZM150 167H151V166H150ZM150 167H149L148 169H150ZM120 168H121V170H120ZM153 168H154V167H153ZM92 169H93V171H92ZM118 169H119V170H118ZM204 169H203V170H204ZM151 170H152V169H151ZM130 171H131V170H130ZM141 171H142V170H141ZM109 172H110V173H109ZM118 172H120V173L118 174ZM143 172H142V173H143ZM149 172H154V171H153V170H152V171L149 170ZM121 173H122V174H121ZM148 174H149V173H148V171H147V173L145 172V174H144V173L142 174V177H145L146 175L148 176ZM150 174H151V173H150ZM95 176H96V177H95ZM117 176H119V177H117ZM132 176H130V178H131ZM95 178H96V179H95ZM124 180H126V178H125ZM89 182H88V183H89ZM95 182H96V184H95ZM98 183H100V184H98ZM111 185H113V186H111ZM103 186H105V187H103ZM110 186H111V187H110ZM133 188H134V187H130V189H133ZM104 189H105V190L108 189V190H110V191L107 190V191L104 192ZM140 190L145 191V192H149V191L144 190L143 188L140 189ZM151 191H152V190H150V192H151ZM107 192H108V193L110 192V193L108 194ZM104 193H106V194H104ZM95 195H96V198H95ZM108 195H110V196H108ZM112 195H113V197H111ZM99 196H100L101 198H99ZM85 197H86V196H85ZM85 197H84V200H86V198H87V197H86V198H85ZM115 197H116V198H115ZM115 197H114L115 199H118V198H119V199H120V198L123 199L122 197H117V196H115ZM81 198H83V196H81ZM101 199H103L104 202H103V201L101 202ZM124 199H125V198H124ZM78 200H81V199L78 198ZM89 200H90V197H88L87 201H89ZM98 200H99V201H98ZM126 200H127V199H126ZM97 201H98V202H97ZM113 201L116 202L115 200H113ZM113 201H111V202H112L113 204H115ZM121 201H122V202H121ZM57 203H58V204H57ZM57 203H56L57 206L55 205V206H56V209H57V207H58L57 210L55 209V206H54V203H53V202H51V203L49 202V205H48V203H47V210H49V211L46 210V214H45V217H47V218H46V222H45L44 232H47L48 234L52 232L51 230H53V231H54V230H56V231L59 230V231H60V230L62 229V232H64V230L67 228L66 226H64L65 224H62L64 220L61 219V218L63 217L64 213H66V212L68 213V209H65V208H67L66 203H65V204L63 203L64 205L62 204V205H63L62 207H61V202H60V204H59V201H57ZM50 204H51V205H50ZM77 204H78V202H77ZM101 204H100V205H101ZM110 204H111V205H110ZM116 204H117V203H116ZM212 204H213V205H212ZM212 204H210V205H212L214 208H216V209H217V210H216L217 212L222 213L221 211H225V210H224L225 208H223L222 206H218V205H216L215 203H212ZM59 205H60V207H59ZM106 205H105V206H106ZM49 206H50V207H49ZM51 206H53L52 209H51ZM94 206H95V205H94ZM98 206H96V207H98ZM112 206H113V207H112ZM123 206L128 207L127 209H130V211H132V212H133V210H134V211H135V210H138L139 213H138L137 211H135V214H136L135 216H132L133 214L131 215L132 218H133V220H134L135 217H137V219H135L134 221H133L132 219H131L132 221L128 220V219L130 218V214H131L132 212L130 213L125 207H124V208H125V210H124V209H123ZM99 207H102V206H99ZM111 207H112V209L114 210V211L112 210V211H113L112 213H114V214H112V213L109 211V210H111ZM213 207H212V208H213ZM221 207L223 208V210L220 209ZM53 208H54V209H53ZM63 208H64V210H63ZM91 209H90V210H91ZM100 209H101V208H100ZM103 209L106 210L105 207H104ZM103 209H102V210H103ZM120 209H121L123 212L127 210V211L129 212V213H127L128 215H126V212H125V213L121 212ZM132 209H133V210H132ZM105 210H104V211H105ZM142 210H144V212H143ZM218 210H221V211H218ZM226 210H227V209H226ZM52 211H54V212H52ZM56 211H57V212H56ZM94 211H95V212H94ZM96 211H98V212H96ZM117 211H118V212H117ZM49 212L51 213V215H52V217H53V219H54L55 222H56L57 219H60V220H58V222H56L57 224L60 223V226H58L59 224H58V225L55 224V222H54V221L52 220V218L50 217L51 215H50ZM115 212H116L117 214H119V215L122 213V215L119 216V215H117ZM119 212H120V213H119ZM217 212H216V214H217ZM232 212H237V214H239V215L244 214V211L239 210V209H238V210H232ZM245 212H246V211H245ZM48 213H49V214H48ZM97 213H99V214H97ZM108 213H111V214H110L111 217L108 215ZM133 213H134V212H133ZM137 213H138V214H137ZM148 213H149V215H150V212H149V211H148ZM219 213H218V214H219ZM240 213H241V214H240ZM56 214H58V215L60 214L59 216H61V218L58 217V215H56ZM142 214H141V215H142ZM46 215H49V216H46ZM88 215L90 216V218H89ZM97 215H98V217H97L98 219L96 218ZM106 215H108V217H110L111 219H110V218H107ZM114 215H115V217L117 216V219L119 218L118 220L116 219L117 221L114 220V219H115ZM123 215H124V216L126 215V217H123ZM149 215L147 214V216H146V219H147V220H148L147 217H148ZM56 216H57L58 218H57ZM121 216H122V217H121ZM142 216H143V215H142ZM151 216H152V217H151ZM155 216L159 217V215H157V214H155ZM200 216H201L202 218L205 217V216H203V215H198V216L196 215V219L199 218L198 221H199L200 219H202V218H200ZM48 217H49V219H48ZM128 217H129V218H128ZM149 217H151V218L153 219L154 215H150ZM194 217H195V216H194ZM194 217L192 216V221H193ZM55 218H56V220H55ZM92 218H94V219L96 218V220H97L96 222H98V221H99V223L102 222V223H100V224L96 223V226H97V225H100V226L103 225L102 227H104V226L107 225V226L104 228V229H105L104 232H106V235H107V236H106L105 233H104V234H102L103 236L101 235V237L99 236V238H98V234H99V235L101 234V233H98V231L103 232V231H102L103 228L101 227L102 229H101V228L99 229L100 226H98V229H99V230L96 228L97 231H94V230H96V229L93 230V228H94V226H95V225H94V224H95V222H94L95 220H91V221H89V223H90V224L92 223L94 226H93V225L88 226V225H89V224H88V220H90V219H92ZM106 218H107V219H106ZM112 218H114V219L112 220ZM142 218H145V217L143 216ZM151 218H149V219H150V222H151V220H152ZM159 218H160V219H159ZM159 218L153 219L152 221L155 220L156 224H158V223H159L158 221H159V220H162V219L164 218V219H163V220H164L163 222H165V225H168V226H165V225L163 224V225L166 227L167 230L164 228V230H163L162 232H160V233H162V234H160V235H163L164 231H165V232L167 231V233H169V235H170V233H171L172 230H173L174 233H175L176 228H177L176 226H179V225L176 224V226H175V225L173 226V224H175L177 221H178L177 223H179V224H180V222H181L178 218H176V219H178V220H176L175 218L172 217L173 219L171 220V216H169L168 218H167V216H160ZM189 218H190V217H188V219H189ZM205 218H206V217H205ZM223 218H224V217H223ZM109 219H110V220H109ZM122 219H123L124 222L121 221ZM158 219H159V220H158ZM168 219H170L171 221L174 222V223L172 224V226H173V228L176 227L175 229H173V228H172V229L169 228V227H171V223H170V226H169V224H166V220H167L168 223L170 222V220H168ZM174 219H175L176 222L174 221ZM196 219H195V220H196ZM206 219H209V221L211 220L210 218H206ZM206 219H205V221H206ZM219 219H221V217H220V218H216V222L219 221V223L221 222L222 225H221V223H220V226L217 227L218 223L216 224V227H217V228H216V229H217V233L215 232L216 230L213 231V230L215 229V226H214L215 223H214V225H213V222H214V221L212 222V220H211L210 223L213 225L214 229H212V228H213L212 225H209L210 223H209L208 220H207V221H208V224H205L206 226H205V225H202V224H204L203 221L200 222L201 225H200V224H199V225H196L197 228H198L199 226H201V227L205 230V233L207 234L206 237H209V238L211 237L210 240H209V239H206V237H205L204 239L202 238L203 236H205L204 230H203L202 228L199 227V228H198V231H199V229H200V230H201V231H200V234L203 233L204 235H202V234L200 235L199 233H197L198 231L196 232L197 228H196V230H195V224H196L195 220H194V222H195L194 227H192L193 224L190 225V223H193V222H191V221H186L187 219H185V220L183 219L184 222H188V223H189V224H188V223H184V224H183V222H181L183 225L186 224V228H187L188 230H187L186 228H183V227H182L183 229H182V228H181V229L179 228L178 231L176 232L177 234L175 233L176 235H174V233L172 232V235L175 236V238L172 236V241H173V239H177V241L175 240L177 243L174 241L173 244H172V246L174 247V244H175V246H177V245L179 244L178 247L181 248V249L184 248V247H189V245H190V247H195V248H197V246L200 247V245H201V243H202V245H203L202 247H206L205 249H207V252L210 251V253L207 254L206 250L203 249L204 252H202V247H201V250L199 251V253L202 254L203 257H204V256H207V255H209V254H210L209 256H211V257H213V256H217L216 253L219 251V249H220V251H219L220 253H221V251H223V252H226V251H227V252H228L229 250L232 252V251H234V250H231V249H233V248L235 249V247H234V246H236L235 243L237 244L236 248L239 246V248L236 249V250L240 251V249H241V251H242V249H243V250L245 251L244 248H247V247H248V244L246 245V244L243 242L244 240L242 241L241 239H242V238L244 239V236H245V237L247 236V235H243V234H245V233L248 234V233H247V230L244 229V230H245L244 233L240 234V233L243 231V228L241 227V228H242V231L238 232V230L236 231V226H237V225L234 226V224H232V225H230V226L224 231L225 233H226V232H227V233L230 232L231 234L229 233L230 235L228 234V235L225 236V233L223 234V230H224V228L226 227V225H225V224L223 225V221H220ZM224 219H225V218H224ZM224 219H222V220H224ZM228 219H230V218L227 217V219H225L226 222L228 221ZM47 220H48V221H47ZM49 220L52 221V222H51L52 224H50V221H49ZM101 220H102V221H101ZM126 220H127V221H126ZM139 220L142 221V223H140V222L138 223V228H139V225H141V224L143 225V221H144L145 219H144V220L139 219ZM156 220H158V221H156ZM189 220H191V219H189ZM213 220H214V219H213ZM231 220H233V219H231ZM92 221H93L94 223H93ZM107 221H108V224H106ZM111 221H112V222L115 221L116 223H118V225H116V226H119L120 223H122V222H123V223L119 226L120 229L117 227V231H115L116 228H115V230H114V228H113V224H114L115 222L112 223ZM119 221H121V222H119ZM179 221H180V222H179ZM198 221H197V222H198ZM200 221H201V220H200ZM47 222H48V224H47ZM53 222H54V224H55L56 226L53 225ZM64 222H65V221H64ZM126 222H127V223H131L130 225L128 224L129 227L131 226V227L133 228V227L135 226L133 229L130 227V229H132L133 231L130 230V232H129V227H128V225H127ZM135 222H136V223H135ZM157 222H158V223H157ZM163 222H161V224H162ZM226 222L224 221V223H226ZM230 222H231V221H230ZM230 222H229V223H226V224L229 225V224H231ZM103 223H104V224H103ZM109 223H110L111 225H110ZM132 223H135V224H132ZM206 223H207V222H206ZM235 223L239 225L240 222L237 223V221H235ZM105 224H106V225H105ZM124 224H126V225H124ZM152 224H154V223L151 222V225H152ZM159 224H160V223H159ZM161 224H160V225H161ZM182 224H180V225H182ZM197 224H198V223H197ZM50 225H53V226H50ZM61 225H62V226H61ZM66 225H67V223H66ZM108 225H110L111 227H109ZM122 225H123V226H122ZM187 225H190L192 228H194V231L196 232V233L194 234L195 236L192 235V233H194L193 229H192V231H191V227H190V226H187ZM207 225L210 226V227H207ZM241 225L244 226L243 223H242ZM63 226H64V227H63ZM114 226H115V225H114ZM161 226H162V225H161ZM203 226H204V227H203ZM233 226L235 227L234 230L237 232V235H238V233L240 234L239 236H242V235H243L241 239H237L238 241L235 240V239L237 238V236H236V237H235V236H232V237H231V235H236V234L234 233V231H233V228H232L230 231H227L230 227H233ZM48 227H50V228H48ZM54 227H56V229H55ZM59 227H60V229H57V228H59ZM61 227H62V228H61ZM78 227H79L80 230H81V228L83 229V227H81V226H78ZM91 227H92V228H91ZM122 227H123V228H122ZM158 227H160V229H159ZM167 227H168V228H167ZM179 227H181V226H179ZM221 227H222V228H221ZM223 227H224V228H223ZM90 228H91V229H90ZM108 228L111 229V230H109ZM121 228L124 229V230H125V228H127V229H128V232H129V233H132V234H129V235H128L126 232H124V230H121ZM205 228H207V229H205ZM208 228H211L212 231H213L214 233H211V231H209ZM84 229H83V230H84ZM157 229H159V231H158ZM168 229H171L170 232H169ZM218 229H221V230L218 231ZM222 229H223V230H222ZM237 229H238V227H237ZM88 230H89V231H88ZM106 230H107L108 232H107ZM135 230H136V231H135ZM145 230H146V231H145ZM179 230H182V232H183V230H184V231L187 230V232H189V230H190L191 232H189V233H190L192 236H194V238L191 237V235H187V236H186V234H189V233H187L186 231L183 232L184 235H183L182 232H181L182 235H179V234H181V233H179ZM239 230H241L240 227H239ZM87 231H88V232H87ZM112 231H113V232H112ZM118 231H121V232H118ZM125 231H127V230H125ZM154 231H153V232H154ZM157 231H158V232H157ZM206 231H207V232H206ZM221 231H222V232H221ZM91 232H92V233H91ZM117 232H118V233H117ZM220 232H221V234H220ZM232 232H233L234 234H233ZM47 233H45V234H47ZM94 233H95V234L98 233V234L96 235V237L94 236V235H95ZM109 233H110V234H109ZM111 233H112V234H111ZM123 233H124V235H123ZM134 233H135V234H134ZM139 233H141V234H140V237H141V238L139 237L140 240L143 239L142 241L139 240V242H142V244L144 245L143 247L145 248V250H144V248L142 249L141 253H139V251H140V249H141V248H138L139 245H136L135 243L131 242V241H134V240H136V239L138 238L137 236H138ZM167 233L164 234L165 236L163 235L164 239H163L159 234H158V236H156L154 233H152L153 235H151V236L149 235V237L151 238V237L153 236V237H152V239H153L154 236H155L156 239H158V241H160V240L162 239V240H164V241L161 240L160 242H161V244H164L165 241L167 240L166 237L168 238V237L171 236V235L169 236ZM178 233H179V234H178ZM185 233H186V234H185ZM208 233H210V234H212V235L209 236L210 234H208ZM59 234H60V233H59ZM118 234H119V235H118ZM136 234H137V235H136ZM198 234H199V238H198V240H197ZM213 234H215V237L218 236V234H220L221 236H220V235H219V236H220V237H223L224 239L222 238V240H218V238H220V237H217V238L215 239V237L213 236ZM222 234H223L226 238H225ZM92 235H93V236H92ZM141 235H143V237H142ZM196 235H197V237H196ZM88 236H89V237L91 236L90 239H89ZM110 236L107 237V238H110ZM132 236H133L134 238H133ZM144 236H145V237H144ZM181 236H183V237L186 236L187 239H186V238H183V237H181ZM200 236H201V238H200ZM212 236H213V237H212ZM229 236H230V237H229ZM239 236H238V237H239ZM116 237H115V238H116ZM158 237H161V238L159 239ZM176 237H177V238H176ZM179 237H181L183 241H182L181 239H179ZM188 237H190V238L188 239ZM195 237H196V240H195ZM233 237H234V239H233ZM91 238H93L94 240L91 239ZM104 238H103V241L101 240V246H102V244H105V243H106V239H107V238H105V239H104ZM131 238L134 239V240H132ZM228 238H229V239L232 238V239H230V241H231L230 243H232V240H234V241H233L234 243H233V244H230V246H229L231 249H228V250H221V248H222V247H221L222 244L226 245V244H225L226 240H227V244L229 245V241H228L229 239H228ZM147 239H148V240H147ZM170 239H171V237H170ZM170 239H169V242H171ZM178 239H179V241H182V244H187L186 242H189V245L187 244L188 246H187V245H186V246H185V245L180 246V243H181V242L178 243ZM184 239H185L186 241H185ZM199 239H200V242L198 243L197 241H199ZM201 239H203V241H201ZM205 239H206V240H205ZM212 239H213V241H216V242H213ZM220 239H221V238H220ZM91 240H93V241L91 242ZM104 240H105V241H104ZM124 240H125V241H124ZM150 240H151V239H150ZM189 240H190V241H189ZM193 240H194L195 242H197L198 244H195V242H193ZM217 240H218V241H217ZM239 240H240V242H239ZM108 241H109V239L107 240V243L110 244L111 242H110V241L108 242ZM136 241L138 242V240H136ZM136 241H134V242H136ZM220 241H221V242H220ZM223 241H224V242H223ZM235 241H237V242H235ZM90 242H91V243H90ZM104 242H105V243H104ZM137 242H136V243H137ZM160 242H157V244H156V241L153 240V243L156 244L157 246H156V245L154 246V249L156 248V251H154V249H153L152 251H153V252H158V253H160L161 255H162V254L164 255V252H166V251L162 252V251H160V250H161L160 248H159V250L157 251V249H158V248H157L158 245L161 246ZM190 242H192V244H190ZM205 242H207V244L210 243V244H209V245H210L209 248L207 247L208 245L203 244V243H205ZM208 242H209V243H208ZM217 242H219L220 244L217 243ZM222 242H223V243H222ZM238 242H239V243H242V244L244 243V246L246 245L247 247H244V246H243V248H241L240 246H242V245H240V244L238 245ZM245 242H246V241H245ZM95 243H96V242H95ZM107 243L105 244L106 247L109 246V244H107ZM151 243H152V241H151ZM212 243H213V244L217 243V245L215 244V246H212ZM221 243H222V244H221ZM93 244H94V243H93ZM96 244H97V243H96ZM98 244L100 245V243H98ZM117 244H115V245H117ZM125 244H126V243H125ZM125 244H124V245H125ZM127 244H126V245H127ZM133 244H134L135 246H134ZM137 244H138V243H137ZM142 244H140V247H141ZM149 244H150V242H149ZM166 244H167V243H166ZM193 244H194V245H193ZM107 245H108V246H107ZM218 245H219V246H218ZM224 245H223V248H222V249L229 248V247H227L228 245H226V246H224ZM231 245H232V246H231ZM233 245H234V246H233ZM101 246L98 247V245H97V247H96V246L94 245V246L92 247V245H91V247H92L94 250H97V251H99V253H101V254H100V257H101L100 259H101V260H99V261H100L99 264H101V263L105 264V262H104L105 259H108V260H109V259H110V260L112 259L111 261H113V258H114V260L116 259V258H115L116 255L112 253L113 251H111V250H113V248L110 250V253H112L115 257H113V258H108V256H105V251H107V250H105L106 247H105V246H102V247H101ZM110 246L112 247L113 245L111 244ZM110 246H109V247H110ZM117 246H118V245H117ZM130 246H129V247H130ZM133 246H134V247H133ZM152 246H153V244H152ZM164 246H165V244H164ZM164 246H163V247H164ZM172 246H171V248H170V246H167V248L169 247V249H167L168 252H169V250H171V252H172V248H173ZM183 246H184V247H183ZM249 246H251V245H249ZM111 247H110V248H111ZM113 247L116 248V246H113ZM149 247H150V245H149ZM163 247H162V248H163ZM178 247H176V248L178 249ZM211 247H212V248H211ZM103 248H104V249H103ZM110 248H109V249H110ZM164 248H166V247H164ZM214 248H215L216 250H215ZM217 248H219V249H217ZM106 249H107V248H106ZM109 249H108V250H109ZM136 249H135V250H136ZM199 249H200V248H199ZM208 249H210V250H208ZM211 249H212V250H211ZM213 249H214V250H213ZM115 250H116V252H115ZM178 250H179V249H178ZM178 250L176 251L177 253H178ZM196 250L198 251V249H196ZM133 251H134V250H133ZM181 251H182V250H181ZM181 251H180V252H181ZM212 251H213V252L216 251V253L213 254ZM134 252H135V251H134ZM137 252L139 253V255L137 254ZM174 252H175V249H174ZM176 252H175V254H176ZM182 252H183V251H182ZM182 252H181V253H182ZM235 252H236V251H235ZM107 253H108V251L106 252V255H109V254H107ZM158 253H156V255H157ZM220 253H219L218 256H220L221 259H220V257H218L217 260H227V259H228V256H226L228 253H225V254H223V253L220 254ZM233 253H234V252H233ZM241 253H242V252H241ZM241 253L238 252V254L240 255V257H238L239 260H244V258H246V257H247V260H250V259H251L250 256H247V254H249V252H245V254L247 253V254H246V257H245V255L243 254L244 258H241V257H243V256L241 255ZM112 254H110V255H112ZM118 254H119V256H118ZM133 254H134V255H133ZM135 254H136V255H135ZM146 254H147V253H146ZM151 254H153L154 256H156V255H155L154 253H152V252H151ZM165 254H166V255H164V256H166V258H167V257L170 256L171 253H170V254L165 253ZM175 254L172 253L171 255H173V256H171V258L169 257V260L172 259V258L174 257ZM211 254H212L213 256H212ZM215 254H216V255H215ZM222 254H223L224 256H226L227 259H226V258L222 259V258H223V255H222ZM229 254L231 255V253H229ZM229 254H228V255H229ZM238 254H236V256H237ZM110 255H109V256H110ZM113 255H112V256H113ZM168 255H169V256H168ZM112 256H111V257H112ZM121 256H120L119 261L122 259ZM147 256L150 257V256H152V255H150V253H149ZM209 256H207V257L209 258ZM232 256H233V254H232ZM232 256L229 257V260H232V259L234 260V259L236 258V256H234L235 258H233ZM158 257H159V255L156 256V258H155V257L153 258V259H156V260H154V262H155V261L157 262ZM160 257H163V256H160ZM207 257H204L205 260L208 259ZM135 258H136V257H135ZM135 258H134L133 260H135ZM142 258H144V260H149V259H151L152 257L149 258V259H147V257H142ZM145 258H146V259H145ZM166 258H163V260H165ZM213 258H214V257H213ZM216 258H217V257H216ZM240 258H241V259H240ZM117 259H116V260H117ZM123 259H124L125 261H124ZM123 259H122V262L124 261V262H125L124 264H126V262H127L126 260H130V259H126L125 257H124ZM102 260H103V261H102ZM133 260H131V261H133ZM137 260H138V261H139V260L142 261L141 258H140V259H137ZM137 260H135V262H133V263L135 264ZM163 260H162V262H161V261H159V259H158V261L161 262V264H162L163 262H164L165 264L169 262V260H168V261L166 260L167 262H166V261H163ZM212 260H214V259H212ZM215 260H216V259H215ZM245 260H246V259H245ZM2 261H3V260H0V262H2ZM4 261H5V262H4ZM4 261H3L2 264H5L7 260H4ZM8 261H12V262H11L12 264H15L16 262H17V264H18V263H21V261H23V260H20V262H18L19 260H17V261H16V260H8ZM13 261H15V263H13ZM29 261L31 262V261H33V260H29ZM29 261H28V262H29ZM35 261H36V260H35ZM52 261H55V262L52 263ZM52 261H49V260H48V263H47V261L45 262V260H44V261H43V260H42V261L40 260V262L43 263V264H49V263H51V264H55V263H56V264H60V263H61V264H70L71 262L74 263L75 261L77 262V263L75 262V264H84V263H83L82 261H80V260H75V261H74V260H65V261H67V263H64V260H58L57 262H56V260H52ZM59 261H60V262H59ZM70 261H71V262H70ZM73 261H74V262H73ZM106 261H107V260H106ZM119 261H117L116 264H118V263L121 264V261H120V262H119ZM131 261H130V262L128 261L129 264L132 263ZM171 261H172V260H171ZM24 262H27V260H24ZM33 262H34V261H33ZM107 262H108V261H107ZM114 262H115V261H114ZM148 262H149V261H148ZM148 262H147V264H151V262H153V260H152L150 263H148ZM156 262H155V263H156ZM108 263L110 264V262H108ZM108 263H106V264H108ZM173 263H174V260H173V262H171V264H173ZM6 264H8V263H6ZM122 264H123V263H122ZM145 264H146V263H145ZM153 264H154V263H153ZM156 264H157V263H156ZM158 264H159V263H158ZM168 264H169V263H168Z\"/></svg>",
	"mask_w": 264,
	"mask_h": 264
}]
</instances>
